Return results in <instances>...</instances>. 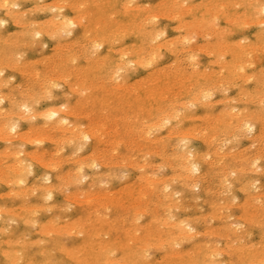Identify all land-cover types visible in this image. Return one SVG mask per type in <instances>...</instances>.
<instances>
[{"label":"rangeland","instance_id":"1","mask_svg":"<svg viewBox=\"0 0 264 264\" xmlns=\"http://www.w3.org/2000/svg\"><path fill=\"white\" fill-rule=\"evenodd\" d=\"M2 0H0V2H1ZM18 1V2H17ZM40 1H43V2H40ZM12 0V2L10 1V4L9 5H11V4H14V3H16V4H21V5H19L20 7H19V9L17 10V9H15L14 11L11 9V11H8L9 9H5V8H3L2 10H1V13H0V18L2 19H4L5 20V22L7 23V24H4V26H0V29L2 30H0V38L2 39V41H1V39H0V49H2V51L0 50V54H2L1 52H3V49H4V55H0V59L2 58V60L4 61V62H6L7 63V65L8 66H2V65H6V63H3L2 61H0L1 63V65H0V70H2V68H4L3 69V73H4V75H2L1 77L2 78H0V83H2L1 85H0V96H5L6 94V98H7V101H4L2 104H3V108H4V111H9V113H10V109H12V111H11V113L13 114H10L12 117L10 118L9 116V113H8V116H7V114H6V112H4L3 111V109H1V111H0V127L2 128V125H3V127H8V125H10V123H12V124H14V123H19V127L20 128H18V130L19 131H21V132H25L26 131V129H27V135L29 136V137H33L34 136V134H35V138H27V137H25V138H19V136L17 137V134L15 135L14 133H13V131H8L7 133H6V136L5 137H1L0 136V138H2V139H0V154H1V152H2V155H1V158H4V159H2L3 161H5V162H1V158H0V164H2V165H0V169H2L3 167H4V169H2V172L0 171V173H3V172H6V173H10V174H6L5 176H4V173L1 175L0 174V176L2 177V176H4V177H2V180H1V177H0V184H1V182L3 181V180H5L6 179V181L5 182H2V184L0 185L1 187H0V194H1V197H0V209H6V207L7 208H9L8 210H7V212L4 214V215H2V216H0V264H48V261H49V263L50 264H66V263H70V264H78L79 262L82 264H85V262L87 263L88 262V264H116V262H117V264H118V262H123V264L126 262L127 264H128V262L127 261H130L131 259H134L136 262H134V264H149V262H150V264H163L164 262L165 263H167V264H171L172 263V261H173V263L172 264H175V262H176V264H184V262H186L185 264H193L194 263V261H195V263L194 264H202V262L204 261V263L203 264H215V263H218L217 261H219V263L221 262V264L223 263V264H231L232 262V264H245V262H246V264L247 263H249V264H251V262L252 261H254V258L256 257L257 258V256H259L258 254H261L260 252H262V251H264L263 250V248H264V246L262 245V241H264V208L262 207L261 208V206H263L264 205V195H262V194H264L263 193V191H264V148H263V146H264V142H263V140H264V117H261L260 115H264V98H262L263 96H264V94H262V93H264L263 91H264V86L262 87V85L264 84V82H262L263 84H261V81H264L263 80V78H264V48L262 49L263 51H261V47L263 46L264 47V44L262 45V46H260V44L261 43H264V41H262V40H264V36H262L261 35V31L260 32H258L260 29H258V28H260L259 27V25L261 24V23H255V22H257V21H261L260 20V18H259V15H258V13H257V10H255V9H258L257 8V6L258 5H260L261 3H264V0H221V1H219V0H217V1H215L214 2V0H187V2L186 3H184L186 0H163L162 1V3H160L159 4V2H161V0H159V2H158V0H134L136 3H134V1L133 2H130V3H128L127 2V0H110V2H112V3H114L115 1H117L118 3H119V8H120V12H121V14L119 13L117 16H112V13L111 14H109V16H107V18H105V16L104 15H102L100 12H99V7L101 6V3H103V1H107V0H86V2H85V0H82V1H84L83 2V4H82V1H77V0H69V2H68V0L66 1L65 0V3L66 2H68L67 4L69 5V4H72L73 2H71V1H74L76 4H77V2L79 3L78 5L79 6H83V7H79L78 5L77 6H75V5H70V6H67V4H64L62 1H64V0H62L61 2H60V0ZM55 2V8H54V6H53V4H54V2ZM114 1V2H113ZM166 1H168V2H166ZM229 1H233V3L232 2H229ZM234 1H236V2H234ZM254 1H255V3H254ZM33 2V3H32ZM40 2V3H39ZM45 2H46V6H45ZM53 2V4H51ZM58 2H60L59 3V5H58ZM71 2V3H70ZM89 2H92L91 4L89 3ZM95 2V4H93ZM141 2V3H140ZM146 4H144V3ZM157 2V3H156ZM174 4V6H173V4ZM198 2H200V4H198ZM206 2H208V3H210V5L208 4V6H204V5H201V3H203V4H207ZM224 2H226V6L224 5V7H223V5H221L220 3H224ZM44 3V4H43ZM47 3H49L48 5H47ZM122 3H123V5H122ZM148 3H152L153 5L151 6L150 4H148ZM155 3V4H154ZM168 3H169V5H168ZM181 3V4H180ZM192 4L193 3V8L195 9V11H193L194 9H192V7H190V11L192 12V13H189L190 11H189V7H187L189 4ZM45 6V7H47V8H45L43 5ZM74 4V3H73ZM163 4V5H162ZM167 4V5H166ZM196 4V5H195ZM225 4V3H224ZM24 5V6H23ZM33 5V6H32ZM43 6V8L41 9L40 8V6ZM62 5H63V7H62ZM66 5V6H65ZM198 5H201V6H199V7H197ZM213 5V6H212ZM228 5V6H227ZM236 5H240V7H238V8H240L239 10H238V8H236L237 6ZM22 6V7H21ZM32 6V7H31ZM61 6V7H60ZM65 6V7H64ZM97 6H98V9H97ZM134 6V7H133ZM144 6V7H143ZM146 6V7H145ZM151 6V7H150ZM155 6V7H154ZM190 6V5H189ZM192 6V5H191ZM212 6V7H211ZM220 6H221V8H220ZM235 6V7H234ZM52 7H53V9H55V11H53V9H52ZM59 7H60V9H59ZM72 7V8H71ZM135 8V7H140V10H139V13L137 12L136 14L137 15H135L136 17V24L138 25V23H142V25H141V23H140V28H147V30H148V32H150L149 33V37L150 38H148L147 40H145L144 42H143V40L141 39V38H138L137 37V35H135L134 33H132V31L130 30V31H128V34H127V32H125V31H123V28H120V29H116L115 28V26H116V24L114 25V24H112L113 26H111V27H109V28H107L104 24H105V20H106V22L107 23H111V19H112V21H115V22H119V20H122V22L123 23H128V21H130V19H134L132 16H131V13H129V12H131V9H133V8ZM141 7H143V8H141ZM148 7H150V8H148ZM154 7V8H153ZM179 7H181V8H179ZM182 7H186V8H188V9H184L185 11H179L178 12V10L180 9V10H183L182 9ZM207 7H211V9L210 8H208L207 9ZM215 7V8H214ZM220 9H222V10H220ZM223 7V8H222ZM228 7H229V9H228ZM245 7V8H244ZM248 7H251V8H248ZM21 8V9H20ZM27 8L29 9V10H27ZM48 8L50 9V10H48ZM63 8H64V10H63ZM75 8V9H74ZM91 8H93V9H91ZM130 8V9H129ZM156 8V9H155ZM198 8V9H197ZM199 8H201V9H199ZM227 8V9H226ZM231 8V9H230ZM253 8V9H252ZM24 9V10H23ZM32 9V10H31ZM39 9H41V10H39ZM44 9H45V12H44ZM57 9V10H56ZM77 9V10H76ZM82 9V10H81ZM124 9H128V10H124ZM136 9V8H135ZM143 9V10H142ZM156 10L157 12L158 11H161V12H156V11H154V10ZM169 9V10H168ZM171 9V10H170ZM196 9H197V11H196ZM215 9V10H214ZM246 9H249V11H247ZM26 10H27V12L29 13V15H30V17L28 16V15H26ZM35 10V12L33 13V11ZM90 10H92V12H90ZM96 12H95V11ZM164 10H166V11H164ZM201 10V11H200ZM204 10V11H203ZM205 10H207V11H205ZM209 10H211V11H209ZM212 10L214 11L213 13H215L216 12V14H218V15H216V14H213L212 13ZM218 10H220V12L218 11ZM225 10V11H224ZM20 11V12H19ZM23 11L25 12V18L23 17L24 15L22 14L23 13ZM41 11V12H40ZM61 11V12H60ZM63 11V12H62ZM72 11V12H71ZM122 11H124L123 13H122ZM145 11V12H144ZM156 12L155 14L156 15H158V17H155V23L153 22V18H154V16H156V15H154V12ZM162 11H163V13H162ZM188 11V12H187ZM222 11H223V13H222ZM17 12H19L20 13V15H19V13H17ZM53 12H56L57 14H55V13H53ZM59 12V13H58ZM77 12V13H76ZM95 12V13H94ZM151 12H152V14H151ZM167 12V13H166ZM169 12H171L170 14H174L175 13V18L173 17L174 15H172V18L170 17L171 15L169 14V18L168 17H166V15H168V13ZM178 12V13H177ZM181 12V13H180ZM202 12H206V14H202ZM217 12H219V13H217ZM225 12H226V14H225ZM15 13V14H14ZM32 13V14H31ZM48 13V14H47ZM55 14V15H57L56 17H55V15H53V14ZM79 13H81L80 14V16H78L79 15ZM89 13V14H88ZM94 13V14H93ZM97 13V14H96ZM128 13V14H127ZM183 13V14H182ZM188 13V14H187ZM204 16H202L201 14ZM208 13H210V14H212V15H210V17L212 18V16H213V18L211 19V18H209V17H207V16H209L208 15ZM229 13V14H228ZM230 13H232V16L234 17H232L231 16V14ZM236 13L238 14V15H236ZM239 13H240V16H239ZM6 14H8L7 16H6ZM14 15V18H11V17H13V15ZM16 14H18V15H16ZM21 14L23 15V16H21ZM36 14V15H35ZM52 14V15H51ZM61 14H63V15H61ZM65 14V15H64ZM76 16H75V15ZM102 15V17H101V15ZM163 14V15H162ZM177 14V15H176ZM179 14H182V16H180ZM185 14V15H184ZM222 14V15H221ZM234 14V15H233ZM16 15V16H15ZM32 15V16H31ZM49 15L51 16V17H49ZM58 15H61V17H65V18H68L69 16V19H72V20H74V18H77V19H80V18H84V16H85V18H84V21H83V19L81 20V24H78V26L76 25L74 28H71V32H66L64 29H60L59 27H58V31H57V33H55V30H57V26H58ZM82 15V16H81ZM89 15V16H88ZM91 15H93V16H95V17H93V16H91ZM145 15V17L146 16H148L147 18H148V21H147V18L146 19H144L143 18V16ZM150 15H152V19L151 18H149V16ZM160 15V16H159ZM162 15V16H161ZM184 15V16H183ZM222 16V18L220 17V16ZM256 15V16H255ZM4 16V17H3ZM11 16V17H10ZM20 16V17H19ZM111 16H112V18H111ZM165 16V17H164ZM176 16H179L180 17V19H179V17H178V19H177V17ZM215 16V17H214ZM218 16V17H217ZM223 16H224V19H223ZM16 17H18V18H16ZM21 17H23V19H21ZM45 17H47V19H45ZM99 17H101L102 19H100ZM140 17V18H139ZM217 17V18H216ZM227 17V18H226ZM231 17V18H230ZM28 18H29V20H28ZM32 18V19H31ZM87 18V19H86ZM89 18H90V20H89ZM105 18V20H103ZM117 18H118V20H117ZM171 18V19H170ZM219 18V20L218 21H216L217 19ZM233 18V19H232ZM239 18H240V21H245L246 23L248 22V24H250V25H248L247 26V24L246 23H244V22H238L239 21ZM14 19V21H12ZM15 19H18L16 22H15ZM20 19V20H19ZM25 19V20H24ZM33 19H34V21H33ZM36 19V20H35ZM37 19H41V20H43V22H45L46 20V22H45V24L42 22L41 23V20H37ZM51 19V21H49ZM61 19V18H60ZM95 19H98V20H95ZM114 19V20H113ZM140 19V20H139ZM201 19V20H200ZM205 19V20H204ZM211 19V20H210ZM213 19H216L215 21V25H213L210 21H214ZM229 19V20H228ZM235 19V21H233ZM236 19H238V20H236ZM246 19H247V21H246ZM249 19V20H248ZM6 20H8V21H6ZM22 20V21H21ZM24 20V21H23ZM88 20V21H87ZM142 20H143V22H142ZM148 22V23H152L151 25L150 24H148L146 21ZM172 20H174V21H172ZM180 20V21H179ZM182 20H183V22H182ZM186 20V21H185ZM188 20H190V21H188ZM208 22H207V21ZM225 20V21H224ZM227 20V21H226ZM29 23V26H27V22ZM33 21V22H32ZM40 22V23H38V22ZM95 21V22H94ZM98 21V22H97ZM102 21H104V22H102ZM108 21H110V22H108ZM125 21H127V22H125ZM139 21V22H138ZM151 21V22H150ZM233 21V22H232ZM237 21V23H235ZM255 21V22H254ZM13 22V23H12ZM24 22V23H23ZM37 22V23H36ZM49 22V23H48ZM53 24H52V23ZM54 22H55V24H54ZM145 22L148 24V25H146L145 24ZM181 24V26H179L178 27V25H180L179 23ZM201 23V24H203V28L202 27H200V29H199V27L197 26V25H195V24H199V23ZM203 22V23H202ZM231 22V23H230ZM251 22H252V25H251ZM254 22V23H253ZM10 23V24H9ZM12 23V24H11ZM17 23V24H16ZM19 23H21L22 24V26H21V24H19ZM32 23V24H31ZM35 23V24H34ZM46 23H48V24H46ZM90 23V24H89ZM98 23H100V25H98ZM171 23V24H170ZM208 23V24H207ZM219 25H218V24ZM230 23V24H229ZM262 23H263V21H262ZM25 24V25H24ZM32 25V27H33V30L34 29H36L35 30V32H33V30H32V27H31V25ZM38 24V25H37ZM83 24H85V25H83ZM88 24V25H87ZM145 24V25H144ZM187 25V27H186V25ZM189 24V25H188ZM209 24H211V25H209ZM229 24V25H228ZM232 24H233V26H232ZM235 24V25H234ZM6 25V26H5ZM18 25V26H17ZM34 25H36V26H34ZM39 25H40V27H39ZM47 26V28H46V26ZM48 25L50 26V28L48 27ZM96 25V26H95ZM98 25V26H97ZM102 25V26H101ZM171 25H173V26H171ZM183 25V26H182ZM191 25H193L192 27H190ZM213 25V27H211ZM224 25H226L225 27H224ZM239 25H242V26H240L239 28H238V26ZM258 25V26H257ZM9 27V28H6V27ZM17 26V27H16ZM41 26H42V28H41ZM84 26H85V28H84ZM93 26L94 27H97V28H93ZM139 26V25H138ZM179 28V29H181V30H177L176 28L177 27ZM208 26H210V28L212 29V28H214L215 30H211V29H209V27ZM219 27V26H221V30H218V29H220V27L219 28H217V27ZM231 26H232V28H231ZM256 26V27H255ZM39 27V28H38ZM54 28V30L52 29V28ZM80 27V28H79ZM90 27V28H89ZM172 29H171V28ZM174 27V28H173ZM180 27H182V28H180ZM223 27V28H222ZM228 27H230V28H228ZM244 27V28H243ZM27 28H28V34H26V32L24 31V30H27ZM43 28H45L44 30H45V32H46V30H47V33H45L44 32V30H43ZM100 28H102V29H100ZM158 28H160L159 29V31H158ZM187 29V31H185V29ZM193 28H197V29H193ZM205 28H207L208 30H211V32L212 33H214L213 35H212V33H210L209 31H207V30H204ZM254 28V29H253ZM5 29V30H4ZM23 30L24 32H25V34L26 35H22V34H20L19 32H21V31H18V30ZM52 29V30H51ZM89 30L90 31V33H89V31H87V30ZM149 29H151V30H149ZM190 29V30H189ZM225 29L226 30H228V31H230L229 29H231V31L230 32H232V33H229L228 35H227V31L226 32H223V31H225ZM15 30V32L16 33H19V34H16V33H13V34H15V35H13L12 34V32ZM30 30H32L31 32H30ZM40 30H42V36L41 35H39V36H37L36 35V32H39ZM105 32H104V31ZM134 30V29H133ZM146 30V31H147ZM161 30H164L165 32H161V33H166V35L164 36L163 34V36L161 35H159L160 36V38L158 39V41H156V38H152L153 37V34H155L154 32L155 31H157L158 33L157 34H159L160 33V31ZM190 31V34L192 35H190V37H191V39H190V42H189V39H187V35H188V38H190L189 37V34H187V32L189 33V31ZM195 30H197V31H195ZM200 30V31H199ZM233 30V31H232ZM246 30V31H245ZM248 30V31H247ZM258 30V31H257ZM23 31L21 32V33H23ZM49 31V32H48ZM94 31H96V32H94ZM203 31V33H201V34H199L200 32H202ZM204 31H206V32H208V35L206 34H204L205 32ZM44 32V33H43ZM59 32V33H58ZM62 32L63 33H65V34H62ZM107 32V33H106ZM130 32V33H129ZM184 32H186V38H184L185 36H184ZM192 32L193 33H195L194 35L196 36V39L195 38H192V37H194V35L192 34ZM252 33V35H251V33ZM257 32V33H256ZM8 33H10V34H8ZM35 33V37H34V34ZM41 33H39V34H41ZM50 33H51V35H53L54 36V33L56 34V37L54 36V38L52 37L51 38V35H50ZM53 33V34H52ZM67 33V34H66ZM68 33H72V34H68ZM85 33H86V35H85ZM89 33V34H88ZM105 33V34H104ZM110 34V36H109V34ZM112 33H114L115 35H112ZM160 33V34H161ZM217 33V34H216ZM220 33H222V34H226V35H223V36H221V35H219ZM248 33H249V35H248ZM255 33V34H254ZM11 35V36H13V37H11V36H9V38L7 37L8 35ZM59 34V37H57V35ZM89 35V37H87L88 35ZM124 34H126V35H124ZM157 34H155L154 35V37L157 35ZM179 35V38H181L182 40H180L178 37H174V36H176V35ZM204 34V37H202V35ZM211 34V35H210ZM7 35V36H6ZM16 35H17V38H16ZM33 35V36H32ZM45 35V36H44ZM66 35V37H64ZM67 35L69 36V37H67ZM92 35H94L95 36V39H96V35H97V37L99 38V36H100V38L98 39L97 38V40H98V43L100 42V48H99V50L97 49V48H95L96 49V51L95 50H93L94 48L93 47H95V44H94V42H95V39H94V36L91 38V36ZM106 35V36H105ZM107 35H108V38H106L107 37ZM112 35V36H111ZM133 35V36H132ZM177 35V36H178ZM210 35V36H209ZM216 35V36H215ZM244 35H246V36H244ZM257 35V36H256ZM21 36V37H20ZM105 36V37H104ZM114 36H115V39H114ZM127 36V37H126ZM206 36V37H205ZM207 36H209V37H207ZM211 36H213V38L211 37ZM218 36H220L219 38H218ZM230 36H232V37H230ZM242 36V37H241ZM38 37V38H37ZM60 37H62V39H59ZM118 37V39H116ZM211 37V38H210ZM216 37L218 38V40L216 39ZM221 37H225L226 38V40H225V38H221ZM230 37V38H229ZM248 37V38H247ZM7 38V39H6ZM36 38V39H35ZM40 38V39H39ZM56 38V39H55ZM58 38V39H57ZM87 38V39H86ZM166 38V39H165ZM172 38V39H171ZM174 38H175V42H172L171 40H173L174 41ZM176 38H178L177 40H176ZM184 38V39H183ZM243 38H245V39H243ZM247 38V39H246ZM252 39L253 41H251L250 39ZM5 39V40H4ZM10 39V40H9ZM15 39H17V42H16V40ZM20 39H22V40H20ZM33 39H35L34 41H32ZM38 39V40H37ZM88 39L90 40V39H92V40H90V41H88ZM107 39V40H106ZM111 40L112 42H110L109 40ZM167 39H170V40H167ZM219 39L221 40V43L222 44H224V45H222L221 43H220V41H219ZM236 39H238V40H242V42H243V44L241 45V43L239 42V41H236ZM15 40V41H14ZM40 40V41H39ZM59 41V46L61 47H57L56 48V43H58V41ZM78 40V41H77ZM94 40V41H93ZM100 40V41H99ZM103 40V41H102ZM119 40V41H118ZM122 40V41H121ZM153 40H154V42H153ZM166 40L167 41H171V42H169V43H173V44H169L168 42H166ZM188 40V41H187ZM194 40V41H193ZM232 40V42H236V43H226V42H230ZM233 40H235V41H233ZM243 40H247V42L245 41H243ZM254 40L256 41H258V42H254ZM9 41H11L12 42V44H11V42H9ZM21 41H22V44H21ZM25 41V42H24ZM26 41H28V44L29 43H31V44H29V46L26 44V45H24V43H27ZM92 41V42H91ZM150 41H152V44L150 43ZM160 41H161V43H160ZM165 42L164 44H162V42ZM183 41V42H182ZM206 41H207V44H208V42L210 43V44H212L213 45V47L215 48L216 47V50H219V53H220V51L222 52V54H227V56L225 55H223V60H222V58L220 57V56H222L221 54L220 55H218V54H216L215 53V51H212V50H214L213 48H212V45H207V44H205L206 43ZM214 41H217V42H214ZM218 41H219V43H218ZM226 41V42H225ZM3 42V43H2ZM5 42H7V43H5ZM34 42H36V43H34ZM44 44H43V43ZM46 42V43H45ZM63 42V43H62ZM66 42V43H65ZM72 42H74V44L72 43ZM76 42V43H75ZM84 43V44H82V43ZM115 42V43H114ZM120 42V43H119ZM134 42V43H133ZM140 42V43H139ZM143 42V43H142ZM159 42V43H158ZM180 42V43H179ZM205 42V43H204ZM225 42V43H224ZM238 42H239V44H238ZM261 42V43H260ZM10 43V44H9ZM33 43L35 44V46L33 45ZM64 43H65V45H64ZM68 43V44H67ZM70 43V44H69ZM90 43V44H89ZM101 43H102V45H101ZM128 43H130L129 45L130 46H128ZM132 43H133V46L134 45H138L139 46V44H140V46H141V44H142V46L145 48V51H144V54H142L143 55V57L144 58H142V59H145V60H143L144 62H146L145 64H144V62L143 61H141L140 63H142V64H140V63H137V64H135V63H130V62H127V60L129 59V57H130V52L128 51L129 49H130V47H133L132 46ZM154 43H156V44H154ZM176 44V46H175V44ZM217 43V44H216ZM244 43H246V44H244ZM253 45H252V44ZM6 44V45H5ZM15 44H18L17 46L15 45ZM60 44H62V45H60ZM111 44V45H110ZM113 44V45H112ZM122 44V45H121ZM123 44H125V45H123ZM157 44H158V46H157ZM160 44V45H159ZM162 44V45H161ZM182 44V45H181ZM200 44V45H199ZM225 44H226V46H228L227 48H226V46H225ZM231 44V45H230ZM237 44H238V47H237ZM255 44V45H254ZM8 45H10L11 47H13V48H11L10 46H8ZM45 45V46H44ZM53 45H55L54 47H55V49H54V47L53 48H51V46H53ZM81 46V48H80V46ZM87 45V46H86ZM96 45H98L97 44V42H96ZM121 45V46H120ZM165 45H166V47H165ZM168 45H170V46H168ZM196 45H198V46H200L202 49L204 48V46H205V49H208V48H206V47H209V46H211V48H210V52H208V50H205V49H203V51L201 50V48L200 49H198V46H196ZM202 45H204V46H202ZM241 45V46H240ZM243 45L245 46V47H243ZM252 45V47H250ZM257 45H259V47L257 46ZM65 46V47H64ZM73 46V47H72ZM79 46V47H78ZM110 46H112V48L110 47ZM121 48H120V47ZM126 46H128V47H126ZM153 46H154V48H156L155 46H157L158 47V49H160V50H158L157 48V50L155 51L154 50V48H153ZM160 46H162V48H159ZM168 46V47H167ZM174 47L173 48V50H172V47ZM193 46H195V47H193ZM248 46V47H247ZM256 46V47H255ZM14 47H16V48H14ZM43 47H45L44 49H43ZM64 47V48H63ZM70 47V48H69ZM77 47V48H76ZM86 47V50L84 49ZM108 47H109V49H108ZM165 47V48H164ZM220 47H222V49L219 48ZM225 48V50H227V52H228V50L230 51V53L228 52V53H226V51L224 50V48ZM239 47H242V48H239ZM249 47H250V49H249ZM258 47V49H256ZM50 48V49H49ZM107 48V49H106ZM117 48V49H116ZM118 48H120V49H118ZM124 48V49H123ZM126 48V49H125ZM168 48V49H167ZM186 48H190V49H186ZM198 50H197V49ZM218 48V49H217ZM237 48H239V49H237ZM244 48H248V51H245V50H247V49H244ZM252 48H254V52H253V49ZM67 49V50H66ZM69 49V50H68ZM75 49H77V50H75ZM79 49L81 50V51H79ZM84 49V50H83ZM90 49V50H89ZM115 50V52L113 51V50ZM148 49H151L150 51H153L154 50V52H157V53H159L160 55H161V53L163 54V58L161 57V58H157V62H153L152 63V67H150L151 65H149L148 64V61L150 60V58L154 55H152L151 56V54L153 53H151V52H149V50ZM235 49V50H234ZM241 49H243V50H241ZM22 50H24V51H22ZM64 50V51H63ZM75 50V51H74ZM110 50H111V52H110ZM125 50H127L125 53L127 54V56H126V58H124L126 61H124L123 59H121V56H119V54H121V52L122 51H125ZM194 50V51H193ZM199 50H201V51H199ZM204 50L206 51V53H204ZM236 50H239V52H236ZM25 52L24 54H22V56H21V58H23V59H21L20 61H22V63L19 61L18 62V59H19V57H20V55L18 56V52L20 53V52ZM29 51V52H28ZM93 51H95V53H92ZM147 51V52H146ZM197 51H199V52H197ZM224 51V52H223ZM241 51V52H240ZM245 51V52H244ZM259 51V52H258ZM70 52L72 53V55H73V59L74 60H72V55L70 54ZM76 52V53H75ZM79 52V53H78ZM91 52V53H90ZM180 52V53H179ZM193 54H192V53ZM231 52H233L232 54H233V56H235V61H233L234 60V58L232 59L231 58V56H232V54H231ZM234 52H236V53H234ZM250 52V53H249ZM256 52V53H255ZM66 53H68V54H66ZM75 53V54H74ZM90 53V54H89ZM106 53V54H105ZM156 53V54H157ZM185 53V54H184ZM190 53H191V55H197V56H195V57H197V58H195L194 56H192L191 58H190ZM207 53H209V54H207ZM213 55H212V54ZM217 53H218V51H217ZM238 53L240 54V55H238ZM249 53V54H248ZM257 54V56H258V58H256L257 56L255 55V54ZM49 54V56H51V54H53L52 56H53V59L52 58H50L49 56H45V55H48ZM77 54V55H76ZM78 54H79V57H78ZM94 54H96V56L94 55ZM102 54V55H101ZM104 54V55H103ZM114 56H113V55ZM235 54V55H234ZM254 54V55H253ZM261 54V55H260ZM58 55V57H56ZM66 55V56H65ZM109 55V56H108ZM151 57H150V56ZM245 55V61L244 62H247L246 64L244 63V62H242L243 61V56ZM247 55H249V57L247 56ZM259 55H260V57H259ZM18 56V57H17ZM44 56H45V58H44ZM51 56V57H52ZM76 56V57H75ZM84 56V57H83ZM88 56H90V57H92V58H90V57H88ZM104 56V57H103ZM150 58H149V57ZM157 57H158V54L156 55ZM183 56V57H182ZM211 56V57H210ZM254 56H255V58H254ZM263 56V57H262ZM40 57V58H39ZM60 57V58H59ZM66 57L68 58H70V60L69 59H67L66 60ZM76 58V60L77 61H75V58ZM87 57V58H86ZM95 59H94V58ZM113 57H114V59H113ZM120 57V58H119ZM160 57V56H159ZM175 57L178 59V61H177V59H175ZM216 57V58H215ZM220 57V58H219ZM262 57V58H261ZM18 58V59H17ZM37 58V59H36ZM39 58V59H38ZM84 58H86V59H84ZM89 58V59H88ZM114 60H112V59ZM118 58V59H117ZM149 58V59H148ZM166 58V59H165ZM181 60H180V59ZM189 58V59H188ZM194 59L193 61L191 60V59ZM224 58H225V61H224ZM242 58V59H241ZM254 58V59H253ZM29 59H30V62H33V61H35V62H33V63H30L29 62ZM32 59V60H31ZM34 59H36V60H34ZM44 59V60H43ZM46 59V60H45ZM58 61H56V60ZM108 59H111V60H108ZM117 59V60H116ZM141 59V60H142ZM173 59H175V60H173ZM213 59H214V62H213ZM217 59H218V61H219V65H217V63H218V61H217ZM239 59H240V61H239ZM256 59H259L260 61H261V59H262V61L260 62V64H259V61L258 60H256ZM24 60V61H23ZM42 62H41V61ZM52 60H54V61H52ZM97 60V61H96ZM104 60H106V65L104 66ZM120 60H123L124 62H127V65H126V63L124 64V66H127V67H124L123 65H121L120 67L124 70V71H126V72H124V71H122V74H121V76H122V78H124V79H120L121 78V76H120V78H118L119 79V84L121 83V82H124V83H121L120 85L119 84H117L116 83V81H117V79H115V76H116V69H117V65H119V64H121L123 61H120ZM146 60H148V61H146ZM192 62H191V61ZM196 60V61H195ZM211 60V61H210ZM217 62H216V61ZM228 60H231L232 62H236V61H239L240 62V64H238V62L237 63H232L231 61H228ZM248 60V61H247ZM15 61V62H18L17 63V65H19V66H17L16 65V63H15V65L13 64L12 65V63ZM40 61V62H39ZM43 61H44V63H43ZM60 61V62H59ZM70 61H73V62H71L70 63ZM95 61V62H94ZM111 61H112V64H111ZM173 61L175 62V63H178V62H180V63H178V64H176L175 65V63H174V65L172 66V64H173ZM186 61V62H185ZM208 61H210V62H208ZM226 62V64L225 63H223L224 65L222 66L221 64H220V62ZM249 61H251V62H254L253 64H256V65H252ZM12 62V63H11ZM24 62H25V64H27L28 62L30 63V64H32V65H29V63L27 64V65H24ZM62 62H63V64H62ZM191 62V63H190ZM212 62V63H211ZM233 64H231V63ZM241 62H242V64H243V66H242V64H241ZM251 64V66H250V64ZM258 62V63H257ZM10 63H11V65H10ZM50 63V64H49ZM54 64V66H53V64ZM57 63V64H56ZM74 63V64H73ZM169 63V65H170V63H171V65L170 66H167V64ZM197 63V66L195 67L194 65ZM213 63H214V65H213ZM20 64H22L23 65V67H22V65H20ZM72 64L74 65V66H72ZM139 64H140V66H139ZM144 64V65H143ZM165 66H164V65ZM236 64V65H235ZM56 65V66H55ZM96 65L98 66V67H96ZM115 65V66H114ZM129 65V66H128ZM136 65V66H135ZM147 65L149 66V67H147ZM190 65H192L191 67H190ZM223 67V68H221V66ZM230 65H231V67H233L234 68V70L236 69V70H238V71H240V70H242V71H240V74L241 75H239V73H236L235 71H232V75H231V71H229V70H227V69H230L231 67H230ZM239 65V66H238ZM245 65V66H244ZM247 65V66H246ZM263 65V66H262ZM2 66V67H1ZM11 66H13V67H11ZM30 68H29V67ZM76 66V67H75ZM78 66H80V68L79 69H77L78 68ZM86 66H89V68H87ZM90 66H91V68H93V69H91L90 68ZM132 66V67H131ZM134 66H135V69H134ZM178 66V68H176ZM181 66V67H180ZM186 66H188V67H186ZM194 66V67H193ZM208 66V67H207ZM225 66V67H224ZM249 66H250V68L252 67V66H254L255 68H253L252 67V69L250 70V68H249ZM22 67V68H21ZM49 67H50V69H49ZM53 67H55L56 68V70L57 71H55V68H53ZM71 67H75L76 68V70H78L77 71V73L79 74L80 72L82 73V71H84V75H86V78H84L83 77V75L80 73V75H78V76H80V78L79 77H77L76 76V72H74L75 71V68H74V71L72 70L73 68H71ZM84 67H86V69L84 68ZM103 67V68H102ZM124 67V68H123ZM129 67V68H128ZM131 67V68H130ZM153 67H155V71H153L152 70V68ZM162 68L161 70H162V73H161V70L159 69V68ZM168 67H173V68H175V69H173V70H171V69H169ZM192 67H193V69H192ZM239 67H241L242 69H240ZM258 67V68H257ZM13 68H15V69H13ZM26 68H29V69H26ZM71 68V69H70ZM96 68V69H95ZM97 68H99V69H97ZM102 68V69H101ZM127 68V69H126ZM159 70H157V69ZM165 68V69H164ZM180 68V70L182 71V69H184L183 71H182V76H181V78L180 77H178V79L177 78H175V80L173 79V80H166V82H165V80L163 81H161V80H155V79H151V78H154V76L157 78V76H159L160 74H164V72L165 73H167L168 71V73H172V74H175L176 73V71L178 70ZM197 69V71L195 70V69ZM206 68H207V71L210 69V68H215L216 69V73H215V69H214V74H213V72H212V74H211V71H210V73L208 74L207 73V71H205L206 70ZM221 68V69H220ZM227 68V69H226ZM259 68H261V69H259ZM20 69V71L18 72V70ZM23 69V70H22ZM24 69H26V70H24ZM35 69V70H34ZM40 70V71H38V73H37V70ZM48 69V70H47ZM53 69V70H52ZM68 69H70V70H68ZM80 69H81V71H80ZM89 69H91V70H89ZM115 69V70H114ZM126 69V70H125ZM138 69V70H137ZM154 69V68H153ZM167 69V70H166ZM191 69V70H190ZM213 69H211V70H213ZM223 69V70H222ZM21 70H22V73H21ZM28 70H32V71H28ZM88 70L90 71V72H88ZM94 70V71H93ZM113 70V71H112ZM130 70V71H129ZM135 70V71H134ZM150 70V71H149ZM176 70V71H175ZM208 74V75H210L209 77H207V79H206V76H208V75H205V76H202V73L203 74H206L204 71ZM219 70H222V71H219ZM226 71V74L227 75H225V71ZM244 70V71H243ZM253 70H255V71H253ZM24 71V72H23ZM26 71H28V73H26ZM34 71V72H33ZM35 71H36V73H35ZM68 71H70V73H69V75H66V74H68L67 72ZM80 71V72H79ZM138 71H139V73H138ZM152 71V73H155V74H151L150 72ZM167 71V72H166ZM171 71V72H170ZM189 71V72H188ZM190 71H191V73H190ZM201 72V71H203L202 73H199L202 77H200L199 78V80H197V82L199 81L200 83H197V84H195L194 82L195 81H192V83H193V86H188L187 84H192L190 81L191 80H188L189 81V83H188V81L187 80H185V82H187V83H185L184 81H183V79H187L190 75H196V74H198V72ZM208 71V72H209ZM217 71H219L220 72V74H221V72H223L224 74H222L223 76H221V75H219V72H217ZM237 71V72H238ZM33 72V74H30V73H32ZM54 72V74H56V72L57 73H59V74H61V75H59V74H56L57 75V77L59 76H65V79H64V77H61V78H53V74H51V73H53ZM61 72V73H60ZM85 72H86V74H85ZM115 72V75L113 74ZM158 72V73H157ZM188 72V73H187ZM192 72H195V74H193ZM257 72H259V73H257ZM261 72V73H260ZM24 73V74H23ZM65 74V75H63V74ZM94 73V74H93ZM113 74L112 76H113V78H111L112 76L110 75V74ZM148 73V74H147ZM160 73V74H159ZM186 73V74H185ZM218 73V74H217ZM228 73H230V74H228ZM234 73L235 74H237V76L239 75L240 77L241 76H246V77H244L245 79H243V81H242V79L241 78H239V77H235V75H234ZM253 73V74H252ZM27 76H26V75ZM39 75V77L38 76H34V75ZM51 74V75H50ZM88 74V75H87ZM133 74V75H132ZM187 75V76H185V75ZM246 74V75H245ZM249 75V77L250 76H252V78H249L248 77V75ZM251 74V75H250ZM10 75V76H9ZM12 75V76H11ZM53 75V76H52ZM55 75V76H56ZM72 75V76H71ZM92 75V76H91ZM96 75V76H95ZM145 75H147V76H145ZM157 75V76H156ZM212 75V76H211ZM217 75V76H216ZM231 75V76H230ZM257 75V76H256ZM258 75H261L260 76V81H259V78H257L258 79V81H257V79L255 78V77H258ZM9 76V77H8ZM15 76H16V79H15ZM25 76H26V78H25ZM50 76V77H49ZM54 76V77H55ZM67 76H69V78H67ZM71 76V77H70ZM143 76H144V78H143ZM150 76V77H149ZM185 76V77H184ZM221 78H220V77ZM226 76V77H225ZM4 77V78H3ZM35 77V78H34ZM38 77V78H37ZM47 77H49L50 79H51V77L53 78L52 80H50L49 78H47ZM96 77V78H95ZM103 77V78H102ZM104 77H107V78H104ZM110 77V78H109ZM147 77V78H146ZM204 77H205V79H204ZM211 77H212V79H211ZM213 77H214V80H213ZM215 77H217L218 79V81L215 79ZM225 77V79H223V81L221 82V83H218L219 81H221L222 80V78H224ZM232 77H234L235 78V80H237V81H233L232 82V80H233V78ZM262 77V78H261ZM14 78V79H13ZM29 78V79H28ZM67 78V79H66ZM78 78L80 79V81L83 83H81L80 81V83L79 82H77L78 81ZM95 78V79H94ZM135 78V79H134ZM139 78H143V79H140L139 80ZM210 78V79H209ZM221 80H220V79ZM228 78H229V80H230V82H229V80H228ZM237 78H239L240 80H238ZM249 78V80H253V81H249V80H247ZM28 79V81H26ZM60 79L62 80V81H60ZM68 80L67 82L66 81H64V80ZM84 79H86V80H84ZM93 79H94V81H93ZM136 79H137V81H136ZM182 79V80H181ZM262 79V80H261ZM9 80H12V81H9ZM45 80V81H44ZM77 80V81H76ZM83 80H84V82H83ZM99 80V81H98ZM101 80H103L104 81V83H103V81H101ZM113 80V81H112ZM116 80V81H115ZM124 80V81H123ZM141 80H143V81H141ZM149 80V81H148ZM178 80V81H177ZM180 80V81H179ZM255 80V81H254ZM7 81V82H6ZM26 84H24L23 82ZM41 81H43V82H41ZM54 81H57V85H61V87H59V88H57V87H53V84H54ZM64 81V82H63ZM73 81V82H72ZM94 83H93V82ZM108 81V82H107ZM132 81L133 82H135V83H132ZM139 81V82H138ZM143 83H145V85H144V83L142 84L141 82ZM153 81V82H152ZM156 81H157V83H156ZM177 82L176 83V85L178 86L179 85V87L181 86V85H183V84H185L186 85V87L188 86L189 88H186L185 87V85H183L184 86V88H186V90L185 89H183L182 90V88H181V91L178 89L179 87H177V86H174L175 85V82ZM214 81H216V82H214ZM227 81H228V83H227ZM240 81V82H239ZM249 81V82H248ZM4 82H6V83H4ZM8 82L10 83V84H8ZM39 82H41V83H39ZM66 82V83H65ZM72 82V83H71ZM74 82H76V83H74ZM87 82V83H86ZM100 82V83H99ZM151 82V83H150ZM170 84L171 82H172V84H170V89H169V86L167 87V85H168V83ZM179 82V83H178ZM181 82V83H180ZM225 82V83H224ZM238 85V87H237V85L235 84V83ZM244 82V83H243ZM4 83V84H3ZM15 83V84H14ZM19 85H17V84ZM43 83V86H39V85H41ZM65 83V84H64ZM77 83H79V84H77ZM86 83V84H85ZM92 83H93V85H96V84H98L99 85V87H97V89H96V86H92ZM102 83V84H101ZM114 83V84H113ZM140 83V84H139ZM147 83V84H146ZM158 83H159V87L160 88H157L158 86ZM167 83V84H166ZM223 83V84H222ZM236 85L235 87H233L234 86V84ZM240 83V84H239ZM247 83V84H246ZM259 83V84H258ZM8 84V85H7ZM25 86H23V85ZM50 84H52L51 85V91H47V92H49V93H51V94H49V95H51L52 96V98H51V96H50V98L48 97V93H47V95H46V97L47 98H49V99H47V98H45V96H43L42 95V93L45 95L46 94V92H44L43 91V89H44V87H45V89L47 90V89H50L49 87H50ZM56 84V83H55ZM73 84H74V86H75V84H76V86L74 87L73 86ZM100 84H101V86H104L103 84H105V86L107 87H102V89H101V86H100ZM111 84L113 85V86H111ZM117 84V85H116ZM138 84L139 85H141V87L140 86H138ZM155 84V85H154ZM181 84V85H180ZM213 84H214V86H213ZM219 84L220 85H224L225 86V84L227 85V86H225V87H223V86H221V88L223 89L224 88V91L225 90H227L226 92H224V93H227V94H224L222 91L220 92V90H222L220 87H219ZM231 84V85H230ZM233 84V85H232ZM254 84V85H253ZM5 85V86H4ZM7 85V86H6ZM79 85H81V86H79ZM82 85L84 86V89L83 88H81L82 87ZM115 85V86H114ZM123 85H124V88H123ZM162 85V86H161ZM172 85H173V87H172ZM195 85V86H194ZM229 85V86H228ZM240 85V86H239ZM253 85V86H252ZM21 86H23V87H21ZM69 86H71V87H69ZM74 88H73V87ZM119 86H121V87H119ZM127 86H128V88H127ZM134 88H133V87ZM138 86V88L136 89V87ZM145 86V87H144ZM151 86V87H150ZM157 86V87H156ZM164 86V87H163ZM217 86V87H216ZM241 86H242V89H241ZM21 87V88H20ZM79 87V88H78ZM92 87H94V88H92ZM108 87H109V90H108ZM149 88V90H148V88ZM165 87L167 88V89H165ZM202 89H201V88ZM207 87H209V89L207 88ZM254 87H257V89L256 88H254ZM258 87H260V88H258ZM18 88V89H17ZM22 89L21 91H20V89ZM62 88V89H61ZM70 88V89H69ZM76 88H78V90L79 91H77L76 90ZM106 88V89H105ZM147 88V89H146ZM151 88V89H150ZM153 88V89H152ZM154 88H156V89H154ZM176 88V89H175ZM192 88V89H191ZM201 89L200 91L198 90V89ZM208 90H207V89ZM213 88H216V90L214 91L213 90ZM240 90H239V89ZM262 88V89H261ZM44 89V90H45ZM80 89H81V91L84 93V94H82L81 93V91H80ZM89 89V90H88ZM91 89V90H90ZM94 89V90H93ZM111 89H112V91H111ZM121 89V90H120ZM133 89H134V92H133ZM142 89H143V91H142ZM161 89H163L164 90V92L161 90ZM175 89V90H174ZM190 89V91H188V92H186L187 90H189ZM206 89V90H205ZM211 89V90H210ZM244 89H246V90H244ZM249 89H250V91H249ZM253 89H254V91H253ZM261 89V90H260ZM45 90V91H46ZM72 90H73V92H72ZM75 90H76V92H75ZM86 90H88V92H89V95H88V92L86 91ZM93 90V91H92ZM108 90V91H107ZM117 90H120V91H117ZM127 90H129V91H127ZM135 90L138 92V91H142V92H139V93H136L135 92ZM148 90V91H147ZM153 90H154V93H155V95H157V94H159V91H161V93L159 94V95H157L156 97H157V99L156 100H153V101H150L151 103H150V105L153 107V108H151L150 107V105H149V102H148V99H150V94H148L149 93V91L150 92H153ZM172 90L173 92L175 91V92H177L178 94H176V93H173L172 91L170 92V91ZM204 90V91H203ZM236 90H239L240 92L242 91V93H240L239 91H236ZM248 90V91H247ZM251 90H252V93H253V95L252 94H250L249 95V93L248 92H251ZM257 90H260V91H257ZM126 91V92H125ZM208 91H212V92H210V95L209 94H207V95H203L204 97V99H202V101L203 100H205V99H207V100H205V101H200L199 102V100L202 98V94L205 92V93H207ZM244 91H245V93H244ZM256 91V93H254ZM24 92H25V94H24ZM78 92H79V94H78ZM87 92V93H86ZM107 94H106V93ZM108 92H111V93H108ZM113 92V93H112ZM122 92H123V95H122ZM144 92H148L146 95H148L147 96V98H144L146 95H145V93ZM167 93L166 94V96H168V95H170V96H168V98L167 97H163L161 94H163V93ZM179 92H181L183 95H179ZM201 92V93H200ZM203 92V93H202ZM215 92V93H214ZM246 92L248 93V94H246ZM258 92H259V95L260 94H262V96H260V97H258V99L260 98V99H262L261 100V102H263L262 104L260 103V101H258V103H257V95H258ZM262 92V93H261ZM2 93V94H1ZM31 94L32 96H34V97H32L31 95H28V94ZM54 93V94H53ZM75 93H77V94H75ZM86 93V94H85ZM105 93V94H104ZM174 94V95H176V96H178L177 98H175V96H173L172 97V95L171 94ZM180 93V94H181ZM188 93V94H187ZM195 93V94H194ZM204 93V94H205ZM212 93H214V95L212 94ZM244 93V94H243ZM67 94V95H66ZM70 94V95H69ZM90 94H91V96H90ZM137 94V95H136ZM199 94H201V95H199ZM212 94V95H211ZM225 96H224V95ZM240 94H242V97H241V95ZM9 95V96H8ZM53 95H54V97H53ZM83 95H85V97H86V99H88L89 98V101L88 102H86L87 100L85 99V97L83 96ZM119 95V96H118ZM143 95V96H142ZM163 95H165V94H163ZM193 95H195V96H192ZM197 95H198V98L199 99H197L198 101H196V102H194V100H196V98H197ZM209 95V96H208ZM240 95V96H239ZM258 95V96H259ZM8 96V97H7ZM27 96V97H26ZM34 99H29V98H31V97ZM89 96V97H88ZM94 96V97H93ZM95 96H96V99H95ZM136 96H137V98H136ZM141 96V97H140ZM159 96V97H158ZM160 96H162V97H160ZM185 96H187L185 99H186V101H185V99H184V97ZM191 96V98H189V100H187L188 99V97H190ZM199 96H201V97H199ZM206 96V97H205ZM212 96V97H211ZM227 96V97H226ZM228 96H229V98H228ZM246 96L248 97V96H250V100L247 98L246 100L248 101H246V102H244V100H245V98H246ZM251 96H253V97H251ZM16 97V98H15ZM39 97V98H38ZM66 97V98H65ZM88 97V98H87ZM93 97V98H92ZM106 97V98H105ZM172 97V98H171ZM182 97H183V99H182ZM210 97V98H209ZM223 97V98H222ZM27 98V99H26ZM36 98L38 99V102H37V100H36ZM41 98V99H40ZM104 98L106 99V101L104 100ZM175 98V99H174ZM194 100H193V99ZM219 98V99H218ZM221 98V99H220ZM226 98V99H225ZM232 98H234L233 100H231ZM252 98H254V99H252ZM14 99V100H13ZM43 99V100H42ZM76 99V100H75ZM79 99L81 100L80 102H78L79 101ZM94 99V100H93ZM170 99H172V102H174V103H172V102H170L169 100ZM179 99V100H178ZM193 101H192V100ZM223 99V100H222ZM224 99L227 101H225L224 103L222 102V101H224ZM229 101H228V100ZM236 99V100H235ZM252 99V100H251ZM20 100V101H19ZM27 100V101H26ZM34 102H37V103H34ZM67 100V101H66ZM108 100H110L109 102H108ZM141 100V101H140ZM151 100V99H150ZM190 100H191V103H193V104H191L190 103ZM208 100L209 101H212L211 103H212V105H211V103H209L208 102ZM237 101V102H235V101ZM240 100V101H239ZM243 100V101H242ZM255 100V101H254ZM20 103H19V102ZM25 101H26V104H28V105H30L31 107L33 106V108H35V109H41V110H44V109H46L47 107H51V105L52 106H58V107H62L63 108V105H62V103L64 102V110H71V112H72V116H71V118H70V120L72 121L71 122V124L70 125H68L69 126V129L71 128V127H76V125H79V124H77V123H81L79 126H77V127H79V129H81V130H76L75 129V133L76 132H81L82 131V134H83V130L84 131H87V130H90V129H92L93 128V130H95L94 128H96V126H97V128H98V130H96L97 132H96V135H100L99 137L98 136H96L95 137V139H91V138H89V139H87L88 140V142L87 141H84L85 139L84 138H79V140H77V139H71V143H70V139H68V137L69 138H72V133L71 132H68L67 130L65 131V129L63 130L62 129V127H61V129H55L56 127H57V125L56 124H54L53 123V121H49V120H43V119H41V120H34V119H29L30 117L26 114V113H28V112H26L25 113V111L23 112L22 110V108H20V105H21V103L23 102V103H25ZM85 101V103H86V105H83V102ZM94 101V102H93ZM101 101H102V103H101ZM123 101V102H122ZM155 101V102H154ZM181 101H184V103H188L189 102V104H187V107H185V105H183L182 106V102ZM215 101H218L217 103L215 102ZM233 101V102H232ZM239 101V102H238ZM253 101V102H252ZM33 102V103H32ZM74 102H76V103H74ZM106 102V103H105ZM108 102V103H107ZM168 102H170L171 104H169ZM182 103V104H180V103ZM215 102V103H214ZM61 104V106H60V104ZM69 103V104H68ZM81 103H82V107L84 108H82V109H80L79 107L81 106ZM84 103V104H85ZM88 103V104H87ZM92 103H94V104H92ZM177 103V104H176ZM199 103V104H198ZM227 103V104H226ZM255 103V104H254ZM57 104V105H56ZM106 104H108V105H106ZM130 104V105H129ZM197 104V105H196ZM225 104V105H224ZM231 105V107H230V105ZM42 107H41V106ZM76 107V105H77V107H76V109H75V107ZM109 105H111L110 107H109ZM143 105V106H142ZM158 106V108L156 109L155 107H157ZM168 105H172V106H175V107H172V106H168ZM188 105L189 106H191V105H193L194 106V108H193V106H191V107H189V110H187L186 108H188ZM229 106V107H227V108H225L224 106ZM47 106V107H46ZM166 106V107H165ZM178 106V107H177ZM211 106V107H210ZM234 107V109H232L233 107ZM105 107V109L103 110V108ZM114 107V108H113ZM141 107V108H140ZM148 107V108H147ZM150 107V108H149ZM236 107H238V108H236ZM242 107H246V110H244V109H242ZM1 108V107H0ZM69 108V109H68ZM70 108H72V109H70ZM122 108V109H121ZM165 108V109H164ZM171 108V109H170ZM173 108V109H172ZM176 109V111H177V109H179L178 111L180 112V110H182L183 112H182V115L184 116H180V114H181V112H180V114H178V111L176 112L175 111V109ZM224 108H225V110H224ZM230 108L234 111H232L231 113H233V114H231L230 112H229V110H230ZM236 108V109H235ZM158 109H161V111L160 110H158ZM191 109H194V110H191ZM197 109H199V110H197ZM226 109H229L228 111L226 110ZM242 111V110H244V111H242L241 113H240V110ZM77 110V112H79L80 110V112L82 113V115H81V113L79 112V113H76L75 111ZM83 110V111H82ZM86 110H91V111H87L86 112ZM93 110V111H92ZM147 110H149L150 111V113H148V111ZM170 110V111H169ZM173 112H172V111ZM223 110V111H222ZM249 110H252L251 112H254V114H252L251 115V113L249 112ZM137 111V112H136ZM165 111V112H164ZM167 111H169L171 114H172V116H171V114H169V115H167L166 113H169V112H167ZM220 111V113H218ZM231 111V110H230ZM236 111V112H235ZM259 111V112H258ZM3 113V116L1 115L2 113ZM21 112H23V113H21ZM74 112V113H73ZM87 114H86V113ZM164 112V113H163ZM207 112L208 113H210L209 115L207 114ZM222 112V113H221ZM224 112H227V113H224ZM239 112V113H238ZM106 113V115H104ZM128 114L126 117L124 116V115H126V114ZM132 113H133V115H132ZM136 113H138L139 115H136ZM162 113V114H161ZM175 113H176V115H178V116H180V117H174V116H176L175 115ZM205 113V115H204V117H202L203 115L202 114H204ZM243 114V113H247L246 114V117L247 116H249V117H251L252 119H257L258 117H259V119H257L256 121H250L249 119L250 118H246V117H244V119H246V120H248V121H250L251 122V124L253 123V125H254V128L252 129V130H249V129H241V128H239L238 127V121H236V119L238 118V117H240V116H243V115H237V116H235V114ZM4 114H6L5 116H4ZM24 114V115H23ZM76 114V116H74ZM188 114H190V115H188ZM198 114H200V115H202V116H200V119L198 118L199 116H198ZM206 114H207V116H206ZM217 114H218V116H219V120L222 118V120L221 121H219L218 120V116H217ZM15 115V116H14ZM18 115L19 116H21V118H19L18 117ZM84 115H88L87 117L85 116L84 117ZM92 115H93V117H92ZM132 115V116H131ZM149 115H151V116H149ZM162 115H166V116H163V117H168L165 121H167V120H169L167 123H169V124H167V123H165V121L164 120H160V118H161V116ZM187 115H188V117H187ZM191 115H193L192 117H191ZM195 115V116H194ZM215 115L217 116V117H215ZM224 115H228L227 117L226 116H224ZM229 115H231V118H230V116ZM81 116V117H80ZM102 116V117H101ZM114 116V117H113ZM118 116V117H117ZM123 116V118L121 119V117ZM135 116H138L137 118L135 117ZM160 118H159V117ZM169 116H170V118H169ZM185 116H186V118H188V119H184L185 118ZM205 116L207 117V118H205ZM258 116V117H257ZM5 117H7V118H5ZM26 117V118H25ZM128 117V118H127ZM194 117L197 119H194ZM210 117V118H209ZM212 117V118H211ZM224 117V118H223ZM233 117V118H232ZM17 118V120H18V118L20 119V121L19 122H17V120L16 121H14L15 119ZM90 118V119H89ZM115 118H117L116 120H115ZM119 118V119H118ZM136 118V119H135ZM147 119V120H145V119ZM149 118V119H148ZM174 118V119H173ZM203 118H205V119H203ZM213 118H215V119H213ZM229 118L230 119H232V121L231 120H229ZM261 118V119H260ZM10 119H13V120H11L10 121ZM24 119H26V120H24ZM91 119L93 120V122L91 121ZM125 119V120H124ZM142 119H143V122H142ZM154 119V121H152L151 122V120H153ZM179 119V120H178ZM209 119H211L210 120V122L208 121ZM212 119L213 120H215V121H212ZM4 120H7V123H6V121L4 122ZM21 120H23V122L21 121ZM105 120V121H104ZM115 120V121H114ZM127 120H129V122L127 121ZM137 120V121H136ZM157 120V121H156ZM174 120V121H173ZM180 120H182V122L180 121ZM226 120L228 121V122H230L231 121V123H227L226 122ZM28 121V122H27ZM98 121V122H97ZM139 121H141V122H139ZM155 121L156 122H158V123H156L155 124ZM159 121H161V123L159 122ZM217 121V122H216ZM8 122H10V123H8ZM99 122H101L102 123V125H104V127H101L102 125H98V123ZM131 122V123H130ZM145 122L147 123V124H145ZM149 122V123H148ZM154 122V123H153ZM180 122V123H179ZM211 122H213L214 124H216V126L213 124V123H211ZM219 122H223V123H219ZM224 122H226L227 124H225ZM33 123V124H32ZM46 123V124H45ZM101 123H99V124H101ZM115 123L117 124V125H115ZM129 123V124H128ZM159 123H160V125H159ZM179 123V124H178ZM236 123V124H235ZM48 124V125H47ZM52 124H53V127H50L49 125H51L52 126ZM74 124H76L75 126H74ZM94 124H96V125H94ZM149 124H152L153 126H151V127H149L150 125ZM162 124H164V125H162ZM178 124V125H177ZM229 124H231V125H229ZM6 125V126H5ZM37 125L38 126H40V127H37ZM46 125H47V128H46ZM93 125H94V127H93ZM130 125V126H129ZM134 125V126H133ZM174 125H175V127H174ZM213 125V127H216L215 129L216 130H214V128H211L210 126H212ZM34 126V127H33ZM35 126L37 127L35 130H34V132L37 130L38 131V129H39V131H38V133H34L33 132V129L35 128ZM67 126V127H68ZM81 126V127H80ZM83 126V127H82ZM88 126V127H87ZM92 126V127H91ZM118 126V128H116ZM124 126H127V127H124ZM133 126V127H132ZM157 126V127H156ZM158 126H161V128L160 127H158ZM162 126H163V128H162ZM191 126V127H190ZM195 126V127H194ZM218 126V127H217ZM225 126V127H224ZM229 126H230V128H229ZM22 127V128H21ZM31 127V128H30ZM76 127V128H77ZM87 127V128H86ZM140 127V128H139ZM153 127H155V128H153ZM186 127H190V128H188L190 131V133L192 134L194 131H193V128L194 129H198L199 131L197 132L196 130H195V133H193V134H195V135H193L192 134V136H194V137H192L191 135H190V133L188 132V129H186ZM227 127V128H226ZM232 127H233V129H232ZM82 128H83V130H82ZM96 128V129H97ZM133 128H136V129H133ZM150 129V132H148L147 131V129ZM220 128H222V130L220 129ZM28 129L30 130L29 132L31 133V135L29 134V132H28ZM55 129V130H54ZM68 129V130H69ZM86 129V130H85ZM145 129V130H144ZM152 129V130H151ZM169 129H171V130H169ZM186 129V130H185ZM203 129V130H202ZM206 131H205V130ZM7 130H9V128H7ZM25 130V131H24ZM44 130H45V132H47L48 133V135H47V133H45L44 134ZM129 130H130V132H129ZM144 130V131H143ZM220 130V131H219ZM41 131V133H42V140H41V138H40V136H41V133H39ZM55 131V132H54ZM101 131H103L102 132V134L103 133H105L104 134V136H102V134H100L101 133ZM116 131V132H115ZM118 131V132H117ZM126 131H128V133L126 132ZM131 131H133V132H131ZM142 131H143V133L146 135V136H142L141 134H143L142 133ZM162 131V132H161ZM179 131H187L186 133H184V132H181V133H183V134H181ZM192 131V132H191ZM217 131V132H216ZM231 131H233V133L231 132ZM251 131V132H250ZM10 132V133H9ZM63 132H64V134H63ZM111 132H112V134H111ZM125 132V133H124ZM136 132V133H135ZM139 132H141V133H139ZM179 132V133H178ZM231 132V133H230ZM16 133V132H15ZM34 133V134H33ZM53 133V134H52ZM61 133V134H60ZM108 133H109V135H108ZM113 133H117L116 135L115 134H113ZM155 133V134H154ZM170 133L173 135V136H171L170 135ZM176 133L178 134V135H176ZM187 133H189V134H187ZM201 133H203V134H201ZM212 133V136L210 135ZM230 133V134H229ZM236 133V134H235ZM254 133V134H253ZM13 134H14V136H13ZM38 134V135H37ZM40 134V135H39ZM44 134V135H43ZM52 134V135H51ZM69 134V135H68ZM77 134H79V133H77ZM141 135V137H143V138H145V137H147V138H145V139H147V140H145V139H142V138H140L139 139V137L138 136H140ZM143 134V135H144ZM165 135V137L163 136L162 137V135ZM199 134V135H198ZM205 134V139H203L202 138V136ZM209 134V135H208ZM234 134V135H233ZM251 134V135H250ZM255 134H256V136H255ZM260 134H262V135H260ZM33 135V136H32ZM49 135H50V137H49ZM65 135H67V136H65ZM123 135V136H122ZM161 135V137H162V139L163 140H161V139H159V138H161V137H159ZM181 135L183 136L182 138H184L185 140H186V142L185 143H183L184 142V140L183 139H181L180 137H181ZM185 135H188L187 137L185 136ZM198 135V136H197ZM214 135V136H213ZM255 137H254V136ZM44 136V137H43ZM51 136H53V137H56L57 139V141L56 140H54V138L52 137L51 138ZM61 136V137H60ZM62 136H63V139H62ZM64 136L65 137H67V138H65V141H62L61 143H60V141L61 140H64ZM102 136V137H101ZM115 138H114V137ZM120 136V137H119ZM136 136V137H135ZM152 136H153V138H154V141H156V142H154L153 141V139H152ZM171 136V137H170ZM210 136V137H209ZM223 136V137H222ZM237 136H240V137H237ZM248 136L249 137H251V138H248ZM261 136V137H260ZM17 138V139H11V138ZM37 137H39L38 139H36ZM101 137V138H100ZM110 137H112V138H110ZM121 137H123V138H121ZM135 137V138H134ZM149 137H151L149 140H148V138ZM197 137V138H196ZM209 137V138H208ZM212 137V138H211ZM220 137V138H219ZM222 137V138H221ZM234 137V138H233ZM247 137V138H246ZM258 137V138H257ZM7 140H9V139H11V141H10V143L8 142V141H6V139ZM58 138H60V140H58ZM98 138H99V140H102V143L101 142H99V140H98ZM103 138V139H102ZM104 138H106V139H104ZM116 138H118V140L116 139ZM121 138V139H120ZM179 138L183 141V142H180V140H179ZM189 138V140H187ZM217 138V140H215V139ZM218 138H219V140H218ZM230 138V139H229ZM5 139V140H4ZM26 139L28 140V143H26L27 141H26ZM34 139L35 140H38L37 142L36 141H34ZM47 139V140H46ZM109 139H112V140H110V141H112V142H110V141H108ZM115 139V140H114ZM120 139V140H119ZM131 139H134V141L132 142V140ZM168 139V140H167ZM208 139H210V140H208ZM233 139V140H232ZM41 142H40V141ZM83 140V141H82ZM122 140H124L123 142H122ZM152 140V141H151ZM165 140V141H164ZM166 140H167V142H166ZM209 141V143L207 142V141ZM223 140V141H222ZM227 140H229V141H227ZM22 141H24V142H22ZM29 141H30V143H29ZM45 141V142H44ZM75 141H76V143H77V145H78V143H81V145H78V151H77V147H76V145H75ZM105 143H104V142ZM113 141H116L117 143H115V145H114V142ZM119 141V142H118ZM128 141V142H127ZM181 143V144H178L179 142ZM211 141V142H210ZM212 141H213V143H212ZM220 141V142H219ZM225 141V142H224ZM235 141V142H234ZM256 142V144H255V142ZM40 142V143H39ZM44 142V143H43ZM52 142V143H51ZM87 142V143H86ZM107 142H109V143H107ZM125 142V143H124ZM138 142H139V144H138ZM152 142V143H151ZM162 142H163V144H162ZM166 142V143H165ZM175 142V143H174ZM188 142H189V144H188ZM216 142V143H215ZM218 142V143H217ZM227 142V143H226ZM239 142V143H238ZM34 143V144H33ZM39 143V144H38ZM42 143V144H41ZM55 143H57V144H55ZM63 143V148H62V144ZM132 143V144H131ZM164 143H165V145H164ZM187 143V144H186ZM211 143H212V145H213V147L211 146V148H212V151H211V148H210V145H211ZM221 143H222V146H224L225 144L227 145H225L224 147H222L221 146ZM225 143V144H224ZM236 143V144H235ZM250 143H253L252 145H253V147H252V145L250 144ZM257 143H259V144H257ZM13 144V145H12ZM19 144V145H18ZM21 144H24V149L23 150H25L24 152L22 151V150H20V148H22V147H19V146H23V145H21ZM113 144V145H112ZM119 144V145H118ZM151 144V145H150ZM176 144H178V145H176ZM184 144V145H183ZM217 144V145H216ZM224 144V145H223ZM250 144V146H248ZM7 145V146H6ZM12 145V146H11ZM29 145V146H28ZM54 145V146H53ZM58 145V146H57ZM74 145V146H73ZM84 146L83 148L81 147V146ZM140 145H142V147H140ZM156 145V146H155ZM174 145H176V146H174ZM182 145H183V148H184V146H186L184 149H182ZM230 145V146H229ZM235 145V146H234ZM238 145V147H236ZM245 145H246V148H244L245 147ZM4 146H5V149L7 150H5V152H4V150H2V149H4ZM17 146V147H16ZM103 146H105L106 148H104ZM108 146H113L114 148H108V149H110V150H107V147ZM125 146H127V147H125ZM133 146V147H132ZM134 146L136 147V148H134ZM209 146V147H208ZM222 147V151H221V147ZM243 146V147H242ZM248 146V147H247ZM9 147L11 148L10 150H9ZM29 147V148H28ZM100 147V148H99ZM104 148V149H102V148ZM140 147V148H139ZM192 147V148H191ZM206 147V148H205ZM220 147V148H219ZM231 147L233 148V150L231 149ZM234 147H236V148H234ZM242 149H241V148ZM250 147V148H249ZM2 148V149H1ZM19 149V151L17 150V149ZM45 148V149H44ZM51 148V149H50ZM55 148L58 150H60V153H56V152H59V151H56L55 152ZM80 148L82 149V150H80ZM95 148H96V150H95ZM157 148V149H156ZM188 148L190 149V150H192V151H195L196 153L198 152L199 154H201V153H205L204 155H202L203 157H202V159H203V161H202V168H201V170L200 171H198V172H195V173H192V174H190L191 172H186L185 171V169H183L182 168V164L181 163H179V162H181V160H179V159H181V155H182V151H184V153L185 152H187V150H188ZM217 150H216V149ZM263 148V149H262ZM13 149V150H12ZM14 149H16L15 150V152H14ZM33 150V152H35V151H37L36 153H33V155H32V153H31V155H32V157H30L31 155L30 154H28V151L27 150ZM36 149V150H35ZM42 149V150H41ZM47 149V150H46ZM100 149H102V150H100ZM115 151H113V150ZM150 149H152V150H150ZM155 149H156V151H155ZM165 149V150H164ZM207 149V150H206ZM231 149V150H230ZM35 150V151H34ZM41 151V152H38V151ZM43 150H45L44 151V153L42 154V152H43ZM51 150H53L52 151V154H51ZM148 150V151H147ZM171 151V152H168V151ZM175 150H177V151H175ZM230 150V151H229ZM246 150V151H245ZM263 150V151H262ZM21 151V152H20ZM47 151H50V152H48L47 153V158H46V152ZM94 151H96V155H95V153H94ZM98 151H100V152H98ZM104 151V152H103ZM108 152V153H106V152ZM112 151V153L111 154H109L110 152ZM119 153H118V152ZM139 151V152H138ZM144 151V152H143ZM147 151V152H146ZM151 152V154H150V152ZM152 151H154L153 153H155L154 155L152 154ZM165 151V152H164ZM174 151V152H173ZM208 151V152H207ZM212 152V153H209V152ZM214 151V152H213ZM217 151V152H216ZM224 151V152H223ZM227 153H226V152ZM237 152V154H235L236 152ZM239 151H242V153L241 152H239ZM8 152V153H7ZM19 153V154H16V153ZM23 152V153H22ZM54 152H55V154H54ZM84 152V153H83ZM90 152V153H89ZM123 152H125V153H123ZM158 152H160L159 154H158ZM221 152V153H220ZM222 152L225 154H222ZM231 152H233L232 154H231ZM8 154L7 156H6V154ZM10 153L12 154V155H10ZM13 153H15V154H13ZM22 153V154H21ZM38 153V154H37ZM39 153H40V156H42L44 159H46V161H42V159H39V158H41L40 156L39 157H35V156H38L39 155ZM75 153V154H74ZM106 153V154H105ZM118 153V155L119 154H121L122 155V157L121 156H116V154ZM146 153L148 154L149 153V155H146ZM176 153H178L179 154V156L176 154ZM217 153V154H216ZM222 154V155H219V154ZM240 153V154H239ZM246 153V154H245ZM259 154V156L258 155H255V154ZM3 154L5 155V156H3ZM26 154V155H25ZM37 154V155H36ZM65 154L67 155V156H70V154H72L70 157H67V158H65L66 156H65ZM100 154H101V156H103L105 159H109V158H111V157H113V158H111V159H109L110 161H111V163H109L107 160L105 161V159L103 160V159H101V157H99L100 156ZM109 154V155H108ZM113 154V155H112ZM123 154H124V156H123ZM167 156H166V155ZM176 154V155H175ZM181 154V155H180ZM214 154V155H213ZM230 154V155H229ZM253 154H254V156H253ZM14 155V156H13ZM17 155V156H16ZM27 155H30V156H27ZM84 157H83V156ZM111 155V156H110ZM144 155H145V157H144ZM161 155V156H160ZM238 155V156H237ZM248 155H250V156H248ZM9 156V158H6V157H8ZM11 156H13V157H11ZM16 156V157H15ZM60 156H62L61 158H60ZM63 156H65V157H63ZM81 158H80V157ZM86 156V157H85ZM89 156V157H88ZM98 156V157H97ZM132 156H135V157H133V159H132ZM149 156V157H148ZM153 156V157H152ZM206 156H207V159H208V157L209 158H211V159H208V164H207V159H206ZM235 156V157H234ZM243 156V157H242ZM256 156V158L258 159L257 161L255 160L256 158H254ZM261 156V157H260ZM15 157V158H14ZM31 159H33V160H30V158ZM57 157L59 158V159H57ZM107 157V158H106ZM142 157L143 158H145V160L144 159H142ZM165 157H167V158H165ZM216 157V158H215ZM223 157V158H222ZM245 157V158H244ZM247 157H249V158H247ZM18 158H22L23 159V161H25V162H23L21 159H19V160H21L22 162H23V164H22V166L25 164V165H29L28 166V169H29V167L32 169V170H34V168H35V171H33L32 173L34 174V176L33 175H29V174H27L29 171L31 172L32 170H28L27 169V167L26 166H23V168L24 167H26V170H23L22 168H20L21 170L20 171H22L23 170V172L21 173L20 171V173H17V169H19V167H22L21 166V161H18ZM26 158L28 159L27 161H26ZM48 158H52V159H48ZM55 158H56V160H59L58 162L59 163H61L60 165L59 164H57V161L55 160ZM64 158V159H63ZM77 159V158H79L78 160H74V159ZM86 158V159H85ZM93 159V160H91V162H90V159ZM98 158H100V160H99V162H100V167H99V162H98ZM122 158V159H121ZM213 158H215L216 159V161L217 160H220V164H219V161H218V164H217V162L215 161V159H213ZM239 158V159H238ZM259 158H261V159H259ZM13 159H16L18 162H21V163H17L16 165H14L13 167H12V165L13 164H15L17 161L15 160V163L13 162V164L11 163L12 161H13ZM34 159H36V160H34ZM37 159H39V160H37ZM43 159V160H44ZM53 159L55 160V163H53ZM61 159V160H60ZM62 159H63V161H62ZM68 160V161H66V160ZM121 159V161H118V160H120ZM166 159H168V160H166ZM223 159V160H222ZM229 159H233L232 161L233 162H231V160H229ZM243 159H245V161H246V163H245V161L243 160ZM50 161L49 163H50V165L53 163L54 165H56V166H58L57 168H56V166H53V164L51 165L53 168L55 167V169H53L50 165H48L49 163L47 162V161ZM73 160V161H72ZM97 160V161H96ZM139 160V163L141 162V161H143L142 162V164H143V169L141 168L140 170H139V167H140V165H141V167H142V164L140 163V165L139 166H137L136 164L138 163L137 161ZM178 160H179V162H178ZM204 160H205V162H204ZM212 160H214L212 163H211V161ZM236 160V161H235ZM241 160V161H240ZM255 160V161H254ZM6 161H7V163L9 162V163H11V164H9L8 163V165L6 166V167H8L9 165L11 166V168H10V166H9V168L11 169L10 171H6L8 168H5V165L7 164L6 163ZM29 161V162H28ZM35 161H42V162H40V164L41 165H43L44 163V168H43V166H41L38 162H35ZM81 161V162H80ZM84 161H85V163H84ZM102 161H103V163H104V165H103V163H102ZM114 161H116L117 162V164H116V162H114ZM125 161H127V162H125ZM144 161L146 162V163H144ZM238 161H240V162H238ZM48 164H47V163ZM66 162V163H65ZM76 162H78V163H76ZM96 162V163H95ZM107 162H108V164H107ZM121 163V164H123V165H118L119 163ZM130 162H133L132 164H134V163H136L135 165L136 166H134L133 167V165L132 164H130ZM149 162V163H148ZM151 162H154V163H151ZM155 162L156 163H161V164H155ZM171 162V163H170ZM210 162V163H209ZM256 162V165H255V167H249V166H251L253 163H255ZM32 163H33V165H32ZM72 163V164H71ZM74 163V164H73ZM87 163H90V164H87ZM101 163H102V165H101ZM116 165H115V164ZM138 163V164H139ZM149 164V165H146V166H144L145 164ZM150 163H151V165H150ZM217 165H216V164ZM224 165H223V164ZM231 163V164H230ZM235 163H236V166H235ZM248 163H250L249 164V166H248ZM39 164V165H38ZM79 165V166H81L80 164H82V167H81V171L78 169V167L79 166H76V165ZM96 164V165H95ZM115 166H114V165ZM127 164H130L131 166H128ZM172 164V165H171ZM211 164V165H210ZM222 164V165H221ZM48 167H47V166ZM85 165H87V167L85 166ZM106 165V166H105ZM109 165H110V167H109ZM125 165V166H124ZM169 165H171V167L169 166ZM212 165H214V167H212ZM216 165V166H215ZM227 165V166H226ZM244 167L245 165V167L246 168H242V166ZM254 165V164H253ZM16 166V167H15ZM36 166V167H35ZM63 166H66V167H63ZM93 166H94V168H93ZM150 166V167H149ZM156 167V169H155V167ZM165 166V167H164ZM178 166H179V168H178ZM208 166V167H207ZM211 166V167H210ZM223 166H224V168L225 169H223ZM259 167L258 169H257V167ZM18 167V168H17ZM34 167V168H33ZM51 168V170H50V168ZM71 167V168H70ZM99 168V169H97V168ZM114 167V168H113ZM154 167V168H153ZM157 167H158V169L160 168L161 170H157ZM237 167H239L238 169H237ZM248 167H249V169L250 170H252V171H248L247 169H248ZM17 168V169H16ZM46 168H48V169H46ZM59 168V169H58ZM77 168V169H76ZM97 170H96V169ZM214 170H213V169ZM232 168H233V170H232ZM235 168V169H234ZM12 169H14V170H12ZM16 169V170H15ZM38 169V171H37V173H36V170ZM61 169V170H60ZM67 169V170H66ZM86 169V170H85ZM109 169V170H108ZM183 169V170H182ZM208 170V172H207V170ZM210 169V170H209ZM230 169V170H229ZM255 169H257V170H255ZM4 170V171H3ZM9 170V169H8ZM27 170H28V172H27ZM75 170V171H74ZM96 170V171H95ZM106 170L107 171H109V172H106ZM144 170H146V171H144ZM163 170V173L161 172ZM167 170V171H166ZM180 170V172L179 173H177L178 171ZM206 170V171H205ZM213 170V171H212ZM229 170V171H228ZM239 170H242V171H239ZM247 170V171H246ZM11 171H15L14 173L15 174H13V172H11ZM26 172V174H27V177H28V179L29 180H26V174H25V172ZM68 173H67V172ZM94 171V172H93ZM121 171L122 172H124L125 174H122L121 173ZM126 171V172H125ZM142 171H144V172H142ZM155 171V172H154ZM157 171H159V173L157 172ZM182 171V172H181ZM202 171H203V173H202ZM216 171V172H215ZM231 171V172H230ZM235 171V172H234ZM244 171V172H243ZM39 172V173H38ZM71 172V173H70ZM77 174H76V173ZM113 172H115L114 174L116 175V177H115V175L113 174ZM117 172V173H116ZM150 172H151V174H150ZM218 172H219V174H218ZM235 173V175H232L233 173ZM24 173V174H23ZM47 173L49 174V176L48 177H51L50 178V180L48 181V180H46V175H47ZM75 173V174H74ZM82 173V174H81ZM95 173H98V174H104V175H102V176H99V175H97V176H95ZM120 173V174H119ZM142 173H144V175L146 174V173H149V178L151 177V175L153 174V177L154 178H156V182L154 181V179H153V177H151L152 179H149L148 177H147V174L145 175L146 176V178L145 179H143V177H145V176H143V174ZM161 173V174H160ZM174 173V174H173ZM177 173V174H176ZM186 173H188V174H186ZM206 173V174H205ZM211 173V174H210ZM213 173V174H212ZM226 173H228V175L226 174ZM38 174V175H37ZM54 174H58L59 176H58V178H55V175ZM66 174V175H65ZM79 174V175H78ZM91 174V175H90ZM121 174H122V176H121ZM137 174V175H136ZM142 174V175H141ZM154 174H156V175H154ZM171 174H173V175H171ZM192 176V177H189L190 175ZM197 174H199L198 176H197ZM215 174H217L216 175V177H215ZM222 174H225V176H223L222 177ZM19 176V180L18 179H15L14 178V180L17 182V181H19L20 183H21V180L25 177V180L26 181H24V180H22L23 181V184L24 185H26L25 187L27 188L26 190H25V187L22 185V183H21V185H14V184H12V185H14V187L12 188V185H11V183H14V182H9V184H8V186L7 185H5V183L9 180H12L13 181V177L14 176ZM29 175V176H28ZM43 175H45V177L43 176ZM68 175V176H67ZM76 175V176H75ZM85 175H87L86 177H84ZM94 175V176H93ZM106 175V176H105ZM111 175V176H110ZM123 175H124V178L123 179H121L122 177H123ZM135 175H136V177H135ZM141 175V177L142 178H140L139 176ZM163 176V177H158V176ZM165 175H167V177H165ZM171 175V177H173V181L171 180V177L169 178V176ZM205 175V177H203ZM212 175H213V178H212ZM230 175V176H229ZM17 176V177H18ZM21 176H23V177H21ZM33 176V177H32ZM36 176V177H35ZM61 176V177H60ZM63 176V177H62ZM67 176V177H66ZM80 176H83L84 178H86V179H84L83 177H80ZM113 176V177H112ZM119 176H120V178H119ZM126 176V177H125ZM138 176V177H137ZM156 176V177H155ZM175 176L177 177V178H175ZM185 176H187V177H189V178H193L194 179V177H196V179H194V180H192V179H190L189 180V178H186ZM194 176V177H193ZM206 176H207V178H208V180H205V178H206ZM209 176H211V177H209ZM222 178H221V177ZM232 176V177H231ZM12 177V178H11ZM38 177V178H37ZM68 177H70V179L71 180H73V181H71ZM98 177V178H97ZM115 177V178H114ZM159 179H158V178ZM198 177V178H197ZM219 177L221 178V181H222V179H223V183H225V184H223L222 182H219L218 180H220L219 179ZM226 178V180H224L225 178ZM7 178H8V180H7ZM11 178V179H10ZM72 178H74V179H72ZM180 178H182V179H180ZM186 178V179H185ZM206 178V179H207ZM215 178V179H214ZM64 179V180H63ZM70 180V181H68V185H69V187L67 186V180ZM84 179V180H83ZM94 181H93V180ZM103 179L105 180V181H103ZM111 179V180H110ZM163 180V181H160V180ZM166 179V180H165ZM167 179H169V180H167ZM214 179V181H212ZM218 179V180H217ZM256 179H259V180H256ZM38 180V181H37ZM76 180V181H75ZM77 180H78V182H77ZM109 180V181H108ZM118 180H119V182H118ZM143 180V181H142ZM146 180H148V182H153V183H151L152 185H150V187L152 186L153 188H151V190H153V192L150 190V187L147 185V184H145L147 181ZM177 180V181H176ZM197 181V182H194V181ZM210 180H211V182H210ZM215 180H217V181H215ZM255 180H256V183H255V186H254V183H253V181L255 182ZM34 181V182H33ZM44 181H46L45 183H44ZM52 181V182H51ZM75 181V182H74ZM108 181V182H107ZM111 181V182H110ZM139 181H141L140 183H139ZM146 181V182H145ZM169 181V182H168ZM170 181L173 183L172 185H170ZM179 181H181L182 183L185 181L186 183H184V184H181V182H179ZM191 181H193V182H191ZM202 181H205V182H202ZM225 181V182H224ZM228 181V182H227ZM250 181H251V183H252V185H250L249 183H250ZM15 182V184H17ZM19 182H18V184H19ZM26 182H27V184H26ZM31 182H33L32 184V189H33V186H34V184H35V182H37L35 185L36 186H34V187H37V185L38 186H44L43 184H45V189H42L43 187H40L39 189H37V188H35L34 190H36V191H34V190H32L31 189V196H29V195H26V192L28 193V194H30L29 193V191H28V189L30 190V188H29V186H31ZM50 182V183H49ZM55 182H57L56 184H55ZM109 182H110V184H109ZM131 182H132V184H131ZM147 182V183H148ZM162 182H163V184H165L166 186H167V188H166V186L165 185H163L162 184ZM167 182V183H166ZM178 182H179V184H178ZM191 182V183H190ZM206 182H208V183H206ZM210 182V183H209ZM213 182V183H212ZM217 182V183H216ZM227 182V183H226ZM248 182V183H247ZM4 183V184H3ZM50 184V185H52V183L53 184H55V185H53V187H51L50 185H48V184ZM78 183V184H77ZM89 183V184H88ZM103 183V184H102ZM108 183V184H107ZM119 183V184H118ZM125 183H127V184H125ZM129 183V184H128ZM142 183V184H141ZM176 183V184H175ZM188 183V184H187ZM215 183V184H214ZM230 183V184H229ZM233 183V184H232ZM244 183V184H243ZM41 184V185H40ZM47 184V185H46ZM61 185V186H59V185ZM64 184H65V187H63L64 186ZM101 184L103 185V186H101ZM107 184V185H106ZM123 184V185H122ZM140 184V185H139ZM181 184V185H180ZM189 184H190V186H189ZM193 185V187L194 188H196L197 189V191H192L194 188H191L192 187V185ZM195 184V185H194ZM205 184V185H204ZM209 184V185H208ZM223 184V185H222ZM226 184H228V185H230V186H228V185H226ZM3 185V186H2ZM56 185H58L59 186V190H54V188L55 189H58V186H56ZM77 185V186H76ZM138 185L139 186H145L146 185V187H141V188H139L138 187ZM184 185V186H183ZM188 185V186H187ZM232 185V186H231ZM9 186H11V188L12 189H14V191L11 189L10 190V188H8ZM19 186V188H17V189H20V187H21V189L18 191L17 189H16V187H18ZM28 186V187H27ZM46 186H48L49 188V191H50V189H51V191H52V193H54V195H52L53 197H54V199H53V197L52 196H49L45 191L47 190L46 188ZM123 186V187H122ZM165 186V187H164ZM169 186H170V188H169ZM210 186H212L211 188H210V190L211 191H208L209 190V187ZM213 186H214V188H213ZM222 186H224V187H222ZM237 186V187H236ZM243 186V187H242ZM248 186H249V188H251V190L250 189H248ZM250 186H254L253 187V189H252V187H250ZM261 186H262V188H261ZM24 187V188H23ZM51 187V188H50ZM63 187V188H62ZM67 187V188H66ZM71 187V188H70ZM135 187H137V188H135ZM164 187V188H163ZM189 187H190V189H189ZM199 187V188H198ZM203 187H205V188H203ZM226 187H228V188H226ZM240 187H242V189H240ZM244 187H245V189H244ZM255 187H257L256 188V190H255ZM8 188V189H7ZM63 189V192L61 191V189ZM110 190H109V189ZM115 188V189H114ZM122 188V189H121ZM145 188V189H144ZM149 188V189H148ZM165 188L167 189V190H165ZM188 188V189H187ZM222 188V189H221ZM230 188V189H229ZM247 188V189H246ZM74 189H76V190H74ZM78 189H81V190H79L78 191ZM113 189V190H112ZM119 189H121L122 190V193H121V190L119 191ZM127 189H128V191H127ZM137 189H139V191H140V189H141V193L142 194H145V192L147 191V193H146V195H145V197H143V195H140L139 196V194H138V191H137ZM143 189L145 190V191H143ZM147 189V190H146ZM175 189V192H173L172 193V191ZM196 189H194V190H196ZM203 189H204V191H203ZM221 191H220V190ZM233 189V190H232ZM240 189V190H239ZM243 189H244V191H243ZM5 192H4V191ZM67 190V191H66ZM68 190H69V192H68ZM86 190H87V192L89 191L90 193L89 194H92V195H94V193L95 194H99V196L98 195H96L97 197H96V199L94 200L93 199V197H95V196H92V195H87L86 194ZM117 190H118V193H117ZM160 190V191H159ZM165 190V191H164ZM170 190V191H169ZM189 190H191V191H189ZM217 190L221 193H219V194H216V192H217ZM228 190H229V192H228ZM231 190V191H230ZM6 191H13V193L11 192H6ZM22 191H24V194L26 195V196H23V193H22ZM49 191H47V192H49ZM58 191V192H57ZM61 193H60V192ZM77 191H78V193H82V195L83 194H86L87 196H89V198H87V199H84V201H88L89 200V202H90V200H92L93 199V201H91L90 203L89 202H85L84 203V201H83V199H81L82 197L81 196H79L78 194H76L77 193ZM114 191V192H113ZM124 191V192H123ZM127 191V192H126ZM179 191H181V192H183V193H181V192H179ZM223 191H226V192H223ZM262 191V193H260ZM3 192H4V194H6V195H3ZM15 192V193H14ZM19 193L18 195H20L21 193V195H22V198H21V195L19 196V197H17L16 196V194L17 193ZM32 192H33V198H32ZM42 192H43V194L44 195H46V197H49V200L46 198L45 199V197H43V196H41V195H43L42 194ZM46 194H45V193ZM64 192H67V193H69L70 195H65L64 196ZM73 193V192H75V193H73L72 195H71V193ZM99 192V193H98ZM102 192H103V194L105 193V195H103L102 194ZM116 192V193H115ZM144 192V193H143ZM158 192H160V193H158ZM171 192V194H172V197H171V199H169L170 197V195H168V193H170ZM176 192H177V196H176ZM178 192L179 193H181V194H178ZM205 192V193H204ZM223 192V193H222ZM40 194V196H39V194ZM81 193H80V195H81ZM101 193V194H100ZM111 193H113V194H111ZM125 193V194H124ZM132 193H134V195L132 194ZM162 193V194H161ZM192 193V194H191ZM208 193L210 194V195H208ZM218 193V192H217ZM261 194V195H259V196H257V197H259V198H257L256 196H254L255 194ZM11 194L13 195V196H11ZM118 196H117V195ZM121 194V195H120ZM124 194V195H123ZM132 194V195H131ZM157 194V195H156ZM167 196H166V195ZM225 194V195H224ZM257 194V195H258ZM7 195H9L10 197H8ZM14 195L17 197V198H15L14 197ZM37 195V196H36ZM73 195H75V196H73ZM119 195H120V198H119ZM138 195V196H137ZM152 195V196H151ZM153 195H155V196H153ZM164 195L166 196V197H164ZM234 195H236V198L234 197ZM238 195V196H237ZM253 195V196H252ZM34 196H36V199H35V197ZM39 196V197H38ZM69 196H72L73 198V201H74V203H73V201H72V199H71V197L70 198H66V197H69ZM76 196H77V198H76ZM127 196V197H126ZM136 196V197H135ZM147 196V197H146ZM160 196V198H158ZM217 196V197H216ZM224 196V197H223ZM251 196H252V198H251ZM4 197H7V198H4ZM11 197H14V198H11ZM25 197V198H24ZM31 197V198H30ZM38 197V198H37ZM45 199H43V198ZM50 197H52V198H50ZM86 196L84 195V197L83 198H85ZM91 197V198H90ZM108 197H110V198H108ZM111 197H115V200H116V202L118 201H120V203H125L126 201V203L125 204H123L122 203V206L120 205V203H116L115 202V200H113L114 198H112L111 199ZM117 197V198H116ZM131 197V198H130ZM161 197H162V199H161ZM167 197H169L168 199H167ZM182 197V198H181ZM195 197H196V199H195ZM197 197H198V199H197ZM200 197H201V199H200ZM232 197H234V199H236V200H234ZM55 198H56V200H55ZM65 198V199H64ZM76 198V199H75ZM81 200H80V199ZM105 198V199H104ZM135 198V199H134ZM157 199V201H156V199ZM177 198L179 199V200H177ZM188 200H187V199ZM210 198L211 199H213V200H210ZM244 198H246V199H244ZM255 198H256V200H255ZM23 199V200H22ZM26 199L28 200V201H26ZM30 199H31V201H30ZM50 199H52V200H50ZM71 199V201L69 202V200ZM100 199H102V200H100ZM114 201L115 202V204L113 203H111V201ZM153 199V200H152ZM159 199V200H158ZM183 199V200H182ZM192 199H195V201H196V204L197 205H195L194 203H195V201L194 200H192ZM216 199V200H215ZM220 199H222V201L220 202ZM233 199V200H232ZM244 199V200H243ZM259 199V200H258ZM260 199H262V200H260ZM3 200L5 201V202H3ZM126 200V201H125ZM130 202H129V201ZM135 200H137L138 202L140 201V200H142V201H140V202H142V203H138L137 202V204H136V202H135ZM148 200V202L146 203V201ZM155 200V201H154ZM170 200H171V202H173V204L170 202ZM180 200H181V202L182 203H179L180 202ZM209 200V201H208ZM244 201V202H242L241 203V201ZM246 200V201H245ZM254 200L255 201H257L258 203L261 201V203H262V205H261V203L259 204V206H258V203H254ZM27 203H29V202H31V203H33V202H36V203H33V205L34 204H38V205H35V206H33L34 208L35 207H43V205H46L45 203H47V205L46 206H44L43 208H47V210H50L49 212L47 211V210H42L41 208L39 209H37L36 210V208L35 209H32V211L34 212V210H35V214L36 215H34L31 211V213L33 214V217H31L32 216V214L31 213H28V212H26V210L30 207V204H28L29 206H28V208H25V206H27V204H26V202ZM47 201V202H46ZM58 201V202H57ZM77 202V205H74V204H76V202ZM80 201L82 202V203H80ZM109 202V204H111V205H109V204H107L108 202ZM122 201V202H121ZM145 201V202H144ZM155 203H153V202ZM160 201H161V203H160ZM174 201H176V202H174ZM186 201H188V203L186 202ZM250 202V203H247V202ZM21 202H23L22 204H20ZM25 202V203H24ZM41 202H43V203H41ZM50 202H55L54 203V206L56 207H54L53 205H52V208L50 209L49 207H47L48 205H50V204H53V203H50ZM79 202V203H78ZM98 202V203H97ZM133 202H134V204H136L135 206H134V204H133ZM157 202H158V204L160 205V206H158V204H157ZM167 202H169L168 204H166ZM178 202V203H177ZM203 202V203H202ZM217 205V204H223L224 202H226L227 204V206L228 207H226V205L224 206V209H223V207H221V206H219V205H217V207L214 205V203ZM234 202V203H233ZM4 203H5V205L6 206H4ZM89 203V204H88ZM96 203V204H95ZM145 203V204H144ZM170 203H171V205H175V204H177V205H175V206H171V208L170 207H166L165 205H170ZM186 205V204H188L189 206H185L184 204ZM192 203H193V205H192ZM229 203V204H228ZM236 203V204H235ZM239 203H241V204H243V205H240V206H237ZM13 204H15V205H13ZM42 204V205H41ZM57 204H58V206H57ZM72 204H73V206H72ZM82 204V205H81ZM102 204V205H101ZM106 204V206H107V209H106V206H104V205ZM127 204V205H126ZM131 204H133V205H131ZM157 204V205H156ZM182 204H183V206H182ZM190 204H191V208H188V207H190ZM209 204V205H208ZM212 204V205H211ZM246 204V205H245ZM250 204L252 205L253 204V206H250ZM257 204V205H256ZM10 205V206H9ZM24 205V209H22L20 206H23ZM39 205H41V206H39ZM62 205V206H61ZM63 205L65 206V207H63ZM93 205H95L94 206V208H96V207H98L97 209H93V210H91L93 207ZM98 205V206H97ZM119 205H120V207H119ZM245 205V206H244ZM247 205L249 206V207H247ZM21 208V210L19 209V207ZM51 206V205H50ZM83 206V207H82ZM100 206H102V208L100 207ZM128 208H127V207ZM130 206H132V208H134L135 210H138V208L140 209L141 207H143L144 208V210H143V208H142V210H143V213H141V211L142 210H139V212L136 214V215H140V213H141V216H136V219L135 218H133V216L135 217V215H131L132 213H134L135 214V210L133 209V211H132V209H131V207ZM145 206H146V208H145ZM151 206H153V207H151ZM157 206V211H156V207ZM162 206V207H161ZM164 206V207H163ZM181 206V207H180ZM187 207V209L185 208V207ZM232 206V207H231ZM234 206V207H233ZM258 206V207H257ZM10 207H13L11 210H10ZM14 207L16 208V210L14 209ZM31 207H32V205H31ZM54 207V208H53ZM58 207H63V208H59L58 209ZM72 207V208H71ZM77 207V208H76ZM105 207V208H104ZM125 207H126V209H129V210H127L126 212H125ZM177 207H179V208H177ZM201 207H203V208H201ZM255 207V208H254ZM70 208V209H69ZM162 208H164V211H163V209ZM168 208V209H167ZM170 208V209H169ZM176 208V209H175ZM180 208H183V209H180ZM194 208V209H193ZM217 208V209H216ZM219 208H221V212H220V210H219ZM227 208H228V210H227ZM253 208V209H252ZM257 208V209H256ZM66 209V210H65ZM71 209H72V211H71ZM74 209H76V211H74ZM81 209V210H80ZM90 209V210H89ZM20 210V211H19ZM26 212L25 214H24V211ZM39 210H41L40 212H37V211H39ZM52 210V211H51ZM54 210H56L55 212H54ZM110 210V211H109ZM145 210H147L146 211V213H145ZM169 210V213H167V211ZM173 212H172V211ZM175 210H177V212L175 211ZM219 210V211H218ZM257 210V211H256ZM19 211V212H18ZM29 211V210H28ZM59 211H60V213H59ZM74 211V212H73ZM80 211H82L81 212V214H79L80 213ZM91 211V212H90ZM97 211H98V213H97ZM116 211V212H115ZM122 211H124V212H122ZM132 211V212H131ZM160 211V212H159ZM209 211H210V214H212L211 216H209L210 214H208L207 216L205 215L206 213H209ZM218 211V212H217ZM256 211V212H255ZM9 212H11V213H9ZM21 212V213H20ZM51 212H53V213H51ZM57 212H58V215H57ZM65 212V213H64ZM72 214H71V213ZM94 212H96V213H94ZM114 212V213H113ZM154 212V213H153ZM165 212V213H164ZM170 212H171V214H170ZM176 212V213H175ZM181 212V213H180ZM206 212V213H205ZM214 212H216V213H214ZM227 212H228V215H227ZM13 213H15L14 215L15 216H13ZM39 213V215H38V217H37V214ZM51 213V214H50ZM62 213V214H61ZM66 213H68V214H66ZM70 213V214H69ZM108 213V214H107ZM126 213V215H127V217H125V214ZM128 213V214H127ZM173 213V214H172ZM234 213V214H233ZM249 213H251V214H254V215H252V217L253 218H250V214ZM259 213V215L257 216V214ZM83 214V215H82ZM88 214H89V216H88ZM98 214V215H97ZM101 214H102V216H101ZM104 214V215H103ZM157 214V215H156ZM169 214V215H168ZM176 214H178V215H176ZM196 214V215H195ZM198 214H200V215H198ZM218 214H220V215H223V216H218L217 217V215ZM233 214V215H232ZM237 214V217H235V215ZM7 215H10L11 216V218H12V216H13V219H11L10 218V216H7ZM17 215H19L18 216V218L16 217ZM23 215H24V218H23ZM28 217H27V216ZM31 215V216H30ZM64 215V216H63ZM67 215H69V216H67ZM79 215V216H78ZM86 215V216H85ZM106 215V216H105ZM165 215H166V219L164 218L165 217ZM173 215H176L177 217H175V216H173ZM183 215L184 216H188V217H191V219L189 218L188 219V217H187V219H185V218H183V220L181 219L182 217H183ZM193 215H195L196 217H194ZM198 215V216H197ZM206 216V219L204 220V217ZM213 215H216V216H214V218H213ZM230 215H232V216H230ZM240 215H241V217H240ZM243 215H245V216H247V218L246 219H244V218H242V216ZM263 215V216H262ZM5 216H7V217H9V218H7L6 219V217ZM20 216H22L21 217V219H19V217ZM30 216V217H29ZM49 216L51 217V218H49ZM57 217V218H53V217ZM76 216H78V217H80V221H79V223L81 222V224L83 223H85L84 225H78V220H74V218L76 219ZM98 216H99V219H98ZM101 216V217H100ZM103 216H105V217H103ZM112 217L111 219H109V217ZM154 216V217H153ZM162 216V217H161ZM204 216V217H203ZM209 216V217H208ZM226 216H228V217H226ZM231 218H230V217ZM245 216H243V217H245ZM260 216H262V218L260 217ZM3 217H5V218H3ZM45 217V218H44ZM48 217V218H47ZM60 217V218H59ZM63 217H64V219H63ZM67 217V218H66ZM74 217V218H73ZM78 217H77V219H78ZM86 218V222L84 221V222H82V220L83 219H85ZM89 217V218H88ZM106 217H108L107 219H106ZM121 217H122V219H121ZM125 217V218H124ZM137 217L139 218V219H137ZM152 217V218H151ZM172 217V218H171ZM173 217H175V218H173ZM179 217V218H178ZM210 217H212V218H210ZM220 217V218H219ZM226 217V218H225ZM260 217V219H258ZM35 218H37L36 220H35ZM91 218V219H90ZM94 218H96V220L94 219ZM118 218V219H117ZM152 220H151V219ZM159 218V219H158ZM178 218V219H177ZM197 218V219H196ZM223 218H224V220H223ZM16 219V220H15ZM18 219V220H17ZM31 219H33V220H31ZM54 221H52V220ZM74 220V221H72V222H70L71 220ZM90 219V220H89ZM121 219V220H120ZM125 219V221H123ZM130 219H133V220H136L137 221V223H133L132 222V220L130 221ZM149 219V220H148ZM164 221H162V220ZM181 219V220H180ZM185 219V220H184ZM194 219H196V220H194ZM203 219V220H202ZM248 219V220H247ZM20 220H21V222H20ZM27 220V221H26ZM31 220V221H30ZM47 220H49V221H47ZM67 220V221H66ZM87 220H89V221H87ZM104 220H107V221H104ZM110 220V221H109ZM129 220V221H128ZM139 220V221H138ZM159 220V221H158ZM160 220H161V223H160ZM176 220H178V222L176 221ZM187 220V221H186ZM207 220V221H206ZM208 220H210L209 221V223H208ZM212 220V221H211ZM244 220H245V222H244ZM3 221V222H2ZM16 221H18V222H16ZM38 223H37V222ZM42 221V222H41ZM53 222L52 223V226L50 225L51 224V222ZM55 221H56V225H55ZM66 221V222H65ZM77 221V222H76ZM102 221V222H101ZM117 221H119V222H117ZM136 221H134V222H136ZM185 221V223H183ZM233 221L235 222V224L233 223ZM256 221L258 222L257 224H256ZM7 222V223H6ZM25 222H29L30 223V225H31V222H32V228L31 227H29V225H27V224H29V223H25ZM45 222L48 224V225H50V227H48V229L51 231H55V229H57L56 231H55V233L54 232H50L46 227H47V224L45 225ZM87 222H89V223H87ZM93 224H92V223ZM96 222V223H95ZM112 222V223H111ZM116 223V224H114V223ZM148 222V223H147ZM149 222H151L150 224H149ZM163 222V223H162ZM229 222H231L232 224H229V225H231L229 228H227L228 227V223ZM239 222H240V224H239ZM261 224H260V223ZM17 223H19V224H17ZM34 223V224H33ZM44 223V224H43ZM69 223V225H70V223H71V225L73 226V224L75 225V226H71L72 228H68L69 226L67 225ZM75 223H77V224H75ZM121 223H124V224H121ZM131 223H132V225L134 226H131ZM142 224V227H140L141 226V224ZM164 223H167V224H165V225H163ZM171 223V224H170ZM188 223V224H187ZM236 223H238V224H236ZM242 223V224H241ZM8 224V225H7ZM11 224V225H10ZM16 224V225H15ZM25 224V225H24ZM36 224H37V226H36ZM61 224V225H60ZM62 224H63V227H62ZM105 224V225H104ZM109 224V225H108ZM117 224H120V225H117ZM137 224V225H136ZM139 224H140V226H139ZM143 224H145V226L147 225V226H149V229H148V227L146 226V227H144L143 226ZM149 224V225H148ZM169 224V225H168ZM174 224V225H173ZM186 224H187V226L188 227H190V228H192L191 226H193L194 228H192L193 230L195 229V233L197 234V233H200L201 234V232H203V234H198V236L196 235V234H194V231L193 230H190V228L188 229V227L186 228V229H188V230H190L191 231V233H193V235L192 234H190V232L188 231V230H186L185 229V231L183 230L184 228H185V226H186ZM218 224H219V227H220V229H219V227H217L218 226ZM42 225H45V228L43 229V227L44 226H42ZM77 225L79 226V227H81V228H83V232L81 231V229L79 228V227H77ZM88 225H89V227H88ZM122 225V226H121ZM130 225V226H129ZM154 225V226H153ZM161 225H163V226H161ZM167 225V226H166ZM177 225V226H176ZM214 225H215V227H214ZM221 225H222V227H221ZM238 225V226H237ZM243 225V226H242ZM261 225V226H260ZM10 226H12L13 227V229L10 227ZM36 228H35V227ZM42 226V228H40ZM67 227L68 228V232H67V230H66V228L65 227ZM95 226V227H94ZM101 226V227H100ZM116 226V228H114ZM118 226V227H117ZM158 226V227H157ZM160 226H161V228H160ZM226 226V228L224 229V227ZM245 226V228H243ZM248 226V227H247ZM9 227V230L8 229H6V228H8ZM35 229H34V228ZM53 227V228H52ZM60 227V228H59ZM75 227H77L82 233H80V232H78L79 230L78 229H76ZM111 227H112V229H111ZM125 227V228H124ZM137 227V228H136ZM157 227V228H156ZM162 227H163V229H162ZM165 227V228H164ZM172 227H174V229H176V228H178V229H176L177 231H176V233H175V230L174 229H171ZM176 227V228H175ZM183 227V228H182ZM209 227H214V230H217V231H219L218 233H216V232H214V230L213 229H211V228H209ZM236 227H238V228H240L239 230H238V228H237V230L235 231L234 229H236ZM242 227V228H241ZM2 228H4V229H2ZM14 228H15V230H14ZM28 228H30V230L28 229ZM61 228H63L64 229V231L67 233V234H65V232L61 229ZM77 230H75V229ZM95 228H96V230H95ZM107 228V229H106ZM123 228V229H122ZM128 228H131V231H133L134 229H136V231L135 232H137V233H135L134 234V236H132L131 237V235H133V233L134 232H131V231H129V234H127V232H128ZM144 228V229H143ZM206 228H209V230L207 229L206 230ZM217 228V229H216ZM234 228V229H233ZM34 229V230H33ZM41 229H43V230H41ZM45 229L47 230V231H45ZM54 229V230H53ZM71 229H74V230H71ZM106 229V230H105ZM116 229H121V230H116ZM128 229V230H127ZM152 229V230H151ZM162 229V230H161ZM180 229H182V231L180 230ZM203 229L204 230H206L207 232H205V231H203ZM225 231H224V230ZM11 230V231H10ZM14 230V231H13ZM27 230L28 231H30V232H27ZM40 230H41V232H40ZM62 230V231H61ZM70 230V231H69ZM104 231V233H105V236H103L104 235V233L102 232H100V231ZM125 230V231H124ZM139 230V231H138ZM159 230H161V232L159 231ZM172 230H174V232L172 231ZM198 230V231H197ZM210 230H213V231H211V233L212 232H214V233H212V236L210 235ZM263 230V231H262ZM9 231L10 233H11V236H10V234H9V232H8V235H5V234H7V232ZM23 231L26 233V234H23ZM39 232V234L37 233V232ZM48 231L51 233V234H46L45 235V233L47 232L48 233ZM60 231V232H59ZM86 231L88 232V233H86ZM90 231L91 232H95V233H91V235H93V236H95V237H93V236H91L90 235ZM124 231V232H123ZM149 233H148V232ZM171 231L173 232V233H171ZM228 231V232H227ZM231 231V232H230ZM14 232V233H13ZM43 232V233H42ZM56 232H58V233H56ZM78 232V233H77ZM100 232V233H99ZM144 232H146V234H144ZM159 232V233H158ZM164 232V233H163ZM185 232V233H184ZM186 232H188V233H186ZM227 232V233H226ZM246 232V233H245ZM40 233H42V234H40ZM62 233V234H61ZM98 233V235H96ZM126 233V234H125ZM132 233V234H131ZM139 233V234H138ZM160 233H161V235H160ZM179 233V234H178ZM207 234V233H209V234H207L206 236H205V234ZM218 235L219 234V237L216 235V234ZM235 233H238V234H236L235 235ZM247 233H250V235L249 234H247ZM19 234V235H18ZM28 234V235H27ZM64 234V235H63ZM78 234V235H77ZM87 234V235H86ZM103 234V235H102ZM136 234H138V235H136ZM151 234V235H150ZM165 234H166V236H165ZM183 234V235H182ZM186 234H188L187 236L189 237V234L191 235L190 237H192V239L190 238V240H188V239H186V238H188V237H183V236H185ZM241 234V235H240ZM252 234V235H251ZM261 234H263L262 236H261ZM22 235V236H21ZM50 236V237H48V236ZM106 235H107V237H106ZM117 236V237H114L113 238V236ZM144 235V236H143ZM164 236V237H166V239H174V237H176V239H174L175 240V244H178V245H173L174 244V241H172V242H170V240L167 242V240L166 239H164V237L162 238L163 240H161V238L159 239L158 238V236ZM167 235H168V237H167ZM207 238H205L204 236ZM209 235L211 236V237H209ZM216 235V236H215ZM222 235V236H221ZM228 235V236H227ZM244 235V236H243ZM249 235V236H248ZM15 236V237H14ZM19 236V237H18ZM30 236V237H29ZM37 236V237H36ZM46 236V237H45ZM75 236V237H74ZM77 236V237H76ZM90 236H91V238H90ZM97 236H99V237H97ZM120 236V237H119ZM127 236H129V237H127ZM148 236V237H147ZM155 236V237H154ZM171 236V237H170ZM173 236V237H172ZM179 236H182V237H180L179 239H184V240H187V241H185L184 242V240H183V242H182V240H179L178 239V237ZM221 236V237H220ZM225 236H226V238H225ZM251 236H253V237H251ZM3 237V238H2ZM22 237V238H21ZM53 237V238H52ZM63 237H65V238H63ZM68 237V238H67ZM93 237V238H92ZM132 239H131V238ZM139 237H141L140 238V241H144L143 243H141V242H139ZM146 237V238H145ZM150 237V238H149ZM193 237H194V239H193ZM218 237V238H217ZM223 237V238H222ZM228 237H229V240H227L228 239ZM234 237L235 238H237V240H238V242H237V240L235 239V243H237V245L239 246V249H241V251L240 250H238V246L237 245H235L236 247H234L233 245L235 244L234 242H233V240H232V242L231 243H233V245L232 244H230V246L229 245H227V242H230V240L231 239H234ZM32 238V239H31ZM44 238V239H43ZM62 238H63V240L65 239V241H66V243H65V241H63L62 240ZM70 238H72V239H70ZM74 238V239H73ZM82 238V240H80ZM88 238H90L91 239V241H89L90 239H88ZM99 238H101L102 239V241L99 239ZM116 238H119L118 240H116ZM126 238L128 239V238H130L131 240H135V239H137V242H134L133 243V241H132V243H130V246H129V242L128 241H130L129 239H128V241L126 240ZM144 238V239H143ZM241 238H242V241H241ZM16 239H18V241L16 240ZM46 239V240H45ZM49 240V242H48V240ZM93 239V240H92ZM105 239V240H104ZM111 239L113 240V241H111ZM114 239L116 240V241H114ZM125 239V240H124ZM149 242H151V244H153V241L154 242H158L159 240V242L158 243H160L159 244V247H157V248H155L156 247V245L158 246V244L156 243V245H152V246H155V247H152L151 246V251H152V253H151V251H149V249H150V246H149V244L147 243L148 241ZM157 239H159V240H157ZM200 239V240H199ZM240 239V240H239ZM33 240V242H31ZM41 240V241H40ZM94 240L96 241V242H94ZM108 240H110L109 242H108ZM145 240L147 241V242H145ZM192 240V241H191ZM225 242H224V241ZM5 241V242H4ZM40 241V242H39ZM64 242L65 243V245H67L68 247L70 246V245H72V246H70V248H68L67 246H64V243H62V242ZM83 241H85V243L87 242V241H89L88 243L89 244H91V243H93L91 246H93V249L95 250H93V249H91L92 247L90 246V245H88V243H83ZM103 241H104V243H103ZM121 241H122V245L120 244L121 243ZM136 241V240H135ZM162 241H163V243H162ZM166 241V242H165ZM179 241H181V242H179ZM189 241V242H188ZM201 241H203V242H201ZM206 241V242H205ZM215 241H219V243H217L216 245L217 246H219L221 249H222V251L220 250V248L219 247H217L216 245V247L214 246L213 247V243H216ZM252 241V242H251ZM18 242V243H17ZM31 242V243H30ZM45 242H47V243H45ZM56 242H58V244L59 243H62V244H57ZM70 242V243H69ZM91 242V243H90ZM98 242V244H96ZM102 242V243H101ZM107 243V245H106V243ZM128 244H126V243ZM131 242V241H130ZM138 242L140 243V244H138ZM197 242V243H196ZM204 242H205V244H204ZM251 242V243H250ZM253 242H254V244H253ZM255 242H257L256 244L257 245H255ZM40 243V244H39ZM43 243V244H42ZM77 243V244H76ZM79 243V244H78ZM108 243H110V244H108ZM123 243H125L124 245H123ZM146 244V246L145 247H147V246H149V248H144V246H143V244ZM182 243V244H181ZM185 245H184V244ZM199 243H201L200 244V246L202 247L201 249H200V246L198 245V247H196L197 246V244H199ZM241 243V244H240ZM244 243V244H243ZM245 243H248V245L246 244V246L244 247V245H245ZM31 244H39V245H31ZM102 244V245H101ZM104 244L107 246H105V247H103L104 246ZM142 244V246L143 247H139V245H141ZM148 244V245H147ZM167 244H170L171 246H168ZM206 244H208V245H206ZM225 244H226V246H225ZM229 244V243H228ZM240 244V245H239ZM243 244V245H242ZM254 245V247L253 246H250V245ZM262 246H261V245ZM11 245V246H10ZM14 245V246H13ZM17 245V246H16ZM28 245V247H30V248H28L27 249V246ZM31 245V246H30ZM53 245H56V246H53ZM95 245H97V246H95ZM102 246V247H100V249H99V246ZM108 245L109 246H112L111 248L110 247H108ZM120 245V246H119ZM138 247H136V246ZM203 245H206V247L208 246L209 248H210V246H211V248L210 249H212L213 250V248H219V254H217V252H216V254L213 252V251H216L217 249H214L213 251H212V255L211 254H207V253H209L208 251L210 250L208 247L206 248V250H205V248H204V246ZM241 245L245 248H242L241 247ZM259 245V246H258ZM87 247V248H89L88 250H86L87 248H84V247ZM89 246V247H88ZM125 246H127V247H125ZM173 246V247H172ZM227 246H229L228 247V249H227ZM231 246H233V247H231ZM247 246L249 247V248H251V250H249L248 248H247ZM258 246V247H257ZM13 247V248H12ZM18 247H20L19 249H18ZM21 247H26V250H23V249H25V248H21ZM41 247V248H40ZM43 247H45L44 248V250L42 249ZM53 247H55V248H53ZM121 247V248H120ZM134 247V248H133ZM161 247H163V248H161ZM172 249H171V248ZM180 247H181V250H180ZM190 247V248H189ZM193 247V248H192ZM241 247V248H240ZM40 248V249H39ZM51 248H53V249H51ZM104 248H105V251H103L104 250ZM135 250V249H137L136 250V252H137V254H136V252L135 251H133V249ZM145 250H144V249ZM156 250H155V249ZM173 248H174V250H173ZM194 248H196V249H194ZM227 249L226 251L224 250V249ZM235 248H237L236 250H235ZM23 250L22 251V253H21V250ZM38 249H39V251H38ZM50 250V252H49V250ZM97 249H99V250H101V249H103V250H101V251H99L100 253H102V256H101V254H99V252H98V250ZM112 250V251H109V253L108 252H106V250ZM116 249V250H115ZM141 249V250H140ZM153 249V250H152ZM183 249V250H182ZM242 249H244L243 251H242ZM256 249H258V250H261V251H258L259 253H256V255L257 256H255V254H252L251 255V253H254V251L256 250ZM5 252H4V251ZM43 252H42V251ZM52 250H53V252H52ZM65 250H67L66 252H65ZM93 252H92V251ZM97 250V251H96ZM115 250V251H114ZM159 250V251H158ZM172 250V251H171ZM246 250H247V253H246ZM3 251V252H2ZM7 251V252H6ZM38 251V252H37ZM91 251V252H90ZM115 253H114V252ZM146 251H149V252H146ZM201 251V252H200ZM205 251V252H204ZM224 251V252H223ZM227 251H230V253H228ZM235 251V252H234ZM249 251H252V252H249ZM257 251H255V252H257ZM40 252H42V253H40ZM47 252V253H46ZM81 253V254H79V256L77 257L76 255H77V253ZM87 252H88V254H87ZM96 254H95V253ZM104 252H106V254H104ZM110 252H113V253H110ZM168 252V253H167ZM172 252V253H171ZM194 252V253H193ZM204 252V253H203ZM227 252V253H226ZM233 252V253H232ZM241 252V253H240ZM1 253H4V254H1ZM48 253H49V256H48ZM52 253H54V255H52ZM65 253H67L66 255H65ZM75 253V254H74ZM124 253H126V257H125V254ZM140 253H142V254H140ZM149 255H148V254ZM151 253V254H150ZM157 253V254H156ZM163 253V254H162ZM183 253H185V254H183ZM195 253H199V254H201V253H203L202 255H199L198 254V256L197 257H199V258H197L194 254ZM210 253H211V250H210ZM248 253H250L248 256L250 257V256H253L249 261H251V262H247L248 260H247V258L249 259V257L247 256L246 257V255L248 254ZM24 254V255H23ZM41 254V255H40ZM43 254H44V256H46V257H44L43 256ZM70 254H71V256H70ZM74 254V255H73ZM98 254V255H97ZM106 255L105 257H104V255ZM109 254V255H108ZM119 254H121V256H123L124 255V257H121V259L122 260H120V261H118L119 260ZM145 254H147V255H145ZM174 254V255H173ZM214 254V255H213ZM221 254V255H220ZM228 254V255H227ZM240 256L239 257V259H237L238 258V256ZM263 254H264V252H263ZM26 255H29V256H26ZM67 257H65V256ZM80 255H83V256H80ZM142 255V256H141ZM144 255L146 256L145 258H144ZM150 255H151V257H150ZM159 255V256H158ZM220 255V256H219ZM236 255V256H235ZM241 255H242V257H241ZM26 256V257H25ZM55 258H57L58 260H60V261H58L57 259H53L54 257ZM70 258H69V257ZM74 256H76L77 258H78V260H77V258H75ZM95 256H97V258L95 257ZM167 256H171V257H168L167 258V260H165L166 259V257ZM174 256V257H173ZM202 256V257H201ZM20 257H21V261L22 262H19V260H20ZM34 257V258H33ZM51 257H53V258H51ZM62 259H61V258ZM90 257V258H89ZM102 257V258H101ZM113 257V258H112ZM115 257L117 258L118 257V259H115ZM128 257V258H127ZM150 258V259H148V258ZM164 257V259H162V258ZM196 257V258H195ZM201 257V258H200ZM207 257H209L208 258V261L206 262V259H207ZM246 257V258H245ZM260 257L262 258L263 257V255L261 254V256H259L258 258L259 259H257V261H259L260 260ZM23 258V259H22ZM29 258V259H28ZM31 258H32V260H31ZM75 258V259H74ZM79 258H82V259H79ZM86 258V259H85ZM89 258V260H87ZM107 258H109L110 259V261L112 262V263H110L109 261H107L108 259ZM126 258V259H125ZM146 258L149 260H146ZM169 258H171V259H169ZM184 258V259H183ZM189 258H191V260L193 259L194 261H191ZM203 258V259H202ZM205 258V259H204ZM216 259V260H213V259ZM256 258H255V261H256ZM34 259V260H33ZM41 259V260H40ZM64 259V262L62 261ZM94 260V263L92 262L93 260ZM125 259V260H124ZM128 259V260H127ZM162 259V260H161ZM197 260V262H196V260ZM209 259H211V260H209ZM231 259V260H230ZM24 260V261H23ZM31 260V261H30ZM46 260H48V261H46ZM50 260H52V261H50ZM56 262H55V261ZM74 261V263H73V261ZM96 260V261H95ZM127 260V261H126ZM155 260H157V261H155ZM159 260H161V261H159ZM170 260H172L171 262H170ZM184 262H183V261ZM203 260V261H202ZM10 261H13L14 263H11ZM34 261V262H33ZM38 261H40V262H38ZM53 261L55 262V263H53ZM90 261H91V263H90ZM100 261V262H99ZM140 261V262H139ZM167 261V262H166ZM190 261V262H189ZM229 261H231L230 263H229ZM254 261V262H255ZM256 261V263H254V264H262V263H260L261 261H262V259H261V261L260 262H257ZM263 261H264V258H263ZM16 262V263H15ZM52 262V263H51ZM95 262H97V263H95ZM107 262V263H106ZM133 262V261H132ZM146 262H148V263H146ZM188 262V263H187ZM225 262V263H224ZM241 262V263H240ZM79 263V264H80ZM125 263V264H126ZM218 263V264H219ZM119 264H122V263H119ZM129 264H133V263H131V262H129ZM252 264H253V262H252Z\"/></svg>","mask_w":264,"mask_h":264},{"label":"bare ground","instance_id":"2","mask_svg":"<svg viewBox=\"0 0 264 264\" xmlns=\"http://www.w3.org/2000/svg\"><path fill=\"white\" fill-rule=\"evenodd\" d=\"M10 1L12 2V0H2V1L0 2V4H3V3H8V4H10ZM28 1H29V0H28ZM39 1H40V0H39ZM49 1H50V0H49ZM54 1H55V0H54ZM54 1H53V2H54ZM57 1H58V0H57ZM61 1H62V0H60V2H61ZM66 1H67V0H66ZM77 1H78V0H77ZM79 1H82V0H79ZM119 1H120V0H119ZM133 1H134V0H127L128 3L133 2ZM136 1H137V0H136ZM162 1H163V0H161V2H159V0H158L159 4L162 3ZM169 1H170V0H169ZM215 1H217V0H214V2H215ZM219 1H221V0H219ZM17 2H18V1H17ZM40 2H43V1H40ZM40 2H39V3H40ZM53 2H52L51 4H53ZM60 2H58V5H59ZM62 2H63L64 4H67V3L69 2V0H68V2H66V3H65V0L62 1ZM71 2H73L74 4H73V3H72V4H69V5L67 4V6H70V5H75V6H77V5L79 4L78 2H77V4H76L74 1H71ZM71 2H70V3H71ZM83 2H84V1H82V4H83ZM85 2H86V0H85ZM113 2H114V1H113ZM166 2H168V1H166ZM186 2H187V0H186L184 3H186ZM229 2H232V3H233V1H229ZM234 2H236V1H234ZM32 3H33V2H32ZM89 3L91 4L92 2H89ZM134 3H136V2L134 1ZM140 3H141V2H140ZM143 3H144V2H143ZM156 3H157V2H156ZM171 3H172V2H171ZM187 3H188V2H187ZM206 3H207V4H203V3H201V5H204V6H205V5L208 6V4L210 5V3H208V2H206ZM224 3H225V4H224ZM224 3H220V4L223 5V7H224V5L226 6V2H224ZM254 3H255V1H254ZM14 4H16V3H14ZM43 4H44V3H43ZM43 4H42V5H43ZM48 4H49V3H47V5H48ZM93 4H95V2H94ZM144 4H145V3H144ZM148 4H150V3H148ZM154 4H155V3H154ZM172 4H173V3H172ZM180 4H181V3H180ZM198 4H200V2H198ZM19 5H21V4H19ZM42 5L40 6V8H41V7L43 8L44 5H43V6H42ZM54 5H55V2H54V4H53V6H54ZM56 5H57V4H56ZM56 5H55V6H56ZM122 5H123V3H122ZM145 5H146V4H145ZM150 5L152 6L153 4L151 3ZM162 5H163V4H162ZM166 5H167V4H166ZM168 5H169V3H168ZM189 5H190V6H189ZM189 5L187 6V7H189V11H190V7H192V9H194V8H193V3H192V4L190 3ZM191 5H192V6H191ZM195 5H196V4H195ZM201 5H198L197 7H199V6H201ZM23 6H24V5H23ZM32 6H33V5H32ZM32 6H31V7H32ZM45 6H46V2H45ZM45 6H44V7H45ZM48 6H49V5H48ZM55 6H54V8H55ZM65 6H66V5H65ZM65 6H64V7H65ZM78 6H79V5H78ZM151 6H150V7H151ZM173 6H174V4H173ZM212 6H213V5H212ZM212 6H211V7H212ZM227 6H228V5H227ZM236 6H237V5H236ZM21 7H22V6H21ZM60 7H61V6H60ZM60 7H59V9H60ZM62 7H63V5H62ZM79 7H81V6H79ZM133 7H134V6H133ZM133 7H132V8H133ZM143 7H144V6H143ZM143 7H141V8H143ZM145 7H146V6H145ZM150 7H148V8H150ZM154 7H155V6H154ZM154 7H153V8H154ZM211 7H207V9H208V8L211 9ZM223 7H222V8H223ZM234 7H235V6H234ZM42 8H41V9H42ZM45 8H47V7H45ZM71 8H72V7H71ZM135 8H136V9H135ZM135 8L131 9V12H129V13H131V16H132L134 19H130V21H128V23H123L124 21L122 22V20H119V22H118V21L115 22V21H112V19L110 20L111 23H107V22H106L105 18H107V16H109V14L112 13V16H117L119 13L121 14V12H120V8H119V3H118L117 1H115L114 3L110 2V0L103 1V3H101V6L99 7V12H100L102 15L105 16V18H104L103 20H105V24H104V25H105L107 28L113 26L112 24H114V25L116 24V26H115L116 29H117V28L120 29V28H123V27H124V28H123V31L127 32V34H128V31L131 30L132 33H134L135 35H137V37H138V38H141V39L143 40V42H144L145 40H147L148 38H150V37H149V33H150V32H148L147 28H144V29H143V28H140V23H141V22L138 23L139 26L136 24L137 21H136V18H135L136 16H135V15H137V14H136L137 12L139 13L140 7H138V8L135 7ZM179 8H181V7H179ZM183 8H184L185 10L188 9V8H186V7H182V9H183ZM214 8H215V7H214ZM218 8H219V7H218ZM220 8H221V6H220ZM220 8H219V9H220ZM236 8H238V7H236ZM244 8H245V7H244ZM248 8H251V7H248ZM257 8H258V7H257ZM2 9H3V7H0V13H1V10H2ZM5 9H6V8H5ZM20 9H21V8H20ZM29 9H30V8H29ZM29 9L27 8V10H29ZM41 9H39V10H41ZM52 9H53V7H52ZM74 9H75V8H74ZM91 9H93V8H91ZM97 9H98V6H97ZM129 9H130V8H129ZM155 9H156V8H155ZM184 9H183V10H180V9H179L178 12H179V11H185ZM197 9H198V8H197ZM197 9H196V11H197ZM199 9H201V8H199ZM226 9H227V8H226ZM228 9H229V7H228ZM230 9H231V8H230ZM239 9H240V8H238V10H239ZM252 9H253V8H252ZM12 10L14 11L15 9H12ZM17 10H18V9H17ZM23 10H24V9H23ZM27 10H26V12H27ZM31 10H32V9H31ZM48 10H50V9L48 8ZM56 10H57V9H56ZM63 10H64V8H63ZM76 10H77V9H76ZM81 10H82V9H81ZM124 10H128V9H124ZM142 10H143V9H142ZM153 10H154V9H153ZM168 10H169V9H168ZM170 10H171V9H170ZM214 10H215V9H214ZM220 10H222V9H220ZM220 10H218V11L220 12ZM246 10L249 11V9H246ZM255 10H257V13H258V15H259L258 9H255ZM8 11H11V9H9ZM94 11H95V10H94ZM154 11H156V10H154ZM154 11H153V12H154ZM164 11H166V10H164ZM191 11H192V10H191ZM191 11H190L189 13H192ZM193 11H195V9H194ZM200 11H201V10H200ZM203 11H204V10H203ZM205 11H207V10H205ZM209 11H211V10H209ZM224 11H225V10H224ZM11 12H12V11H11ZM19 12H20V11H19ZM19 12H17V13H19ZM34 12H35V10L33 11V13H34ZM40 12H41V11H40ZM44 12H45V9H44ZM60 12H61V11H60ZM62 12H63V11H62ZM71 12H72V11H71ZM90 12H92V10H90ZM95 12H96V11H95ZM95 12H94V13H95ZM123 12H124V11H122V13H123ZM144 12H145V11H144ZM156 12H157V11H156ZM156 12H154V15H156L158 12H161V11H158L157 13H156ZM178 12H177V13H178ZM187 12H188V11H187ZM213 12H214V11L212 10V13H213ZM219 12H217V13H219ZM53 13L57 14L56 12H53ZM53 13H52V14H53ZM58 13H59V12H58ZM76 13H77V12H76ZM94 13H93V14H94ZM155 13H156V14H155ZM162 13H163V11H162ZM166 13H167V12H166ZM170 13H171V12H169L168 15H166V17L169 18V14H170ZM180 13H181V12H180ZM203 13L206 14V12H202V14H203ZM222 13H223V11H222ZM14 14H15V13H14ZM22 14H23L24 16H23ZM22 14H21V16H23L24 18H25L26 15H28V16L30 17V15H29L28 12H27L26 15H25V12L23 11ZM31 14H32V13H31ZM47 14H48V13H47ZM52 14H51V15H52ZM55 14H53V15H55ZM80 14H81V13H79L78 16H80ZM88 14H89V13H88ZM96 14H97V13H96ZM101 14H100V15H101ZM123 14H124V13H123ZM127 14H128V13H127ZM151 14H152V12H151ZM182 14H183V13H182ZM182 14H179V15L182 16ZM187 14H188V13H187ZM200 14H201V13H200ZM202 14H201V15H202ZM209 14H210V13H208V15H209ZM213 14H216V12L213 13ZM219 14H220V13H219ZM225 14H226V12H225ZM228 14H229V13H228ZM230 14H231V16H232V13H230ZM7 15H8V14H6V16H7ZM12 15H13V14H12ZM16 15H18V14H16ZM16 15H15V16H16ZM19 15H20V13H19ZM35 15H36V14H35ZM61 15H63V14H61ZM61 15H58V16H59V17H58L59 20H58V23H57L58 26H57V30H55V33H57V31H58V27H59L60 29H64L66 32H71V31H72L71 28H74L76 25L78 26V24H81V20L83 19V21H84V18H85V16H86V15H85L84 18H80V19L74 18V20H72V19H69L70 16H69L68 18H65V17H61ZM64 15H65V14H64ZM74 15H75V14H74ZM102 15H101V17H102ZM162 15H163V14H162ZM162 15H161V16H162ZM170 15H171V16H170L171 18H172V15H174L173 17L175 18V13H174V14H170ZM176 15H177V14H176ZM184 15H185V14H184ZM184 15H183V16H184ZM206 15H207V14H206ZM210 15H212V14H210ZM210 15L207 16V17L211 18ZM216 15H218V14H216ZM221 15H222V14H221ZM233 15H234V14H233ZM236 15H238V14L236 13ZM31 16H32V15H31ZM56 16H57V15H55V17H56ZM75 16H76V15H75ZM81 16H82V15H81ZM88 16H89V15H88ZM91 16H93V15H91ZM112 16H111V18H112ZM159 16H160V15H159ZM202 16H203V15H202ZM219 16H220V15H219ZM239 16H240V13H239ZM255 16H256V15H255ZM3 17H4V16H3ZM10 17H11V16H10ZM19 17H20V16H19ZM23 17H21V19H23ZM49 17H51V16L49 15ZM93 17H95V16H93ZM101 17H99V18L102 19L103 17H102V18H101ZM109 17H110V16H109ZM144 17H145V15L143 16V18H144ZM147 17H148V16H146L144 19H146ZM154 17H158V15H156V16H154ZM164 17H165V16H164ZM176 17H177V19H178L179 16H176ZM203 17H204V16H203ZM214 17H215V16H214ZM217 17H218V16H217ZM217 17H216V18H217ZM220 17L222 18V16H220ZM232 17H233V16H232ZM11 18H14V15H13V17H11ZM16 18H18V17H16ZM60 18H61V19H60ZM139 18H140V17H139ZM149 18L152 19V15H150ZM171 18H170V19H171ZM212 18H213V16H212ZM212 18H211V19H212ZM226 18H227V17H226ZM230 18H231V17H230ZM233 18H234V17H233ZM233 18H232V19H233ZM31 19H32V18H31ZM45 19H47V17H45ZM86 19H87V18H86ZM172 19H173V18H172ZM179 19H180V17H179ZM211 19H210V20H211ZM223 19H224V16H223ZM0 20L5 21L3 18H2V19L0 18ZM17 20H18V19H15V22H16ZM19 20H20V19H19ZM24 20H25V19H24ZM24 20H23V21H24ZM28 20H29V18H28ZM35 20H36V19H35ZM37 20H41V19H37ZM43 20H44V19H43ZM43 20H41V23L43 22ZM89 20H90V18H89ZM95 20H98V19H95ZM113 20H114V19H113ZM117 20H118V18H117ZM139 20H140V19H139ZM200 20H201V19H200ZM204 20H205V19H204ZM213 20H214V21H210V22H211L213 25H215V22L218 21L219 18H218L217 20H216V19H213ZM215 20H216V21H215ZM228 20H229V19H228ZM236 20H238V19H236ZM248 20H249V19H248ZM6 21H8V20H6ZM12 21H14V19H13ZM21 21H22V20H21ZM33 21H34V19H33ZM33 21H32V22H33ZM46 21H47V20H46ZM46 21H45V22H46ZM49 21H51V19H50ZM67 21H71V22H72V25H75V26L73 27V26L69 25V24L67 23ZM87 21H88V20H87ZM110 21H108V22H110ZM145 21H146V20H145ZM147 21H148V18H147ZM147 21H146V22H147ZM172 21H174V20H172ZM179 21H180V20H179ZM185 21H186V20H185ZM188 21H190V20H188ZM206 21H207V20H206ZM224 21H225V20H224ZM226 21H227V20H226ZM233 21H235V19H234ZM233 21H232V22H233ZM246 21H247V19H246ZM26 22H27V21H26ZM37 22H38V21H37ZM37 22H36V23H37ZM45 22H43V23L45 24ZM94 22H95V21H94ZM97 22H98V21H97ZM102 22H104V21H102ZM125 22H127V21H125ZM138 22H139V21H138ZM142 22H143V20H142ZM146 22H145L146 25L150 24V23H148V22H147V23H148V24H147ZM150 22H151V21H150ZM182 22H183V20H182ZM207 22H208V21H207ZM238 22H244V23H246L245 21H240V18H239V21H238ZM254 22H255V21H254ZM254 22H253V23H254ZM258 22H259V23H262V21H257V22H255V23H258ZM12 23H13V22H12ZM12 23H11V24H12ZM23 23H24V22H23ZM27 23H28V22H27ZM38 23H40V22H38ZM48 23H49V22H48ZM48 23H46V24H48ZM51 23H52V22H51ZM154 23H155V21H154ZM178 23H179V22H178ZM180 23H181V22H180ZM180 23H179V24H180ZM183 23H184V22H183ZM198 23H199V22H198ZM202 23H203V22H202ZM230 23H231V22H230ZM230 23H229V24H230ZM235 23H237V21H236ZM263 23H264V21H263ZM4 24H7V23L5 22ZM4 24H3L2 26H4ZM9 24H10V23H9ZM16 24H17V23H16ZM19 24H21V23H19ZM31 24H32V23H31ZM31 24H30V25H31ZM34 24H35V23H34ZM52 24H53V23H52ZM54 24H55V22H54ZM89 24H90V23H89ZM145 24H144V25H145ZM151 24H152V23H151ZM151 24H150V25H151ZM170 24H171V23H170ZM181 24H182V23H181ZM181 24L178 25V27L181 26ZM207 24H208V23H207ZM217 24H218V23H217ZM229 24H228V25H229ZM246 24H247V26L250 25V24H248V22H247ZM24 25H25V24H24ZM37 25H38V24H37ZM81 25H82V24H81ZM83 25H85V24H83ZM87 25H88V24H87ZM98 25H100V23H98ZM98 25H97V26H98ZM141 25H142V23H141ZM185 25H186V24H185ZM188 25H189V24H188ZM195 25H197V26L199 27V29H200V27H202V28L204 27L203 24H201V23H199V24H195ZM209 25H211V24H209ZM213 25H212L211 27H213ZM218 25H219V24H218ZM234 25H235V24H234ZM251 25H252V22H251ZM0 26H1V25H0ZM2 26H1V27H2ZM5 26H6V25H5ZM17 26H18V25H17ZM17 26H16V27H17ZM21 26H22V24H21ZM27 26H29V23L27 24ZM34 26H36V25H34ZM45 26H46V25H45ZM50 26H51V25H50ZM50 26L48 25L49 28H50ZM95 26H96V25H95ZM101 26H102V25H101ZM171 26H173V25H171ZM182 26H183V25H182ZM192 26H193V25H191L190 27H192ZM225 26H226V25H224V27H225ZM232 26H233V24H232ZM232 26H231V28H232ZM240 26H242V25H239L238 28H239ZM257 26H258V25H257ZM31 27H32V25H31ZM39 27H40V25H39ZM39 27H38V28H39ZM119 27H120V28H119ZM176 27H177V26H176ZM178 27H177L176 29H177V30H181V29H179ZM186 27H187V25H186ZM208 27H209V29H211L210 26H208ZM216 27H217V26H216ZM219 27H220V29H218V30H221V26H219ZM219 27H217V28H219ZM248 27H249V26H248ZM255 27H256V26H255ZM6 28H9V27L7 26ZM41 28H42V26H41ZM46 28H47V26H46ZM51 28H52V27H51ZM79 28H80V27H79ZM84 28H85V26H84ZM89 28H90V27H89ZM93 28H97V27H94V26H93ZM170 28H171V27H170ZM173 28H174V27H173ZM180 28H182V27H180ZM222 28H223V27H222ZM225 28H226V27H225ZM228 28H230V27H228ZM243 28H244V27H243ZM44 29H45V28H43V30H44ZM52 29L54 30V28H52ZM52 29H51V30H52ZM100 29H102V28H100ZM109 29H110V28H109ZM133 29H134V30H133ZM159 29H160V28H158V31H159ZM171 29H172V28H171ZM184 29H185V28H184ZM193 29H197V28H193ZM253 29H254V28H253ZM258 29H260V28H258ZM0 30H1V29H0ZM4 30H5V29H4ZM32 30H33V27H32ZM32 30H30V32H31ZM35 30H36V29H34L33 32H35ZM86 30H87V29H86ZM120 30H121V29H120ZM146 30H147V31H146ZM149 30H151V29H149ZM189 30H190V29H189ZM189 30H188V31H189ZM204 30H207V31H209L210 33H212L211 30L213 31V30H215V29L212 28L211 30H208L207 28H205ZM229 30L231 31V29H229ZM1 31H2V30H1ZM18 31H21V32H22L23 30L20 29V30H18ZM24 31L26 32V34H28V33H27V32H28V28H27V30H24ZM24 31H23V33H21V32H19V33L22 34V35L24 36V35H26ZM87 31H89V30H87ZM103 31H104V30H103ZM151 31H152V30H151ZM185 31H187V29H185ZM195 31H197V30H195ZM199 31H200V30H199ZM215 31H216V30H215ZM226 31H227V35H228L229 33H232V32H230V31H228V30H226V29H225V31H223V32H226ZM232 31H233V30H232ZM245 31H246V30H245ZM247 31H248V30H247ZM257 31H258V30H257ZM260 31H261V30H259L258 32H260ZM16 32H17V31H16ZM16 32H15V30H14V31L12 32V34H13V33H16ZM41 32H42V30H40L39 32H36V33H41ZM44 32H45V30H44ZM44 32H43V33H44ZM48 32H49V31H48ZM94 32H96V31H94ZM104 32H105V31H104ZM161 32H165V31H164V30H161L160 33H161ZM204 32H205V33H204L205 35H206V34L208 35V32H206V31H204ZM213 32H214V31H213ZM228 32H229V33H228ZM19 33H16V34H19ZM45 33H47V30H46ZM55 33H54V36L56 37V34H55ZM58 33H59V32H58ZM89 33H90V31H89ZM89 33H88V34H89ZM106 33H107V32H106ZM129 33H130V32H129ZM154 33L157 34L158 32L155 31ZM160 33L157 34L155 37H154L155 34H153V37H152V38H153V39L156 38V41H158V40H157V36L160 35ZM201 33H203V31L200 32L199 34H201ZM214 33H215V32H214ZM214 33H212V35H213ZM250 33H251V32H250ZM256 33H257V32H256ZM8 34H10V33H8ZM8 34H7V35H8ZM52 34H53V33H52ZM62 34H65V33L62 32ZM66 34H67V33H66ZM71 34H72V33H71ZM88 34H87V35H88ZM104 34H105V33H104ZM108 34H109V33H108ZM161 34H163V35L165 34V35H166V33H161ZM187 34H189V37H190V35H191V34H190V31H189V33L187 32ZM187 34H186V32H184V36H185L184 38H186V35H187ZM192 34L194 35L195 33L192 32ZM204 34L202 35V37H204ZM216 34H217V33H216ZM254 34H255V33H254ZM7 35H6V36H7ZM13 35H15V34H13ZM33 35H34V37H35V33H34ZM33 35H32V36H33ZM40 35L42 36V33H41ZM50 35H51V33H50ZM85 35H86V33H85ZM112 35H115V34L112 33ZM112 35H111V36H112ZM124 35H126V34H124ZM163 35H162V36H163ZM165 35H164V36H165ZM177 35H178V34H177ZM177 35L174 36V37H178V38H179V35H180V34H179L178 36H177ZM195 35H196V34H195ZM195 35H194V37H192V38H195V39H196V36H195ZM210 35H211V34H210ZM210 35H209V36H210ZM219 35L223 36V35H226V34H222V33H220ZM248 35H249V33H248ZM251 35H252V33H251ZM9 36H11V35H8L7 37L9 38ZM44 36H45V35H44ZM54 36L51 35V38H52V37L54 38ZM93 36H94V35H92L91 38H92ZM105 36H106V35H105ZM105 36H104V37H105ZM109 36H110V34H109ZM132 36H133V35H132ZM160 36H161V35H160ZM160 36H159V37H160ZM164 36H163V37H164ZM191 36H192V35H191ZM209 36H207V37H209ZM215 36H216V35H215ZM244 36H246V35H244ZM256 36H257V35H256ZM11 37H13V36H11ZM20 37H21V36H20ZM57 37H59V34L57 35ZM64 37H66V35H65ZM67 37H69V36L67 35ZM87 37H89V35H88ZM126 37H127V36H126ZM205 37H206V36H205ZM211 37L213 38V36H211ZM211 37H210V38H211ZM219 37H220V36H218V38H219ZM230 37H232V36H230ZM230 37H229V38H230ZM241 37H242V36H241ZM13 38H14V37H13ZM16 38H17V35H16ZM37 38H38V37H37ZM97 38H98L97 35H96V39H95V36H94V39H95V42H94L95 47H93V48H94L93 50H95V51H96L95 48H97V47H96V42H97V44H100V42L98 43ZM99 38H100V36H99ZM99 38H98V39H99ZM106 38H108V35H107ZM178 38H176V40H177ZM181 38H182V37H181ZM181 38H179V39L182 40ZM184 38H183V39H184ZM218 38L216 37L217 40H218ZM221 38H225V37H221ZM247 38H248V37H247ZM247 38H246V39H247ZM0 39H1V38H0ZM6 39H7V38H6ZM35 39H36V38H35ZM35 39H33L32 41H34ZM39 39H40V38H39ZM55 39H56V38H55ZM57 39H58V38H57ZM59 39H62V37H60ZM86 39H87V38H86ZM114 39H115V36H114ZM116 39H118V37H117ZM165 39H166V38H165ZM171 39H172V38H171ZM187 39H189V42H190L191 37L188 38V35H187ZM243 39H245V38H243ZM249 39H250V38H249ZM4 40H5V39H4ZM9 40H10V39H9ZM15 40H16V42H17V39H15ZM15 40H14V41H15ZM20 40H22V39H20ZM37 40H38V39H37ZM90 40H92V39H90ZM90 40L88 39V41H90ZM106 40H107V39H106ZM108 40H109V39H108ZM167 40H170V39H167ZM167 40H166V42H168V43L171 42V41H172V42H175V38H174V41H173V40H171V41H167ZM225 40H226V38H225ZM250 40L253 41L252 39H250ZM1 41H2V39H1ZM39 41H40V40H39ZM57 41H58V40H57ZM77 41H78V40H77ZM93 41H94V40H93ZM99 41H100V40H99ZM102 41H103V40H102ZM109 41L112 42L111 40H109ZM118 41H119V40H118ZM121 41H122V40H121ZM187 41H188V40H187ZM193 41H194V40H193ZM219 41H220V43H221V40H220V39H219ZM219 41H218V43H219ZM233 41H235V40H233ZM236 41H239V42L241 43V45L243 44L242 40H238V39H236ZM243 41H244V42H245V41L247 42V40H243ZM262 41H264V40H262ZM9 42H11V41H9ZM24 42H25V41H24ZM26 42H27V43H24V45L27 44V45L29 46V44H31V43L28 44V41H26ZM91 42H92V41H91ZM143 42H142V43H143ZM153 42H154V40H153ZM182 42H183V41H182ZM214 42H217V41H214ZM225 42H226V41H225ZM225 42H224V43H225ZM231 42H232V40H231L230 42H226V43L229 44V43H231ZM239 42H238V44H239ZM254 42H258V41H257V40H256V41L254 40ZM2 43H3V42H2ZM5 43H7V42H5ZM34 43H36V42H34ZM34 43H33V45L35 46ZM42 43H43V42H42ZM45 43H46V42H45ZM62 43H63V42H62ZM65 43H66V42H65ZM65 43H64V45H65ZM72 43L74 44V42H72ZM75 43H76V42H75ZM81 43H82V42H81ZM84 43H85V42H84ZM84 43H82V44H84ZM114 43H115V42H114ZM119 43H120V42H119ZM133 43H134V42H133ZM133 43H132V46H133ZM139 43H140V42H139ZM150 43L152 44V41H150ZM158 43H159V42H158ZM160 43H161V41H160ZM164 43H165V42L163 41L162 44H164ZM168 43H167V44H168ZM179 43H180V42H179ZM204 43H205V42H204ZM232 43H236V42H232ZM260 43H261V42H260ZM9 44H10V43H9ZM11 44H12V42H11ZM21 44H22V41H21ZM43 44H44V43H43ZM58 44H59V41H58V43H56V45H57L56 48H57V47H60ZM67 44H68V43H67ZM69 44H70V43H69ZM89 44H90V43H89ZM129 44H130V43H128V46L131 45V44H130V45H129ZM154 44H156V43H154ZM162 44H161V45H162ZM165 44H166V43H165ZM167 44H166V45H167ZM169 44H173V43H169ZM174 44H175V43H174ZM205 44H207V41H206ZM208 44H209V45H212V44H210L209 42H208ZM208 44H207V45H208ZM216 44H217V43H216ZM221 44H222V43H221ZM238 44H237V47H238ZM244 44H246V43H244ZM251 44H252V43H251ZM263 44H264V43H261L260 46H262ZM5 45H6V44H5ZM15 45L17 46L18 44H15ZM60 45H62V44H60ZM74 45H75V44H74ZM101 45H102V43H101ZM110 45H111V44H110ZM112 45H113V44H112ZM121 45H122V44H121ZM121 45H120V46H121ZM123 45H125V44H123ZM159 45H160V44H159ZM166 45H165V47H166ZM181 45H182V44H181ZM199 45H200V44H199ZM222 45H224V44H222ZM230 45H231V44H230ZM241 45H240V46H241ZM252 45H253V44H252ZM252 45H251L250 47H252ZM254 45H255V44H254ZM8 46H10V45H8ZM44 46H45V45H44ZM54 46H55V45L51 46V48H53ZM65 46H66V45H65ZM65 46H64V47H65ZM79 46H80V45H79ZM79 46H78V47H79ZM86 46H87V45H86ZM120 46H119V47H120ZM128 46H126V47H128ZM157 46H158V44H157ZM157 46H155V47L158 49ZM168 46H170V45H168ZM168 46H167V47H168ZM175 46H176V44H175ZM196 46H198V45H196ZM202 46H204V45H202ZM205 46H206V45H205ZM205 46H204L203 49H205ZM225 46H226V44H225ZM257 46L259 47V45H257ZM10 47H11V46H10ZM17 47H18V46H17ZM64 47H63V48H64ZM72 47H73V46H72ZM100 47H101V46H100ZM100 47H99V48H100ZM110 47L112 48V46H110ZM165 47H164V48H165ZM171 47H172V46H171ZM193 47H195V46H193ZM199 47H200V46H198V49L201 48V47H200V48H199ZM227 47H228V46H226V48H227ZM243 47H245V46L243 45ZM247 47H248V46H247ZM250 47H249V49H250ZM255 47H256V46H255ZM258 47H257L256 49H258ZM11 48H13V47H11ZM14 48H16V47H14ZM44 48H45V47H43V49H44ZM60 48H61V47H60ZM69 48H70V47H69ZM76 48H77V47H76ZM80 48H81V46H80ZM99 48H97V49L99 50ZM120 48H121V47H120ZM120 48H118V49H120ZM153 48H154V46H153ZM156 48H154V50H155ZM159 48H162V46H160ZM173 48H174V47H172V50H173ZM206 48H208V49H205V50H208V52L211 51V50H210L211 46L206 47ZM212 48L214 49V50H212V51H215V50H216V47L214 48L213 45H212ZM218 48H219V47H218ZM218 48H217V49H218ZM220 48L222 49V47H220ZM220 48H219V49H220ZM223 48H224V47H223ZM239 48H242V47H239ZM239 48H237V49H239ZM263 48H264V47L262 46V47H261V51L264 50ZM45 49H46V48H45ZM49 49H50V48H49ZM54 49H55V47H54ZM84 49L86 50V47H85ZM84 49H83V50H84ZM106 49H107V48H106ZM108 49H109V47H108ZM116 49H117V48H116ZM123 49H124V48H123ZM125 49H126V48H125ZM157 49H156V50H157ZM167 49H168V48H167ZM186 49H190V48H186ZM196 49H197V48H196ZM198 49H197V50H198ZM203 49L201 48L202 51H203ZM244 49H247V50H245V51H248V48H244ZM252 49H253V52H254V48H252ZM259 49H260V48H259ZM259 49H258V50H259ZM262 49H263V50H262ZM0 50L2 51V49H0ZM66 50H67V49H66ZM68 50H69V49H68ZM75 50H77V49H75ZM75 50H74V51H75ZM89 50H90V49H89ZM98 50H97V51H98ZM112 50H113V49H112ZM120 50H121V49H120ZM148 50H149V52H151V53L153 52V53L151 54V56H152L153 54H154V55H157V54H158V58H161V57L163 56L162 53H161V55H162V56H161L159 53L154 52V50H153V51H150L151 49H148ZM156 50H155V51H156ZM158 50H160V49H158ZM174 50H175V49H174ZM174 50H173V51H174ZM201 50H199V51H201ZM205 50H204V53H206ZM209 50H210V51H209ZM222 50H223V49H222ZM222 50H221V51H222ZM224 50H225V48H224ZM234 50H235V49H234ZM241 50H243V49H241ZM250 50H251V49H250ZM22 51H24V50H22ZM22 51H21L20 53L18 52V56L20 55L19 59L17 58V59H18V62H19L21 59H23V58H21V56H22V54H24L25 52L23 53ZM63 51H64V50H63ZM79 51H81V50L79 49ZM95 51H93L92 53H95ZM97 51H96V52H97ZM113 51L115 52V50H113ZM126 51H127V50L122 51L121 54H119V56H121V59H122V57L126 58V56H127V54L125 53ZM128 51L130 52V57H129V59L127 60V62L137 64V63H140L141 61H143V60L146 59V58H145V59H142V58L145 57V56L143 57V55H142V54H144V51H145V48L142 46V44H141V46H140V44H139V46L136 44V45H134L133 47H130V49H129ZM193 51H194V50H193ZM199 51H197V52H199ZM202 51H201V52H202ZM217 51H218V53H217ZM221 51H220V53H219V50H216L215 53L218 54V55L221 54V55H222V56H220L221 58L223 57V55H224V56H225V55L227 56V54H222ZM225 51H226V53H228V52L230 53L229 50H228V52H227V50H225ZM245 51H244V52H245ZM3 52H4V49H3ZM3 52H1L2 54H0V55H4ZM28 52H29V51H28ZM110 52H111V50H110ZM146 52H147V51H146ZM223 52H224V51H223ZM236 52H239V50H236ZM236 52H234V53H236ZM240 52H241V51H240ZM258 52H259V51H258ZM21 53H22V54H21ZM75 53H76V52H75ZM75 53H74V54H75ZM78 53H79V52H78ZM90 53H91V52H90ZM90 53H89V54H90ZM156 53H157V54H156ZM179 53H180V52H179ZM191 53H192V52H191ZM191 53H190V55H191ZM232 53H233V52H231V54H232ZM249 53H250V52H249ZM249 53H248V54H249ZM255 53H256V52H255ZM255 53H254V54H255ZM263 53H264V52H263ZM66 54H68V53H66ZM70 54L72 55L71 52H70ZM105 54H106V53H105ZM184 54H185V53H184ZM192 54H193V53H192ZM207 54H209V53H207ZM211 54H212V53H211ZM254 54H253V55H254ZM257 54H258V53H257ZM257 54H255V55L257 56ZM52 55H53V54H51V56H52ZM76 55H77V54H76ZM94 55L96 56V54H94ZM101 55H102V54H101ZM103 55H104V54H103ZM112 55H113V54H112ZM212 55H213V54H212ZM234 55H235V54H234ZM238 55H240V54L238 53ZM260 55H261V54H260ZM260 55H259V57H260ZM18 56H17V57H18ZM45 56H49V54H48V55H45ZM45 56H44V58H45ZM51 56H49V57L53 59V56H52V57H51ZM65 56H66V55H65ZM108 56H109V55H108ZM113 56H114V55H113ZM149 56H150V55H149ZM149 56H148V57H149ZM151 56H150V57H151ZM159 56H160V57H159ZM192 56L195 57V56H197V55H196V54H195V55H191L190 58H191ZM235 56H236V55H235ZM235 56H233V54H232V56H231L232 59L234 58L233 61L236 60V59H235ZM247 56L249 57V55H247ZM56 57H58V55H57ZM75 57H76V56H75ZM75 57H74V58H75ZM78 57H79V54H78ZM83 57H84V56H83ZM88 57H90V56H88ZM103 57H104V56H103ZM150 57H149V58H150ZM182 57H183V56H182ZM210 57H211V56H210ZM220 57H219V58H220ZM243 57H244V58H243V61H242V62L245 61V60H244V59H245V55H244ZM262 57H263V56H262ZM262 57H261V58H262ZM20 58H21V59H20ZM39 58H40V57H39ZM39 58H38V59H39ZM59 58H60V57H59ZM86 58H87V57H86ZM86 58H84V59H86ZM90 58H92V57H90ZM93 58H94V57H93ZM95 58H96V57H95ZM95 58H94V59H95ZM119 58H120V57H119ZM149 58H148V59H149ZM162 58H163V57H162ZM195 58H197V57H195ZM195 58H194V59H195ZM215 58H216V57H215ZM254 58H255V56H254ZM254 58H253V59H254ZM256 58H258V56H257ZM36 59H37V58H36ZM36 59H34V60H36ZM67 59L70 60L69 57H68V58L66 57V60H67ZM88 59H89V58H88ZM111 59H112V58H111ZM111 59H108V60H111ZM113 59H114V57H113ZM113 59H112V60H113ZM117 59H118V58H117ZM117 59H116V60H117ZM141 59H142V60H141ZM150 59H151V58H150ZM165 59H166V58H165ZM175 59H177V58L175 57ZM175 59H173V60H175ZM179 59H180V58H179ZM188 59H189V58H188ZM194 59L192 58L191 60L193 61ZM241 59H242V58H241ZM31 60H32V59H31ZM43 60H44V59H43ZM45 60H46V59H45ZM55 60H56V59H55ZM72 60H74V59H73V55H72ZM114 60H115V59H114ZM114 60H113V61H114ZM123 60L126 61L125 59H123ZM123 60H120V61H123ZM180 60H181V59H180ZM191 60H190V61H191ZM222 60H223V58H222ZM256 60L259 61V64H260V62L262 61V59H261V61H260L259 59H256ZM0 61H2L3 63H6V62H7V61L4 62V61L2 60V58L0 59ZM23 61H24V60H23ZM40 61H41V60H40ZM40 61H39V62H40ZM52 61H54V60H52ZM56 61H57V60H56ZM67 61H68V60H67ZM75 61H77L76 58H75ZM96 61H97V60H96ZM124 61H123L121 64L117 65L118 67H117V69H116L115 72H117L118 69H122V68L120 67L121 65L124 66L125 63H126V65H127V62H124ZM146 61H148V60H146ZM177 61H178V59H177ZM192 61H191V62H192ZM195 61H196V60H195ZM210 61H211V60H210ZM210 61H208V62H210ZM215 61H216V60H215ZM217 61H218V59H217ZM217 61H216V62H217ZM224 61H225V58H224ZM224 61H223V62H222V61L220 62V64H221L222 66L224 65L223 63L226 64V62H224ZM228 61H231V60H228ZM239 61H240V59H239ZM239 61H236V62H232V61H231V62H232V63H237V62H238V64H240ZM247 61H248V60H247ZM12 62H13V61H12ZM12 62H11V63H12ZM18 62H15V61H14V62L12 63V65H13V64L15 65V63H16V65H17ZM20 62L22 63V61H20ZM29 62H30V59H29ZM29 62H28V63H29ZM33 62H35V61H33ZM33 62H30V63H33ZM41 62H42V61H41ZM57 62H58V61H57ZM59 62H60V61H59ZM71 62H73V61H70V63H71ZM94 62H95V61H94ZM103 62H104V66H105L106 63H107L106 60H104ZM143 62H144V61H143ZM153 62H154V61H153ZM155 62H157V59H156ZM185 62H186V61H185ZM191 62H190V63H191ZM213 62H214V59H213ZM231 62H230V63H231ZM242 62H241V64H242ZM249 62H250L252 65H256V64H253L254 62H251V61H249ZM249 62H248V63H249ZM0 63H1V62H0ZM11 63H10V65H11ZM28 63H27V64H28ZM30 63H29V65H32V64H30ZM43 63H44V61H43ZM145 63H146V62H144V64H145ZM174 63H175V62L173 61L172 66L174 65ZM178 63H180V62H178ZM178 63H175V65L178 64ZM211 63H212V62H211ZM214 63H215V62H214ZM214 63H213V65H214ZM232 63H231V64H232ZM244 63L246 64L247 62H244ZM244 63H243V64H244ZM250 63H249V64H250ZM257 63H258V62H257ZM1 64H2V63H1ZM1 64H0V65H1ZM27 64H25V62H24V65H27ZM33 64H34V63H33ZM49 64H50V63H49ZM52 64H53V63H52ZM56 64H57V63H56ZM62 64H63V62H62ZM73 64H74V63H73ZM73 64H72V66H74ZM111 64H112V61H111ZM140 64H142V63H140ZM140 64H139V66H140ZM144 64H143V65H144ZM243 64H242V66H243ZM251 64H250V66H251ZM20 65H22V64H20ZM163 65H164V64H163ZM165 65H166V64H165ZM165 65H164V66H165ZM170 65H171V63H170ZM170 65H169V63L167 64V66H170ZM217 65H219V61H218ZM221 65H220V66H221ZM232 65H233V64H232ZM235 65H236V64H235ZM260 65H261V64H260ZM2 66H5V67H6V66H8V65H7V63H6V65H2ZM2 66H1V67H2ZM17 66H19V65H17ZM53 66H54V64H53ZM55 66H56V65H55ZM114 66H115V65H114ZM128 66H129V65H128ZM135 66H136V65H135ZM135 66H134V69H135ZM191 66H192V65H190V67H191ZM194 66L196 67V66H197V63H196ZM194 66H193V67H194ZM222 66H221V68H223ZM238 66H239V65H238ZM244 66H245V65H244ZM246 66H247V65H246ZM250 66H249V68H250ZM262 66H263V65H262ZM11 67H13V66H11ZM22 67H23V65H22ZM22 67H21V68H22ZM28 67H29V66H28ZM75 67H76V66H75ZM75 67H71V68H73V69H72L73 71H74V68H75ZM86 67L89 68V66H86ZM86 67H84V68L86 69ZM96 67H98V66L96 65ZM124 67H127V66H124ZM124 67H123V68H124ZM131 67H132V66H131ZM131 67H130V68H131ZM147 67H149V66L147 65ZM150 67H152V64H151ZM180 67H181V66H180ZM186 67H188V66H186ZM193 67H192V69H193ZM207 67H208V66H207ZM224 67H225V66H224ZM230 67H231V65H230ZM252 67L255 68L254 66H252ZM252 67L250 68V70L252 69ZM29 68H30V67H29ZM29 68H26V69H29ZM53 68H55V67H53ZM71 68H70V69H71ZM79 68H80V66H78L77 69H79ZM90 68H91V66H90ZM102 68H103V67H102ZM102 68H101V69H102ZM128 68H129V67H128ZM153 68H154V69H153ZM153 68H152V70L155 71V67H153ZM158 68H159V67H158ZM168 68H169V69L172 68L171 70L175 69V68H173V67H171V68L168 67ZM176 68H178V66H177ZM221 68H220V69H221ZM239 68L242 69L241 67H239ZM257 68H258V67H257ZM3 69H4V68H2V70H0V71H3ZM13 69H15V68H13ZM26 69H24V70H26ZM49 69H50V67H49ZM70 69H68V70H70ZM91 69H93V68H91ZM91 69H89V70H91ZM95 69H96V68H95ZM97 69H99V68H97ZM126 69H127V68H126ZM126 69H125V70H126ZM156 69H157V68H156ZM159 69L161 70L162 68H159ZM164 69H165V68H164ZM194 69H195V68H194ZM211 69H213V68H210V69H209V70L211 71V74H212V72L214 71L215 68H214L213 70H211ZM226 69H227V68H226ZM259 69H261V68H259ZM22 70H23V69H22ZM22 70H21V73H22ZM34 70H35V69H34ZM36 70H37V69H36ZM47 70H48V69H47ZM52 70H53V69H52ZM89 70H88V72H90ZM114 70H115V69H114ZM137 70H138V69H137ZM157 70H158V69H157ZM162 70H163V69H162ZM162 70H161V73H162ZM166 70H167V69H166ZM183 70H184V69H182V71H183ZM190 70H191V69H190ZM195 70L197 71V69H195ZM209 70H208V71H209ZM222 70H223V69H222ZM222 70H219V71H222ZM227 70L231 71L230 73H231V75H232V71H235L236 69L234 70V68L231 67L230 69H227ZM238 70H239V69H238ZM238 70H236L235 72H236V73H239V75H241V74H240V71H242V70H240V71H238ZM19 71H20V69L18 70V72H19ZM28 71H32V70H28ZM28 71H26V73H28ZM38 71H40V70H37V73H38ZM55 71H57L56 68H55ZM77 71H78V70H76V68H75V71H74V72H76V73H75L76 76L80 78V76H81V75H80V73H81V72H80L81 69H80V71H79V72H80L79 74L77 73ZM93 71H94V70H93ZM112 71H113V70H112ZM122 71H124V70L122 69ZM122 71L120 72V76H121V74H122ZM126 71H127V70H126ZM126 71H124V72H126ZM129 71H130V70H129ZM134 71H135V70H134ZM149 71H150V70H149ZM158 71H159V70H158ZM173 71H174V70H173ZM175 71H176V70H175ZM182 71L180 70V68L176 71L175 74L168 73L169 71H168V72L166 71L167 73H165V72H164V74H160V73H159V74H160L159 76L156 75L157 78L154 76V78H151V79H155V80H157V81H158V80H161V81H162V80H163V81L165 80V82H166V80H167V81H168V80H173V79L175 80V78H177V79H178V77L181 78V76H182V74H183ZM184 71H185V70H184ZM184 71H183V72H184ZM203 71H204V70H203ZM203 71H201V72L199 71L198 74H196V75H190L187 79H186V78L183 79V81L185 82V80H187V81H188V80H191V81H190L191 83H192V81H195V82H194L195 84L200 83L199 81L197 82V80H199L200 77L205 76V75H208V74L210 73V71H209V72L207 71V68H206L205 71H207L208 74H207L205 71H204V72H205L206 74H203V73H202ZM219 71H217V72H219ZM224 71H225V70H224ZM237 71H238V72H237ZM243 71H244V70H243ZM253 71H255V70H253ZM263 71H264V70H263ZM23 72H24V71H23ZM33 72H34V71H33ZM33 72L30 73V74H33ZM66 72H67V71H66ZM115 72L113 73L114 75H115ZM170 72H171V71H170ZM185 72H186V71H185ZM188 72H189V71H188ZM188 72H187V73H188ZM35 73H36V71H35ZM60 73H61V72H60ZM67 73H68V74H66V75H69L70 71H68ZM138 73H139V71H138ZM150 73H151V74H155V73H152V71H151ZM157 73H158V72H157ZM190 73H191V71H190ZM192 73L195 74V72H192ZM199 73H202V76H201ZM215 73H216V69H215ZM224 73H225V75H227V74H226V71H225ZM224 73L221 72V74H220V72H219V75L223 76L222 74H224ZM230 73H228V74H230ZM257 73H259V72H257ZM260 73H261V72H260ZM23 74H24V73H23ZM51 74H53V75L55 76L56 74H59V73L56 72V74H54V72H53V73H51ZM51 74H50V75H51ZM62 74H63V73H62ZM81 74L83 75L84 78H86V75H84V71H82ZM85 74H86V72H85ZM93 74H94V73H93ZM113 74L111 73L110 75L112 76ZM147 74H148V73H147ZM185 74H186V73H185ZM185 74H184V75H185ZM213 74H214V72H213ZM217 74H218V73H217ZM252 74H253V73H252ZM25 75H26V74H25ZM53 75H52V76H53ZM59 75H61V74H59ZM63 75H65V74H63ZM78 75H80V76H78ZM87 75H88V74H87ZM132 75H133V74H132ZM231 75H230V76H231ZM234 75H235V77L237 76V74H235V73H234ZM239 75H238L237 77H239V78H241V79H242V78L245 79L244 77H246V76H244V77L241 76V77H240ZM245 75H246V74H245ZM247 75H248V74H247ZM250 75H251V74H250ZM9 76H10V75H9ZM9 76H8V77H9ZM11 76H12V75H11ZM26 76H27V75H26ZM26 76H25V78H26ZM34 76H35V77H36V76L39 77L38 74H37V75H34ZM54 76H53V78H55V79L59 77V76L57 77V75H56L55 77H54ZM71 76H72V75H71ZM71 76H70V77H71ZM91 76H92V75H91ZM95 76H96V75H95ZM120 76H119V78H120ZM145 76H147V75H145ZM185 76H187V75H185ZM185 76H184V77H185ZM209 76H210V75L206 76V79H207V77H209ZM211 76H212V75H211ZM216 76H217V75H216ZM256 76H257V75H256ZM260 76H261V75H258V77H255V78H256V79L259 78V81H260ZM35 77H34V78H35ZM38 77H37V78H38ZM49 77H50V76H49ZM49 77H47V78H49ZM61 77H64V79H65V76H60L59 78H61ZM149 77H150V76H149ZM219 77H220V76H219ZM225 77H226V76H225ZM225 77L222 78V80L220 79V78H221V77H220L219 79H220L221 81H219L218 83H221V82L223 81V79H225ZM248 77H249V75H248ZM0 78H2V77L0 76ZM3 78H4V77H3ZM53 78L51 77V79H50V78H49V79L52 80ZM67 78H69V76H67ZM67 78H66V79H67ZM79 78H78V81L76 80L77 82H79L80 79H81L82 77H81L80 79H79ZM95 78H96V77H95ZM95 78H94V79H95ZM102 78H103V77H102ZM104 78H107V77H104ZM109 78H110V77H109ZM111 78H113V76H112ZM143 78H144V76H143ZM143 78H139V80H140V79H143ZM146 78H147V77H146ZM232 78H233V80H232V82H233V81L235 80V78H234V77H232ZM239 78H237V79L240 80ZM249 78H252V76H250ZM249 78H248L247 80H249ZM261 78H262V77H261ZM13 79H14V78H13ZM15 79H16V76H15ZM28 79H29V78H28ZM28 79H27L26 81H28ZM64 79H63V80H64ZM94 79H93V81H94ZM120 79H124V78H122V76H121ZM134 79H135V78H134ZM204 79H205V77H204ZM206 79H205V80H206ZM209 79H210V78H209ZM211 79H212V77H211ZM215 79L217 80L218 78L215 77ZM243 79H242V81H243ZM84 80H86V79H84ZM84 80H83V82H84ZM181 80H182V79H181ZM213 80H214V77H213ZM228 80H229V78H228ZM230 80H231V79H230ZM230 80H229V82H230ZM261 80H262V79H261ZM263 80H264V78H263ZM9 81H12V80H9ZM44 81H45V80H44ZM60 81H62V80L60 79ZM64 81H66V80H64ZM64 81H63V82H64ZM67 81H68V80H67ZM67 81H66V82H67ZM93 81H92V82H93ZM98 81H99V80H98ZM101 81H103V80H101ZM112 81H113V80H112ZM115 81H116V80H115ZM118 81H119V79L116 81L117 84H119ZM123 81H124V80H123ZM136 81H137V79H136ZM141 81H143V80H141ZM141 81H140V82H141ZM148 81H149V80H148ZM157 81H156V83H157ZM177 81H178V80H177ZM179 81H180V80H179ZM217 81H218V80H217ZM235 81H237V80H235ZM240 81H241V80H240ZM240 81H239V82H240ZM249 81L251 82V81H253V80H249ZM249 81H248V82H249ZM254 81H255V80H254ZM257 81H258V79H257ZM6 82H7V81H6ZM6 82H4V83H6ZM22 82H23V81H22ZM41 82H43V81H41ZM41 82H39V83H41ZM66 82H65V83H66ZM72 82H73V81H72ZM72 82H71V83H72ZM80 82H81V81H80ZM80 82H79V83H80ZM107 82H108V81H107ZM138 82H139V81H138ZM152 82H153V81H152ZM158 82H159V81H158ZM168 82H169V81H168ZM168 82H167V83H168ZM174 82H175V81H174ZM214 82H216V81H214ZM262 82H264V81H261V84H263ZM4 83H3V84H4ZM23 83H24V82H23ZM55 83H56V84H55ZM65 83H64V84H65ZM74 83H76V82H74ZM79 83H77V84H79ZM81 83H82V82H81ZM86 83H87V82H86ZM86 83H85V84H86ZM93 83H94V82H93ZM93 83H92V86H96V89H97V87H99V85H98V84L93 85ZM99 83H100V82H99ZM103 83H104V81H103ZM121 83H124V82H121ZM121 83H120V84H121ZM132 83H135V82L132 81ZM141 83H142V82H141ZM143 83H144V82H143ZM143 83H142V84H143ZM150 83H151V82H150ZM167 83H166V84H167ZM176 83H177V82H175V85H174V86H177ZM178 83H179V82H178ZM180 83H181V82H180ZM185 83H187V82H185ZM188 83H189V81H188ZM224 83H225V82H224ZM227 83H228V81H227ZM234 83H235V82H234ZM234 83H233V84H234ZM243 83H244V82H243ZM1 84H2V83H0V85H1ZM8 84H10V83L8 82ZM8 84H7V85H8ZM14 84H15V83H14ZM16 84H17V83H16ZM18 84H19V83H18ZM18 84H17V85H18ZM24 84H25V83H24ZM54 84L57 85V81H54ZM54 84H53V85H54ZM82 84H83V83H82ZM101 84H102V83H101ZM101 84H100V86H101ZM113 84H114V83H113ZM117 84H116V85H117ZM120 84H119V85H120ZM139 84H140V83H139ZM139 84H138V86L141 87V85H139ZM146 84H147V83H146ZM170 84H172V82H171ZM170 84L168 83V85H167V87L169 86V89H170ZM222 84H223V83H222ZM233 84H232V85H233ZM235 84H236V83H235ZM235 84H234L233 87H235L238 83H237L236 85H235ZM239 84H240V83H239ZM246 84H247V83H246ZM258 84H259V83H258ZM7 85H6V86H7ZM22 85H23V84H22ZM25 85H26V84H25ZM51 85H52V84H50V87H49L50 89H47V90H46L45 87H44V89H45L46 91L43 89V91L46 92L45 95L42 93V95L45 96V98H47V97H46L47 93H48V97H49V98H50V96H51V95H49V94H51V93L47 92L48 90L51 91ZM103 85H104V86H101V89H102V87H103V88L106 87L105 84H103ZM144 85H145V83H144ZM154 85H155V84H154ZM180 85H181V84H180ZM183 85H185V84H183ZM183 85H181L183 88H182L181 86L179 87V85L177 86V87H179L178 89H179L180 91H181V88H182V90H183V89L186 90V88H189L188 86H190V85L193 86V83H192V84H187V85H188L187 87H186V85H185L186 88H184ZM230 85H231V84H230ZM253 85H254V84H253ZM253 85H252V86H253ZM4 86H5V85H4ZM18 86H19V85H18ZM23 86H24V85H23ZM23 86H21V87H23ZM39 86H43V83H42L41 85H39ZM73 86H74V84H73ZM73 86H72V87H73ZM75 86H76V84H75ZM75 86H74V87H75ZM77 86H78V85H77ZM77 86H76V87H77ZM79 86H81V85H79ZM111 86H113V85L111 84ZM114 86H115V85H114ZM138 86L136 87V89L138 88ZM157 86H158V87H157ZM157 86H156L157 88H160V87H159V83H158ZM161 86H162V85H161ZM191 86H190V87H191ZM194 86H195V85H194ZM213 86H214V84H213ZM221 86L225 87V86H227V85L225 84V86H224V85H220V84H219V87H220V88H221ZM228 86H229V85H228ZM239 86H240V85H239ZM263 86H264V84L262 85V87H263ZM21 87H20V88H21ZM24 87H25V86H24ZM59 87H61V85H60V86L58 85L57 88H59ZM69 87H71V86H69ZM74 87H73V88H74ZM119 87H121V86H119ZM132 87H133V86H132ZM144 87H145V86H144ZM150 87H151V86H150ZM163 87H164V86H163ZM172 87H173V85H172ZM216 87H217V86H216ZM237 87H238V85H237ZM20 88H19V89H20ZM78 88H79V87H78ZM78 88H76L77 91H79ZM81 88L84 89V86L82 85ZM92 88H94V87H92ZM99 88H100V87H99ZM106 88H107V87H106ZM106 88H105V89H106ZM123 88H124V85H123ZM127 88H128V86H127ZM133 88H134V87H133ZM147 88H148V87H147ZM147 88H146V89H147ZM200 88H201V87H200ZM200 88L198 89L199 91L202 89V88H201V89H200ZM207 88L209 89V87H207ZM207 88H206V89H207ZM225 88H226V87H225ZM254 88L257 89V87H254ZM258 88H260V87H258ZM263 88H264V87H263ZM17 89H18V88H17ZM22 89H23V88H22ZM22 89H20V91H21ZM61 89H62V88H61ZM69 89H70V88H69ZM94 89H95V88H94ZM94 89H93V90H94ZM150 89H151V88H150ZM152 89H153V88H152ZM154 89H156V88H154ZM165 89H167V88L165 87ZM175 89H176V88H175ZM175 89H174V90H175ZM191 89H192V88H191ZM206 89H205V90H206ZM208 89H207V90H208ZM214 89L216 90V88H213V90H214ZM221 89H222V88H221ZM226 89H227V88H226ZM228 89H229V88H228ZM228 89H227V90H228ZM238 89H239V88H238ZM241 89H242V86H241ZM261 89H262V88H261ZM261 89H260V90H261ZM76 90H75V92H76ZM88 90H89V89H88ZM88 90H86V91L88 92ZM90 90H91V89H90ZM93 90H92V91H93ZM108 90H109V87H108ZM108 90H107V91H108ZM120 90H121V89H120ZM120 90H117V91H120ZM148 90H149V88H148ZM148 90H147V91H148ZM161 90L164 92L163 89H161ZM210 90H211V89H210ZM215 90H214V91H215ZM227 90L224 91V88H223L222 90H220V92H221V91H222V92H223V91L226 92ZM239 90H240V89H239ZM239 90H236V91H239ZM244 90H246V89H244ZM260 90H257V91H260ZM80 91H81V89H80ZM82 91H83V90H82ZM82 91H81V93L84 94V93H83L84 91H83V92H82ZM111 91H112V89H111ZM127 91H129V90H127ZM142 91H143V89H142ZM142 91L140 90V91L137 92V91L135 90L136 93H139V92H142ZM169 91H170V90H169ZM171 91H172V90H171ZM171 91H170V92H171ZM188 91H190V89L187 90L186 92H188ZM203 91H204V90H203ZM242 91H243V90H242ZM242 91H241V92L239 91V92L242 93ZM247 91H248V90H247ZM249 91H250V89H249ZM253 91H254V89H253ZM0 92H1V91H0ZM72 92H73V90H72ZM87 92H86V93H87ZM125 92H126V91H125ZM133 92H134V89H133ZM163 92H162V93H163ZM172 92H173V91H172ZM210 92H212V91H208L207 93L204 92L205 94L202 92V93H203L202 95L199 94V95L202 96V98L199 100V102L202 101V99H204V98H203V97H204L203 95H207V94L210 95ZM224 92H223V93H224ZM263 92H264V91H263ZM86 93H85V94H86ZM105 93H106V92H105ZM105 93H104V94H105ZM108 93H111V92H108ZM112 93H113V92H112ZM144 93H145V95H146L148 92H144ZM160 93H161V91H159V94H160ZM173 93L178 94V93L175 92V91H174ZM173 93H172L171 95H172V97L175 96V98H177L179 95H183L181 92H179V95H178V96L174 95ZM180 93H181V94H180ZM188 93H189V92H188ZM188 93H187V94H188ZM200 93H201V92H200ZM214 93H215V92H214ZM214 93H212V94L214 95ZM244 93H245V91H244ZM244 93H243V94H244ZM248 93H249V95H250V94L253 95L252 90H251V92H248ZM248 93L246 92V94H248ZM254 93H256V91H255ZM261 93H262V92H261ZM1 94H2V93H1ZM24 94H25V92H24ZM53 94H54V93H53ZM75 94H77V93H75ZM78 94H79V92H78ZM106 94H107V93H106ZM148 94H150V99H151V100L148 99L149 97L147 98L148 95H146L144 98H147V99H148V102H149V105H150V103H151L150 101L156 100V99H157L156 96L159 95V94L155 95L154 90H153V92H150V91H149ZM163 94H165V95H163ZM163 94H161V95H162L164 98H165V97L168 98V96H170V95L166 96L167 93H163ZM194 94H195V93H194ZM212 94H211V95H212ZM224 94H227V93H224ZM224 94H223V95H224ZM256 94H257V93H256ZM262 94H264V93H262ZM262 94L259 95V92H258V95H259V96L257 95V99H258V97L262 96ZM6 95H7V94H6ZM6 95H5V96H6ZM28 95H31V94L29 93ZM66 95H67V94H66ZM69 95H70V94H69ZM88 95H89V92H88ZM122 95H123V92H122ZM136 95H137V94H136ZM209 95H208V96H209ZM240 95H241V97H242V94H240ZM240 95H239V96H240ZM5 96H3V95L0 96V100H2L3 102H4V101H7V98H6ZM8 96H9V95H8ZM8 96H7V97H8ZM31 96H32V95H31ZM31 96H30V97H31ZM83 96L85 97V95H83ZM90 96H91V94H90ZM118 96H119V95H118ZM142 96H143V95H142ZM162 96H160V97H162ZM191 96H192V95H191ZM191 96L188 97L187 100H189V98H191ZM193 96H195V95H193ZM193 96H192V97H193ZM201 96H199V97H201ZM224 96H225V95H224ZM26 97H27V96H26ZM32 97H34V96H32ZM32 97L29 98V99H33ZM53 97H54V95H53ZM88 97H89V96H88ZM88 97H87V98H88ZM93 97H94V96H93ZM93 97H92V98H93ZM140 97H141V96H140ZM158 97H159V96H158ZM172 97H171V98H172ZM186 97H187V96H185L184 99H185ZM195 97H196V96H195ZM205 97H206V96H205ZM211 97H212V96H211ZM226 97H227V96H226ZM251 97H253V96H251ZM15 98H16V97H15ZM38 98H39V97H38ZM49 98H47V99H49ZM51 98H52V96H51ZM51 98H50V99H51ZM65 98H66V97H65ZM105 98H106V97H105ZM105 98H104V100L106 101ZM136 98H137V96H136ZM138 98H139V97H138ZM138 98H137V99H138ZM175 98H174V99H175ZM178 98H179V97H178ZM209 98H210V97H209ZM222 98H223V97H222ZM228 98H229V96H228ZM247 98L249 99L250 96H248V97L246 96L244 102L247 101V100H246ZM262 98H264V96H263ZM26 99H27V98H26ZM40 99H41V98H40ZM85 99H86V97H85ZM95 99H96V96H95ZM182 99H183V97H182ZM192 99H193V98H192ZM192 99H191V100H192ZM197 99H199V98H198V95H197L196 100L193 99L194 102L198 101ZM218 99H219V98H218ZM220 99H221V98H220ZM225 99H226V98H225ZM225 99H224V101H222L223 103L226 101ZM230 99H231V98H230ZM230 99H229V100H230ZM233 99H234V98H232L231 100H233ZM252 99H254V98H252ZM252 99H251V100H252ZM13 100H14V99H13ZM33 100H34V99H33ZM33 100H32V101H33ZM36 100H37V102H38V99H37V98H36ZM42 100H43V99H42ZM75 100H76V99H75ZM86 100H87L86 102H88V101H89V98L86 99ZM93 100H94V99H93ZM178 100H179V99H178ZM191 100H190V103H191ZM193 100H192V101H193ZM205 100H207V99H205ZM205 100H203V101H205ZM222 100H223V99H222ZM227 100H228V99H227ZM229 100H228V101H229ZM235 100H236V99H235ZM235 100H234V101H235ZM249 100H250V99H249ZM261 100H262V99L259 98V99L257 100V103H258V101H260V103L262 104L264 101L262 100L263 102H261ZM19 101H20V100H19ZM19 101H18V102H19ZM26 101H27V100H26ZM26 101H25V103H23V102L21 103L20 108H22V109H23L22 111L24 112V106L27 105L29 111H28V113H26V112H25V113L30 117L29 119H34V120H37V121H38V120H41V119H43V120H49V121H53V123L57 125V127H56L55 129H58L59 127H60L59 129H61V127H62L63 130L65 129V131L67 130L68 132H71V133H72V138H69V137H68V139H70V143L73 141V140L71 141V139H73V138H74V139H77V138H78L77 140H79V138L82 139V138H84L85 136H87L88 139H89V138H91V139H95V137L98 136V135H96V132H97L96 130H98L97 126H96L97 129L94 128L95 130H93V128H92V129H90V130L84 131L83 128H82V130H83V134H82V131H81V132H76V133H75V129L78 130L79 127H77V126H79L81 123H77V124H79V125L74 124V126L76 125L77 128H76V127H71V128L69 129V126H68V125H70L71 122H72V121L70 120V118H71V116H72L73 114H72L71 110H64V109H63V108L65 107V106H64V102H65V101L62 103L63 108H62V107L52 106V105H51V107H47V106H46L47 108L44 109V110H41V109H35V108H33V106L31 107L30 105L26 104ZM66 101H67V100H66ZM80 101H81V100L79 99L78 102H80ZM109 101H110V100H108V102H109ZM140 101H141V100H140ZM169 101L172 102V99H170ZM185 101H186V99H185ZM203 101H202V102H203ZM239 101H240V100H239ZM239 101H238V102H239ZM242 101H243V100H242ZM254 101H255V100H254ZM3 102H2V103H3ZM33 102H34V101H33ZM33 102H32V103H33ZM37 102H34V103H37ZM93 102H94V101H93ZM108 102H107V103H108ZM122 102H123V101H122ZM154 102H155V101H154ZM170 102H168V103L171 104ZM181 102H182L183 104L180 103V102H179V103L182 104V106L186 104V103H184V101H181ZM186 102H187V101H186ZM208 102L211 103L212 101H209V100H208ZM215 102L217 103L218 101H215ZM215 102H214V103H215ZM226 102H227V101H226ZM232 102H233V101H232ZM235 102H237V101H235ZM247 102H248V101H247ZM252 102H253V101H252ZM2 103H0V107H1V108H0V111H1V109H3V111H4V108H3L4 106H3ZM19 103H20V102H19ZM74 103H76V102H74ZM84 103H85V101L83 102V105H86V103H85V104H84ZM101 103H102V101H101ZM105 103H106V102H105ZM172 103H174V102H172ZM59 104H60V103H59ZM68 104H69V103H68ZM87 104H88V103H87ZM92 104H94V103H92ZM176 104H177V103H176ZM187 104H189V102H188ZM187 104L185 105V107H187ZM191 104H193V103H191ZM198 104H199V103H198ZM226 104H227V103H226ZM254 104H255V103H254ZM56 105H57V104H56ZM106 105H108V104H106ZM129 105H130V104H129ZM189 105H190V104H189ZM189 105H188V108H186L187 110H189V107L193 106L194 104L191 105V106H189ZM196 105H197V104H196ZM211 105H212V103H211ZM224 105H225V104H224ZM229 105H230V104H229ZM40 106H41V105H40ZM60 106H61V104H60ZM73 106H74V105H73ZM110 106H111V105H109V107H110ZM142 106H143V105H142ZM156 106H157V105H156ZM168 106H172V105H168ZM175 106H176V105H175ZM175 106H172V107H175ZM194 106H195V105H194ZM194 106H193V108H194ZM41 107H42V106H41ZM74 107H75V106H74ZM76 107H77V105H76ZM76 107H75V109H76ZM81 107H82V103H81V106H80L79 108L82 109V108L84 107V106H83L82 108H81ZM150 107L153 108L151 105H150ZM150 107H149V108H150ZM165 107H166V106H165ZM177 107H178V106H177ZM210 107H211V106H210ZM224 107L227 108V107H229V106L226 105V106H224ZM230 107H231V105H230ZM232 107H233V106H232ZM113 108H114V107H113ZM140 108H141V107H140ZM147 108H148V107H147ZM155 108L157 109L158 106L155 107ZM191 108H192V107H191ZM225 108H224V110H225ZM236 108H238V107H236ZM236 108H235V109H236ZM68 109H69V108H68ZM70 109H72V108H70ZM83 109H84V108H83ZM104 109H105V107L103 108V110H104ZM121 109H122V108H121ZM164 109H165V108H164ZM170 109H171V108H170ZM172 109H173V108H172ZM174 109H175V108H174ZM232 109H234V107H233ZM232 109L230 108L231 111H230L229 109H226V110H227V111L229 110V112L231 113V112L233 111ZM242 109L246 110V107H245V108L242 107ZM10 110L12 111V109H10ZM158 110L161 111V109H158ZM178 110H179V109H177V111H178ZM191 110H194V109H191ZM197 110H199V109H197ZM239 110H240V109H239ZM244 110H242V111H244ZM11 111H10V113H9V111H8V112H7V111H4V112H6V114H7V116H8V113H9V115L12 114ZM74 111H75V110H74ZM80 111H81V110H80ZM80 111H79V112H80ZM82 111H83V110H82ZM87 111H88V110H86V112H87ZM89 111H91V110H89ZM89 111H88V112H89ZM92 111H93V110H92ZM147 111H148V113H150L149 110H147ZM169 111H170V110H169ZM169 111H167V112H169ZM171 111H172V110H171ZM175 111H176V109H175ZM177 111H176V112H177ZM222 111H223V110H222ZM242 111L240 110V113H241ZM251 111H252V110H249V112L251 113V115L254 114V112H251ZM4 112H3V113H4ZM23 112H21V113H23ZM52 112H55L56 115H55V116H51L50 113H52ZM75 112H76V113H79V112H77V110H76ZM86 112H85V113H86ZM88 112H87V113H88ZM136 112H137V111H136ZM164 112H165V111H164ZM164 112H163V113H164ZM172 112H173V111H172ZM180 112H181V114H180ZM180 112L178 111V114H180V116H183V115H182V112H183V111L180 110ZM233 112H234V111H233ZM235 112H236V111H235ZM258 112H259V111H258ZM1 113H2V112H1ZM3 113L1 114L2 116H3ZM73 113H74V112H73ZM80 113H81V112H80ZM87 113H86V114H87ZM218 113H220V111H219ZM221 113H222V112H221ZM224 113H227V112H224ZM238 113H239V112H238ZM6 114H4V116H5ZM88 114H89V113H88ZM125 114H126V113H125ZM161 114H162V113H161ZM166 114L169 115V114H171V113L169 112V113H166ZM207 114L209 115L210 113L207 112ZM207 114H206V116H207ZM227 114H228V113H227ZM231 114H233V113H231ZM234 114H235V113H234ZM246 114H247V113H243V114H235V116H237V115H243V116H240V117L237 116L238 118L236 119V121H238V127L241 128V129H245V128H246V129H251V130H252V129L254 128V125H253V123L251 124L250 121H251V120H252V121H256L257 119H259V117L257 116L258 118L254 120V119H252V118H253L252 116H251L252 118L249 117V116L246 117ZM12 115H13V114H12ZM23 115H24V114H23ZM78 115H79V114H78ZM78 115H77V116H78ZM81 115H82V113H81ZM104 115H106V113H105ZM127 115H128V114H126V115H124V116L126 117ZM132 115H133V113H132ZM132 115H131V116H132ZM136 115H139V114L136 113ZM175 115H176V113H175ZM188 115H190V114H188ZM188 115H187V117H188ZM199 115H200V114H198V116H199ZM202 115H203V116H202ZM202 115H200V116L204 117L205 113L202 114ZM210 115H211V114H210ZM14 116H15V115H14ZM74 116H76V114H75ZM77 116H76V117H77ZM85 116H86V115H84V117H85ZM87 116H88V115H87ZM87 116H86V117H87ZM149 116H151V115H149ZM163 116H166V115H162L161 118H160L159 116H158V117L160 118V120H164V121H165L168 117H163ZM171 116H172V114H171ZM177 116H178V115H176V116H174V117H177ZM180 116H178V117H180ZM192 116H193V115H191V117H192ZM194 116H195V115H194ZM200 116L198 117L199 119H200ZM206 116H205V118L208 117V116H207V117H206ZM211 116H212V115H211ZM217 116H218V114H217ZM217 116L215 115V117H217ZM224 116H226V115H224ZM227 116H228V115H227ZM227 116H226V117H227ZM229 116H230V118H231V115H229ZM260 116H261V117H264V115H263V116L260 115ZM0 117H1V116H0ZM9 117L11 118L12 116L10 115ZM18 117L21 118V116H19V115H18ZM78 117H79V116H78ZM80 117H81V116H80ZM88 117H89V116H88ZM88 117H87V118H88ZM92 117H93V115H92ZM101 117H102V116H101ZM113 117H114V116H113ZM117 117H118V116H117ZM135 117L137 118L138 116H135ZM151 117H152V116H151ZM183 117H184V116H183ZM244 117H246V118H250V119H249L250 121L244 119ZM5 118H7V117H5ZM19 118H18V120L20 121ZM25 118H26V117H25ZM122 118H123V116L121 117V119H122ZM127 118H128V117H127ZM136 118H135V119H136ZM169 118H170V116H169ZM196 118H197V117H196ZM196 118L194 117V119H196ZM205 118H203V119H205ZM209 118H210V117H209ZM211 118H212V117H211ZM217 118H218V120H219V116H218ZM223 118H224V117H223ZM230 118H229V120L232 121V119H230ZM232 118H233V117H232ZM89 119H90V118H89ZM116 119H117V118H115V120H116ZM118 119H119V118H118ZM144 119H145V118H144ZM148 119H149V118H148ZM173 119H174V118H173ZM184 119H188V118H186V116H185ZM213 119H215V118H213ZM213 119H212V121H215V120H216V119H215V120H213ZM260 119H261V118H260ZM11 120H13V119H10V121H11ZM16 120H17V118H16L14 121H16ZM18 120H17V122H19ZM24 120H26V119H24ZM115 120H114V121H115ZM124 120H125V119H124ZM145 120H147V119H145ZM178 120H179V119H178ZM196 120H197V119H196ZM210 120H211V119H209L208 121L210 122ZM221 120H222V118H221L219 121H221ZM5 121H6V123H7V120H4V122H5ZM21 121L23 122V120H21ZM64 121H67V123H64ZM91 121L93 122L92 119H91ZM104 121H105V120H104ZM127 121L129 122V120H127ZM136 121H137V120H136ZM152 121H154V119L151 120V122H152ZM156 121H157V120H156ZM156 121H155V124L158 123V122H156ZM168 121H169V120H167V122H168ZM173 121H174V120H173ZM180 121L182 122V120H180ZM231 121L228 122V121L226 120L227 123H231ZM27 122H28V121H27ZM97 122H98V121H97ZM139 122H141V121H139ZM142 122H143V119H142ZM159 122L161 123V121H159ZM216 122H217V121H216ZM226 122H224V123L227 124ZM8 123H10V122H8ZM99 123H101V122H99ZM99 123H98L99 126L102 125V123H101V124H99ZM130 123H131V122H130ZM148 123H149V122H148ZM153 123H154V122H153ZM160 123H159V125H160ZM179 123H180V122H179ZM179 123H178V124H179ZM211 123H213V122H211ZM219 123H223V122H219ZM32 124H33V123H32ZM45 124H46V123H45ZM128 124H129V123H128ZM145 124H147V123L145 122ZM167 124H169V123H167ZM178 124H177V125H178ZM213 124H214V123H213ZM235 124H236V123H235ZM3 125H4V124H3ZM3 125H2V128L0 127V136L2 135V136H1L2 138L6 136V133H7L8 131H10V132L13 131V127H15V129H16L15 131H13V133H14L15 135L17 134V137L19 136V138H25V137L28 136V135H27V132H26L27 129H26V131L24 130L25 132H21V131L18 130V128H20V127H19V123H14V124L10 123V125H8V127H7L6 125H5L6 127H3ZM47 125H48V124H47ZM47 125H46V128H47ZM81 125H82V124H81ZM94 125H96V124H94ZM94 125H93V127H94ZM115 125H117V124L115 123ZM149 125H150L149 127L153 126L152 124H149ZM162 125H164V124H162ZM214 125L216 126V124H214ZM229 125H231V124H229ZM0 126H1V125H0ZM49 126H50V127H53V124H52V126H51V125H49ZM67 126H68V127H67ZM129 126H130V125H129ZM133 126H134V125H133ZM133 126H132V127H133ZM164 126H165V125H164ZM33 127H34V126H33ZM37 127H40V126L37 125ZM37 127L35 126V128L33 129V132H34V130H35ZM80 127H81V126H80ZM82 127H83V126H82ZM87 127H88V126H87ZM87 127H86V128H87ZM91 127H92V126H91ZM101 127H104V125H102ZM124 127H127V126H124ZM156 127H157V126H156ZM158 127L161 128V126H158ZM174 127H175V125H174ZM190 127H191V126H190ZM190 127H186V129H188V128H190ZM194 127H195V126H194ZM210 127H211V128H214V130H216V129H215L216 127H213V125L210 126ZM217 127H218V126H217ZM224 127H225V126H224ZM7 128H9V130H7ZM21 128H22V127H21ZM30 128H31V127H30ZM116 128H118V126H117ZM139 128H140V127H139ZM153 128H155V127H153ZM162 128H163V126H162ZM226 128H227V127H226ZM229 128H230V126H229ZM55 129H54V130H55ZM68 129H69V130H68ZM133 129H136V128H133ZM186 129H185V130H186ZM220 129L222 130V128H220ZM230 129H231V128H230ZM232 129H233V127H232ZM30 130H31V129H30ZM30 130L28 129V132H29ZM79 130H81V129H79ZM79 130H78V131H79ZM85 130H86V129H85ZM144 130H145V129H144ZM144 130H143V131H144ZM148 130H149V131H148ZM151 130H152V129H151ZM169 130H171V129H169ZM195 130H196L197 132L199 131L198 129H194V128H193V131H194L193 133H195ZM202 130H203V129H202ZM204 130H205V129H204ZM31 131H32V130H31ZM36 131H37V130H36ZM36 131H35V132H36ZM38 131H39V129H38ZM38 131H37L36 133H38ZM143 131H142V133H143ZM147 131L150 132V129L148 128ZM171 131H172V130H171ZM189 131H190V130L188 129V132H189ZM205 131H206V130H205ZM219 131H220V130H219ZM263 131H264V130H263ZM5 132H6V133H5ZM10 132H9V133H10ZM15 132H16V133H15ZM35 132H34V133H35ZM54 132H55V131H54ZM102 132H103V131H101L100 134H102ZM115 132H116V131H115ZM117 132H118V131H117ZM126 132L128 133V131H126ZM129 132H130V130H129ZM131 132H133V131H131ZM161 132H162V131H161ZM179 132H180V133H181V132L186 133L187 131H179ZM179 132H178V133H179ZM191 132H192V131H191ZM216 132H217V131H216ZM231 132L233 133V131H231ZM231 132H230V133H231ZM250 132H251V131H250ZM34 133H33V134H34ZM39 133H41V131H40ZM45 133H47V132H45V130H44V134H45ZM77 133H79V134H77ZM124 133H125V132H124ZM135 133H136V132H135ZM139 133H141V132H139ZM189 133H190V132H189ZM189 133H187V134H189ZM193 133H192V134H193ZM230 133H229V134H230ZM14 134H13V136H14ZM29 134L31 135L30 132H29ZM44 134H43V135H44ZM52 134H53V133H52ZM52 134H51V135H52ZM60 134H61V133H60ZM63 134H64V132H63ZM104 134H105V133H103L102 136H104ZM111 134H112V132H111ZM113 134H115V133H113ZM116 134H117V133H116ZM116 134H115V135H116ZM143 134H144V133H143ZM143 134H141L143 137L146 136L145 134H144V135H143ZM154 134H155V133H154ZM181 134H183V133H181ZM192 134L190 133L191 136H192ZM195 134H196V133H195ZM195 134H193V135H195ZM201 134H203V133H201ZM235 134H236V133H235ZM253 134H254V133H253ZM37 135H38V134H37ZM39 135H40V134H39ZM47 135H48V133H47ZM68 135H69V134H68ZM108 135H109V133H108ZM117 135H118V134H117ZM139 135H140V134H139ZM141 135L138 136L139 139H140V138H142V139L147 138V137L143 138V137H141ZM161 135H162V134H161ZM161 135H160L159 137H161ZM170 135L173 136L174 134L172 135V134L170 133ZM176 135H178V134L176 133ZM198 135H199V134H198ZM198 135H197V136H198ZM208 135H209V134H208ZM210 135L212 136V133H211ZM233 135H234V134H233ZM250 135H251V134H250ZM260 135H262V134H260ZM263 135H264V134H263ZM263 135H262V136H263ZM32 136H33V135H32ZM34 136H35V134H34ZM34 136H33V137H29V136H28L27 138H30V139H31V138H35ZM65 136H67V135H65ZM65 136H64V140H61L60 143H61L62 141H65V138H67V137H65ZM99 136H100V135H99ZM99 136H98V137H99ZM102 136H101V137H102ZM122 136H123V135H122ZM163 136L165 137V135H162V137H163ZM171 136H170V137H171ZM185 136L187 137L188 135H185ZM204 136H205V134L202 136V138H203ZM213 136H214V135H213ZM253 136H254V135H253ZM255 136H256V134H255ZM255 136H254V137H255ZM43 137H44V136H43ZM49 137H50V135H49ZM52 137H53V136H51V138H52ZM56 137H57V136H56ZM56 137H53L54 140L57 139ZM60 137H61V136H60ZM101 137H100V138H101ZM113 137H114V136H113ZM119 137H120V136H119ZM135 137H136V136H135ZM135 137H134V138H135ZM155 137H156V136H155ZM155 137H154V138H155ZM162 137L159 138V139L163 140ZM182 137H183V136L181 135L180 138L183 139L184 142H183L180 138H179V140H180V142L185 143L186 140H185L184 138H182ZM192 137H194V136H192ZM209 137H210V136H209ZM209 137H208V138H209ZM222 137H223V136H222ZM222 137H221V138H222ZM237 137H240V136H237ZM260 137H261V136H260ZM2 138H0V139H2ZM38 138H39V137H37L36 139H38ZM40 138H41V140H42V133H41ZM96 138H97V137H96ZM110 138H112V137H110ZM114 138H115V137H114ZM121 138H123V137H121ZM121 138H120V139H121ZM150 138H151V137H149L148 140H149ZM154 138H153V136H152L153 141H154ZM156 138H157V137H156ZM196 138H197V137H196ZM211 138H212V137H211ZM219 138H220V137H219ZM219 138H218V140H219ZM233 138H234V137H233ZM246 138H247V137H246ZM248 138H251V137L248 136ZM257 138H258V137H257ZM263 138H264V137H263ZM5 139H6V138H5ZM5 139H4V140H5ZM11 139H14V140H15V139H17V138L14 137V138H11ZM11 139H9V140L6 139V141H8V142L10 143ZM62 139H63V136H62ZM102 139H103V138H102ZM104 139H106V138H104ZM116 139L118 140V138H116ZM120 139H119V140H120ZM203 139H205V137H204ZM214 139H215V138H214ZM229 139H230V138H229ZM2 140H3V139H2ZM43 140H44V139H43ZM43 140H42V141H43ZM46 140H47V139H46ZM58 140H60V138H58ZM98 140H99V138H98ZM110 140H112V139H109L108 141H110ZM114 140H115V139H114ZM131 140H132V142L134 141V139H131ZM145 140H147V139H145ZM167 140H168V139H167ZM167 140H166V142H167ZM187 140H189V138H188ZM208 140H210V139H208ZM215 140H217V138H216ZM232 140H233V139H232ZM26 141H27L26 143H28V140H27V139H26ZM34 141L37 142L38 140H35V139H34ZM39 141H40V140H39ZM56 141H57V140H56ZM79 141H80V140H79ZM82 141H83V140H82ZM84 141H87V142H88V140H84ZM123 141H124V140H122V142H123ZM149 141H150V140H149ZM151 141H152V140H151ZM164 141H165V140H164ZM189 141H190V140H189ZM206 141H207V140H206ZM222 141H223V140H222ZM227 141H229V140H227ZM22 142H24V141H22ZM40 142H41V141H40ZM40 142H39V143H40ZM44 142H45V141H44ZM44 142H43V143H44ZM57 142H58V141H57ZM87 142H86V143H87ZM99 142L102 143V140H99ZM103 142H104V141H103ZM105 142H106V141H105ZM105 142H104V143H105ZM110 142H112V141H110ZM113 142H114V145H115V143H117L116 141H113ZM118 142H119V141H118ZM127 142H128V141H127ZM154 142H156V141H154ZM166 142H165V143H166ZM178 142H179V141H178ZM180 142H179L178 144H181ZM207 142L209 143V141H207ZM210 142H211V141H210ZM219 142H220V141H219ZM224 142H225V141H224ZM229 142H230V141H229ZM234 142H235V141H234ZM254 142H255V141H254ZM263 142H264V140H263ZM29 143H30V141H29ZM39 143H38V144H39ZM51 143H52V142H51ZM107 143H109V142H107ZM124 143H125V142H124ZM151 143H152V142H151ZM165 143H164V145H165ZM174 143H175V142H174ZM212 143H213V141H212ZM212 143H211V145H210V148H211V146L213 147ZM215 143H216V142H215ZM217 143H218V142H217ZM226 143H227V142H226ZM238 143H239V142H238ZM30 144H31V143H30ZM33 144H34V143H33ZM41 144H42V143H41ZM55 144H57V143H55ZM131 144H132V143H131ZM138 144H139V142H138ZM162 144H163V142H162ZM178 144H176V145H178ZM186 144H187V143H186ZM188 144H189V142H188ZM224 144H225V143H224ZM224 144H223V145H224ZM235 144H236V143H235ZM250 144L252 145L253 143H250ZM250 144H249L248 146H250ZM255 144H256V142H255ZM257 144H259V143H257ZM12 145H13V144H12ZM12 145H11V146H12ZM18 145H19V144H18ZM21 145H23V146H19V147H22V148H20V150H22V151L24 152V151H25V150H23V149H24V148H23V147H24V144H21ZM61 145H62V148H63V143H62ZM75 145H76V147H77V151H78V145H81V143H78V145H77V143H76V141H75ZM112 145H113V144H112ZM118 145H119V144H118ZM150 145H151V144H150ZM176 145H174V146H176ZM183 145H184V144H183ZM183 145H182V149H184V148L186 147V146H184V148H183ZM216 145H217V144H216ZM225 145H226V144H225ZM225 145H224V146H225ZM0 146H1V145H0ZM6 146H7V145H6ZM28 146H29V145H28ZM53 146H54V145H53ZM57 146H58V145H57ZM73 146H74V145H73ZM155 146H156V145H155ZM178 146H179V145H178ZM221 146H222V143H221ZM221 146H220V147H221ZM224 146H222V147H224ZM226 146H227V145H226ZM229 146H230V145H229ZM234 146H235V145H234ZM248 146H247V147H248ZM16 147H17V146H16ZM81 147L83 148L84 146L82 145ZM103 147L106 148L105 146H103ZM125 147H127V146H125ZM132 147H133V146H132ZM140 147H142V145H140ZM140 147H139V148H140ZM208 147H209V146H208ZM220 147H219V148H220ZM222 147H221V151H222ZM236 147H238V145H237ZM236 147H234V148H236ZM242 147H243V146H242ZM250 147H251V146H250ZM250 147H249V148H250ZM252 147H253V145H252ZM11 148H12V147H11ZM11 148L9 147V150H10ZM28 148H29V147H28ZM99 148H100V147H99ZM101 148H102V147H101ZM104 148H102V149H104ZM108 148H114V147H113V146H111V147L108 146V147H107V150H110V149H108ZM134 148H136V147L134 146ZM191 148H192V147H191ZM205 148H206V147H205ZM240 148H241V147H240ZM244 148H246V145H245ZM263 148H264V146H263ZM263 148H262V149H263ZM1 149H2V148H1ZM6 149H7V148H6ZM6 149H5V146H4V149H2V150H4V152H5ZM16 149H17V148H16ZM16 149H14V152H15ZM44 149H45V148H44ZM50 149H51V148H50ZM83 149H84V148H83ZM102 149H100V150H102ZM156 149H157V148H156ZM156 149H155V151H156ZM215 149H216V148H215ZM231 149L233 150L232 147H231ZM231 149H230V150H231ZM241 149H242V148H241ZM12 150H13V149H12ZM17 150L19 151V149H17ZM17 150H16V151H17ZM35 150H36V149H35ZM35 150H34V151H35ZM41 150H42V149H41ZM46 150H47V149H46ZM60 150H61V149H60ZM60 150H59V149L57 150V149L55 148V152H56V151H59V152H56L57 154L60 153ZM80 150H82V149L80 148ZM95 150H96V148H95ZM112 150H113V149H112ZM150 150H152V149H150ZM164 150H165V149H164ZM206 150H207V149H206ZM216 150H217V149H216ZM230 150H229V151H230ZM6 151H7V150H6ZM27 151H28V154H30V155H31V153L33 152V150L30 151L29 149H28ZM44 151H45V150H43L42 154L44 153ZM52 151H53V150H51V154H52ZM113 151H114V150H113ZM147 151H148V150H147ZM147 151H146V152H147ZM175 151H177V150H175ZM211 151H212V148H211ZM211 151H210L209 153H212ZM245 151H246V150H245ZM262 151H263V150H262ZM2 152H3V151H2ZM2 152H1V154H0V158H1ZM20 152H21V151H20ZM23 152H22V153H23ZM30 152H31V153H30ZM36 152H37V151H35V152H33V153H36ZM38 152H41V151L39 150ZM48 152H50V151H47V152H46V158H47V153H48ZM55 152H54V154H55ZM98 152H100V151H98ZM103 152H104V151H103ZM105 152H106V151H105ZM108 152H109V151H108ZM108 152H106V153H108ZM114 152H115V151H114ZM117 152H118V151H117ZM138 152H139V151H138ZM143 152H144V151H143ZM149 152H150V151H149ZM153 152H154V151H152V154L154 155L155 153H153ZM164 152H165V151H164ZM168 152H171V151L169 150ZM173 152H174V151H173ZM207 152H208V151H207ZM213 152H214V151H213ZM216 152H217V151H216ZM223 152H224V151H223ZM223 152H222V154H224ZM225 152H226V151H225ZM235 152H236V151H235ZM239 152L242 153V151H239ZM7 153H8V152H7ZM22 153H21V154H22ZM24 153H25V152H24ZM33 153H32V155H33ZM83 153H84V152H83ZM89 153H90V152H89ZM94 153H95V155L97 154L96 151H94ZM106 153H105V154H106ZM111 153H112V151H111L109 154H111ZM118 153H119V152H118ZM118 153H117V154L115 153L116 156L118 155ZM123 153H125V152H123ZM159 153H160V152H158V154H159ZM181 153H182V155L180 154V155H181V159H179V160H181V162H179V160H178V162L182 164L181 166H182L183 169H185L186 172H188V173L191 172L190 174H192V173H195V172H198V171L201 170V168H202V165H201V164H202V161H203V159H202L203 156H202V155H204L205 153H204V154H203V153L199 154L198 152L196 153L195 151H192V150H190L189 148H188L187 152L184 153V151H182ZM220 153H221V152H220ZM226 153H227V152H226ZM232 153H233V152H231V154H232ZM5 154H6V153H5ZM13 154H15V153H13ZM16 154H19V153L17 152ZM37 154H38V153H37ZM37 154H36V155H37ZM74 154H75V153H74ZM109 154H108V155H109ZM150 154H151V152H150ZM176 154L179 156L178 153H176ZM176 154H175V155H176ZM216 154H217V153H216ZM218 154H219V153H218ZM222 154H219V155H222ZM235 154H237V152H236ZM239 154H240V153H239ZM245 154H246V153H245ZM254 154H255V153H254ZM254 154H253V156H254ZM7 155H8V154H6V156H7ZM10 155H12V154L10 153ZM25 155H26V154H25ZM30 155H27V156H30ZM32 155H31L30 157H32ZM71 155H72V154H70V156H71ZM112 155H113V154H112ZM146 155H149V153H148V154L146 153ZM165 155H166V154H165ZM205 155H206V154H205ZM213 155H214V154H213ZM224 155H225V154H224ZM229 155H230V154H229ZM255 155H258V156H259L258 153L255 154ZM3 156H5V155L3 154ZM13 156H14V155H13ZM13 156H11V157H13ZM16 156H17V155H16ZM16 156H15V157H16ZM33 156H34V155H33ZM39 156H40V153H39L38 156H35V157H39ZM65 156H66V157H65ZM65 156H63V157H65V158L70 157V156H67L66 154H65ZM82 156H83V155H82ZM110 156H111V155H110ZM118 156H121V157H122L121 154H119ZM123 156H124V154H123ZM160 156H161V155H160ZM166 156H167V155H166ZM237 156H238V155H237ZM248 156H250V155H248ZM15 157H14V158H15ZM30 157H29V158H30ZM40 157H41V158H39V159H42V161H46V159H44L42 156H40ZM61 157H62V156H60V158H61ZM71 157H72V156H71ZM79 157H80V156H79ZM83 157H84V156H83ZM85 157H86V156H85ZM88 157H89V156H88ZM97 157H98V156H97ZM99 157H101V159L104 158L103 156H101V154H100ZM133 157H135V156H132V159H133ZM144 157H145V155H144ZM148 157H149V156H148ZM152 157H153V156H152ZM234 157H235V156H234ZM242 157H243V156H242ZM260 157H261V156H260ZM4 158H5V157H4ZM4 158H1V162H5V161L2 160V159H4ZM6 158H9V156L6 157ZM32 158H33V157H32ZM80 158H81V157H80ZM106 158H107V157H106ZM111 158H113V157H111ZM111 158H109V159H111ZM165 158H167V157H165ZM215 158H216V157H215ZM215 158H213V159H215ZM222 158H223V157H222ZM244 158H245V157H244ZM247 158H249V157H247ZM254 158H256V156H255ZM19 159H21V160L23 161L22 158H18V161H21V160H19ZM39 159H37V160H39ZM43 159H44V160H43ZM48 159H52V158H48ZM57 159H59V158L57 157ZM63 159H64V158H63ZM63 159H62V161H63ZM73 159H74V158H73ZM78 159H79V158L74 159V160H78ZM85 159H86V158H85ZM89 159H90V158H89ZM104 159H105V158H104ZM104 159H103V160H104ZM107 159H108V158H107ZM107 159H105V161H106ZM109 159H108L107 161H108L109 163H111V161H110ZM121 159H122V158H121ZM121 159L118 160V161H121ZM142 159L145 160V158H143V157H142ZM206 159H207V156H206ZM208 159H211V158L208 157ZM208 159L206 160V161H207V164H208ZM238 159H239V158H238ZM249 159H250V158H249ZM259 159H261V158H259ZM15 160H16V159H13V161H12L11 163H12V164H13V162L15 163ZM27 160H28V159L26 158V161H27ZM30 160H33V159L30 158ZM34 160H36V159H34ZM55 160H56V158H55ZM55 160L53 159V163H55ZM60 160H61V159H60ZM65 160H66V159H65ZM79 160H80V159H79ZM91 160H93V159H90V162H91ZM99 160H100V158H98V162H99ZM123 160H124V159H123ZM123 160H122V161H123ZM166 160H168V159H166ZM201 160H202V161H201ZM222 160H223V159H222ZM229 160H231V159H229ZM232 160H233V159H232ZM232 160H231V162L234 161V160H233V161H232ZM243 160L245 161V159H243ZM255 160L257 161L258 159L256 158ZM255 160H254V161H255ZM16 161H17V160H16ZM18 161H17L15 164H13L12 167H13L14 165H16L17 163H21V162H22V161H21V162H18ZM42 161H40V162H42ZM50 161H51V160H50ZM50 161L48 160L47 162L49 163ZM56 161H57V164H59V165L61 164V163L58 162L59 160H56ZM66 161H68V160H66ZM72 161H73V160H72ZM96 161H97V160H96ZM122 161H121V162H122ZM213 161H214V160H212L211 163H212ZM215 161H216V159H215ZM215 161H214V162H215ZM218 161H219V164H220V160H217V161H216L217 164H218ZM235 161H236V160H235ZM240 161H241V160H240ZM240 161H238V162H240ZM1 162H0V163H1ZM23 162H25V161H23ZM23 162L21 163V166H22ZM28 162H29V161H28ZM35 162H38V163L40 164L39 161H35ZM47 162H46V163H47ZM51 162H52V161H51ZM51 162H50V163H51ZM80 162H81V161H80ZM108 162H107V164H108ZM114 162H116V161H114ZM125 162H127V161H125ZM137 162L139 163V160H138ZM137 162H136V163H137ZM142 162H143V161H141L140 163L142 164ZM204 162H205V160H204ZM6 163H7V161H6ZM8 163H9V162H8ZM8 163L5 165V168H8V169H9V170H8V169L6 170L7 172L11 170V169H10V168H11L10 165H9L10 168H9V166L6 167V166L8 165ZM11 163H9V164H11ZM48 163H47V164H48ZM50 163H49L48 165H50ZM53 163H52V164H53ZM65 163H66V162H65ZM76 163H78V162H76ZM84 163H85V161H84ZM95 163H96V162H95ZM102 163H103V161H102ZM102 163H101V165H102ZM118 163H119V162H118ZM127 163H128V162H127ZM132 163H133V162H130V164H132ZM136 163L132 164L133 167L136 166V165H137V166L140 165V163H139V164H138V163L136 164ZM144 163H146V162L144 161ZM148 163H149V162H148ZM148 163L145 164L144 166L149 165ZM151 163H154V162H151ZM151 163H150V165H151ZM158 163H159V162H158ZM158 163L155 162V164H158ZM170 163H171V162H170ZM209 163H210V162H209ZM245 163H246V161H245ZM2 164H3V163H2ZM2 164H0V165H2ZM39 164H38V165H39ZM44 164H45V163H44ZM44 164H43V165L40 164V165L43 166V168H44V166H45ZM52 164H51V165H52ZM55 164H56V163H55ZM71 164H72V163H71ZM73 164H74V163H73ZM87 164H90V163H87ZM111 164H112V163H111ZM114 164H115V163H114ZM114 164H113V165H114ZM116 164H117V162H116ZM116 164H115V165H116ZM120 164H121V163H119L118 165H120ZM130 164H127V165H128V166H131ZM135 164H136V165H135ZM159 164H161V163H159ZM159 164H158V165H159ZM212 164H213V163H212ZM215 164H216V163H215ZM217 164H216V165H217ZM222 164H223V163H222ZM222 164H221V165H222ZM230 164H231V163H230ZM249 164H250V163H248V166H249ZM253 164L256 165V162L253 163ZM253 164H252L251 166H249V167L251 168V167L253 166ZM3 165H4V164H3ZM32 165H33V163H32ZM51 165H50V166H51ZM75 165H76V164H75ZM80 165H81V166H79V165H76V166H79L78 169L81 171V170H82V169H81L82 164H80ZM95 165H96V164H95ZM98 165H99V167H100V162H99ZM103 165H104V163H103ZM115 165H114V166H115ZM121 165H123V164H121ZM171 165H172V164H171ZM171 165H169V166L171 167ZM208 165H209V164H208ZM210 165H211V164H210ZM216 165H215V166H216ZM223 165H224V164H223ZM23 166H26L27 169H28V166H29V165H25V164H24ZM23 166H22V167H19V169H17L18 167L16 168V169L18 170L17 173H20V172L22 173L23 170H26V167L23 168ZM46 166H47V165H46ZM53 166H56V165L53 164ZM85 166L87 167V165H85ZM105 166H106V165H105ZM124 166H125V165H124ZM226 166H227V165H226ZM235 166H236V163H235ZM241 166H242V165H241ZM245 166H246V165H245ZM245 166H244V167L242 166V168H246ZM15 167H16V166H15ZM30 167H31V166H30ZM30 167H29V169L32 170V169H31L32 167H31V168H30ZM35 167H36V166H35ZM47 167H48V166H47ZM51 167H52V166H51ZM57 167H58V166H56V168H57ZM63 167H66V166H63ZM109 167H110V165H109ZM146 167H147V166H146ZM149 167H150V166H149ZM154 167H155V166H154ZM154 167H153V168H154ZM164 167H165V166H164ZM207 167H208V166H207ZM210 167H211V166H210ZM212 167H214V165H212ZM249 167H248L247 170H248V171H252V170L249 169ZM256 167H257V166H256ZM13 168H14V167H13ZM20 168H22L23 170L20 171V170H21ZM33 168H34V167H33ZM49 168H50V167H49ZM52 168H53V167H52ZM70 168H71V167H70ZM93 168H94V166H93ZM96 168H97V167H96ZM96 168H95V169H96ZM113 168H114V167H113ZM141 168L143 169V164H142V167H141V165H140L139 170H140ZM178 168H179V166H178ZM225 168H226V167H225ZM225 168H224V166H223V169H225ZM238 168H239V167H237V169H238ZM258 168H259V167H257V169H258ZM2 169H4V167H3ZM2 169H0L1 172H2ZM16 169H15V170H16ZM29 169H28V170H29ZM46 169H48V168H46ZM53 169H55V167H54ZM58 169H59V168H58ZM76 169H77V168H76ZM97 169H99V168H97ZM97 169H96V170H97ZM155 169H156V167H155ZM183 169H182V170H183ZM212 169H213V168H212ZM234 169H235V168H234ZM257 169H255V170H257ZM12 170H14V169H12ZM28 170H27V172H28ZM50 170H51V168H50ZM60 170H61V169H60ZM66 170H67V169H66ZM85 170H86V169H85ZM96 170H95V171H96ZM108 170H109V169H108ZM157 170H161V169H160V168L158 169V167H157ZM206 170H207V169H206ZM206 170H205V171H206ZM209 170H210V169H209ZM213 170H214V169H213ZM213 170H212V171H213ZM229 170H230V169H229ZM229 170H228V171H229ZM232 170H233V168H232ZM247 170H246V171H247ZM3 171H4V170H3ZM19 171H20V172H19ZM33 171H35V168H34V170H32L31 172L29 171L27 174L30 173L29 175H33V176H34V174L32 173ZM37 171H38V169L36 170V173H37ZM74 171H75V170H74ZM144 171H146V170H144ZM144 171H142V172H144ZM166 171H167V170H166ZM239 171H242V170H239ZM257 171H258V170H257ZM11 172H13V174L16 173L15 171H11ZM14 172H15V173H14ZM24 172H25V171H24ZM66 172H67V171H66ZM93 172H94V171H93ZM106 172H109V171L106 170ZM125 172H126V171H125ZM154 172H155V171H154ZM157 172L159 173V171H157ZM161 172L163 173V170H162ZM179 172H180V170H179L177 173H179ZM181 172H182V171H181ZM207 172H208V170H207ZM215 172H216V171H215ZM230 172H231V171H230ZM234 172H235V171H234ZM243 172H244V171H243ZM3 173H4V176H5L6 174H10V173H6V172H3ZM3 173H0V174L2 175ZM5 173H6V174H5ZM17 173H16V174H17ZM38 173H39V172H38ZM67 173H68V172H67ZM70 173H71V172H70ZM75 173H76V172H75ZM75 173H74V174H75ZM114 173H115V172H113V174H114ZM116 173H117V172H116ZM121 173H122V174H125V173L122 172V171H121ZM177 173H176V174H177ZM188 173H186V174H188ZM198 173H199V172H198ZM202 173H203V171H202ZM232 173H233V172H232ZM23 174H24V173H23ZM25 174H26V172H25ZM27 174H26L25 177H26V180H29L28 177H27ZM76 174H77V173H76ZM81 174H82V173H81ZM104 174H105V173H104ZM104 174L102 173V174L100 175V174H98V173H95V176H97V175L102 176V175H104ZM119 174H120V173H119ZM122 174H121V176H122ZM142 174H143V176H145V175L147 174V177H148V178H149V176H150L149 173H146L145 175H144V173H142ZM142 174H141V175H142ZM150 174H151V172H150ZM160 174H161V173H160ZM173 174H174V173H173ZM173 174H171V175H173ZM190 174H189V175H190ZM205 174H206V173H205ZM210 174H211V173H210ZM212 174H213V173H212ZM218 174H219V172H218ZM226 174L228 175V173H226ZM29 175H28V176H29ZM37 175H38V174H37ZM54 175H55V178H58V176H59L58 174H57V175L54 174ZM65 175H66V174H65ZM78 175H79V174H78ZM90 175H91V174H90ZM114 175H115V174H114ZM136 175H137V174H136ZM136 175H135V177H136ZM141 175L139 176L140 178H142ZM148 175H149V176H148ZM154 175H156V174H154ZM171 175L169 176V178L171 177ZM192 175H193V174H192ZM198 175H199V174H197V176H198ZM216 175H217V174H215V177H216ZM232 175H233V174H232ZM4 176H2V177H4ZM17 176H18V175H17ZM17 176H14L13 178L11 177V178L13 179V181H12V180L9 181L8 178H7L8 181L5 183V185L8 186L9 182H10V183H11V182H14V181H15L14 178L19 180L20 178H19V176H18V177H17ZM33 176H32V177H33ZM43 176L45 177V175H43ZM48 176H49V174L47 173V175H46V177H47L46 180L49 181L51 177H48ZM67 176H68V175H67ZM67 176H66V177H67ZM75 176H76V175H75ZM83 176H84V175H83ZM83 176H80V177H83ZM86 176H87V175H85L84 177H86ZM93 176H94V175H93ZM105 176H106V175H105ZM110 176H111V175H110ZM223 176H225V174H222V177H223ZM229 176H230V175H229ZM0 177H1V176H0ZM2 177H1V180H2ZM5 177H6V176H5ZM21 177H23V176H21ZM25 177H24L22 180L26 181V180H25ZM35 177H36V176H35ZM60 177H61V176H60ZM62 177H63V176H62ZM84 177H83V178H84ZM87 177H88V176H87ZM87 177H86V178H87ZM112 177H113V176H112ZM115 177H116V175H115ZM115 177H114V178H115ZM125 177H126V176H125ZM137 177H138V176H137ZM151 177H153V174L151 175ZM151 177H150L149 179H152ZM155 177H156V176H155ZM158 177L161 178V177H163V176L160 175V176H158ZM158 177H157V178H158ZM165 177H167V175H165ZM185 177H186V178H189V177H192V176L190 175L189 177H187V176H185ZM193 177H194V176H193ZM203 177H205V175H204ZM209 177H211V176H209ZM220 177H221V176H220ZM220 177H219L220 180H218V179H217V180H218L219 182H222V183H223V179H222V181H221V178H222V177H221V178H220ZM225 177H226V176H225ZM225 177H224V178H225ZM231 177H232V176H231ZM11 178H10V179H11ZM37 178H38V177H37ZM68 178L70 179V177H68ZM86 178H84V179H86ZM97 178H98V177H97ZM119 178H120V176H119ZM123 178H124V175H123V177H122L121 179H123ZM145 178H146V176L143 177V179H145ZM175 178H177V177L175 176ZM186 178H185V179H186ZM197 178H198V177H197ZM206 178H207V176H206ZM206 178H205V180H208V178H207V179H206ZM212 178H213V175H212ZM58 179H59V178H58ZM72 179H74V178H72ZM84 179H83V180H84ZM153 179H154V181L156 182V178L153 177ZM153 179H152V180H153ZM158 179H159V178H158ZM172 179H173V177H171V180H172ZM180 179H182V178H180ZM190 179L194 180V179H196V177H194V179H193V178H189V180H190ZM214 179H215V178H214ZM214 179H213L212 181H214ZM22 180H21V181H22ZM63 180H64V179H63ZM66 180H67V179H66ZM70 180H71V179H70ZM70 180H67V186H68V187H69V185H68V181H70ZM92 180H93V179H92ZM110 180H111V179H110ZM165 180H166V179H165ZM167 180H169V179H167ZM217 180H215V181H217ZM224 180H226V178H225ZM256 180H259V179H256ZM256 180H255V182L253 181L254 186H255ZM5 181H6V179L3 180L2 182H5ZM37 181H38V180H37ZM71 181H73V180H71ZM75 181H76V180H75ZM75 181H74V182H75ZM93 181H94V180H93ZM103 181H105V180L103 179ZM108 181H109V180H108ZM108 181H107V182H108ZM142 181H143V180H142ZM146 181L148 182V180H146ZM146 181H145V182H146ZM160 181H163V180L161 179ZM172 181H173V180H172ZM176 181H177V180H176ZM208 181H209V180H208ZM218 181H217V182H218ZM2 182H1V184H2ZM15 182H16V181H15ZM15 182H14V183H11V185H12V184H14V185H21V183H20L19 181L16 182L17 184H15ZM18 182H19V184H18ZM33 182H34V181H33ZM33 182H31V186H29L30 190L28 189V191H29L30 194H28V193L26 192V195L31 196V192H30V191H31V189H32L31 187H32V185H33V184H32ZM45 182H46V181H44V183H45ZM51 182H52V181H51ZM77 182H78V180H77ZM110 182H111V181H110ZM110 182H109V184H110ZM118 182H119V180H118ZM140 182H141V181H139V183H140ZM147 182H146L145 184H147L149 187H150V185H152L151 183H153V182H151V183H150V182L147 183ZM163 182H164V181H163ZM163 182H162V184H163ZM168 182H169V181H168ZM179 182H181V181H179ZM179 182H178V184H179ZM191 182H193V181H191ZM191 182H190V183H191ZM194 182H197V181L195 180ZM202 182H205V181H202ZM210 182H211V180H210ZM210 182H209V183H210ZM217 182H216V183H217ZM224 182H225V181H224ZM227 182H228V181H227ZM227 182H226V183H227ZM7 183H8V184H7ZM36 183H37V182H35V184H36ZM49 183H50V182H49ZM56 183H57V182H55V184H56ZM78 183H79V182H78ZM78 183H77V184H78ZM119 183H120V182H119ZM119 183H118V184H119ZM166 183H167V182H166ZM184 183H186V182H185V181H184L183 183L181 182V184H184ZM197 183H198V182H197ZM206 183H208V182H206ZM212 183H213V182H212ZM247 183H248V182H247ZM1 184H0V185H1ZM3 184H4V183H3ZM24 184H25V183H24ZM24 184L22 183V185L25 187L26 185H24ZM26 184H27V182H26ZM35 184H34V186H36ZM47 184H48V183H47ZM47 184H46V185H47ZM55 184L52 183V185H50V184H48V185H50L51 187H53V185H55ZM88 184H89V183H88ZM102 184H103V183H102ZM102 184H101V186H103ZM107 184H108V183H107ZM107 184H106V185H107ZM125 184H127V183H125ZM128 184H129V183H128ZM131 184H132V182H131ZM141 184H142V183H141ZM172 184H173V183L170 181V185H172ZM175 184H176V183H175ZM181 184H180V185H181ZM187 184H188V183H187ZM198 184H199V183H198ZM214 184H215V183H214ZM223 184H225V183H223ZM223 184H222V185H223ZM229 184H230V183H229ZM232 184H233V183H232ZM243 184H244V183H243ZM249 184L252 185L251 181H250ZM14 185H12V188L14 187ZM22 185H21V186H22ZM38 185H39V184H38ZM38 185H37L38 188L33 186V189H32V190H34L35 188L39 189L40 187H43L42 189H45V184H43L44 186H38ZM40 185H41V184H40ZM58 185H59V184H58ZM58 185H56V186H58ZM61 185H62V184H61ZM61 185H59V186H61ZM122 185H123V184H122ZM139 185H140V184H139ZM139 185H138L139 188H141V187H146V185H145V186H139ZM163 185H165V184H163ZM191 185H192V184H191ZM194 185H195V184H194ZM204 185H205V184H204ZM208 185H209V184H208ZM226 185H228V184H226ZM2 186H3V185H2ZM59 186H58V189H55V188H54V190H55V191H56V190H59ZM76 186H77V185H76ZM165 186H166V185H165ZM165 186H164V187H165ZM183 186H184V185H183ZM187 186H188V185H187ZM189 186H190V184H189ZM228 186H230V185H228ZM231 186H232V185H231ZM254 186H253V187H254ZM0 187H1V186H0ZM24 187H23V188H24ZM27 187H28V186H27ZM46 187H47V188H46L47 190H46L45 192H46L49 196L54 195V193H52L51 189H50V191H49V189H48L49 187H48V186H46ZM51 187H50V188H51ZM63 187H65V184H64ZM63 187H62V188H63ZM122 187H123V186H122ZM164 187H163V188H164ZM194 187H195V186H194ZM194 187H193V185H192L191 188H194ZM211 187H212V186L209 187V190H208V191H211V190H210ZM222 187H224V186H222ZM236 187H237V186H236ZM242 187H243V186H242ZM242 187H240V189H242ZM250 187H252V186H250ZM253 187H252V189H253ZM8 188H10V190L12 189L11 186H9ZM8 188H7V189H8ZM17 188H19V186L16 187V189H17ZM66 188H67V187H66ZM70 188H71V187H70ZM135 188H137V187H135ZM151 188H153V187L151 186V187H150V190H151ZM166 188H167V186H166ZM166 188H165V190H167ZM169 188H170V186H169ZM198 188H199V187H198ZM203 188H205V187H203ZM213 188H214V186H213ZM226 188H228V187H226ZM256 188H257V187H255V190H256ZM261 188H262V186H261ZM20 189H21V187H20ZM20 189H17V190L19 191ZM26 189H27V188L25 187V190H26ZM60 189H61V188H60ZM108 189H109V188H108ZM114 189H115V188H114ZM121 189H122V188H121ZM121 189H119V191H120ZM144 189H145V188H144ZM144 189H143V191H145ZM148 189H149V188H148ZM187 189H188V188H187ZM189 189H190V187H189ZM194 189H196V188H194ZM194 189H193L192 191H197V189H196V190H194ZM211 189H212V188H211ZM221 189H222V188H221ZM229 189H230V188H229ZM240 189H239V190H240ZM244 189H245V187H244ZM244 189H243V191H244ZM246 189H247V188H246ZM248 189L251 190V188H249V186H248ZM12 190L14 191V189H12ZM21 190H22V189H21ZM74 190H76V189H74ZM79 190H81V189H78V191H79ZM109 190H110V189H109ZM112 190H113V189H112ZM146 190H147V189H146ZM165 190H164V191H165ZM219 190H220V189H219ZM232 190H233V189H232ZM1 191H2V190H1ZM1 191H0V192H1ZM3 191H4V190H3ZM13 191H11V192L13 193ZM34 191H36V190H34ZM47 191H49V192H47ZM61 191L63 192V189H61ZM66 191H67V190H66ZM78 191H77L76 194H78L79 196H81V197H82L81 199H83V201H84V199L89 198V196H87V195H92V194H89L90 192H89V191L87 192V190H86V194L88 193L87 195H86V194H83V195H82L81 192H80V193H81V195H80V193H78ZM127 191H128V189H127ZM127 191H126V192H127ZM137 191H138L139 196H140V195H143V197H145V195H146V193H147L148 190L145 192V194H142V193H141V189H140V191H139V189H137ZM151 191L153 192V190H151ZM159 191H160V190H159ZM169 191H170V190H169ZM189 191H191V190H189ZM192 191H191V192H192ZM203 191H204V189H203ZM220 191H221V190H220ZM230 191H231V190H230ZM4 192H5V191H4ZM4 192H3V195H6V194H4ZM6 192L9 193L10 191H6ZM11 192H10V193H11ZM45 192H44V193H45ZM57 192H58V191H57ZM59 192H60V191H59ZM68 192H69V190H68ZM113 192H114V191H113ZM123 192H124V191H123ZM173 192H175V189L172 191V193H173ZM179 192H181V191H179ZM179 192H178V194L183 193V192H181V193H179ZM217 192H218V193H217ZM217 192H216V194H219V193H220L218 190H217ZM223 192H226V191H223ZM223 192H222V193H223ZM228 192H229V190H228ZM14 193H15V192H14ZM16 193H17V192H16ZM22 193H23V196H26V195L24 194V191H22ZM22 193H21V194H22ZM46 193H45V194H46ZM60 193H61V192H60ZM64 193H65L64 196H65V195H66V196H67V195H70V194L67 193V192H64ZM70 193H71V192H70ZM73 193H75V192H73ZM73 193H71V195H72ZM95 193H96V192H95ZM95 193H94V195H92V196H95V197H93L94 200H95L96 197H97L96 195L99 196V194H95ZM98 193H99V192H98ZM115 193H116V192H115ZM117 193H118V190H117ZM121 193H122V190H121ZM143 193H144V192H143ZM158 193H160V192H158ZM204 193H205V192H204ZM229 193H230V192H229ZM260 193H262V191H261ZM263 193H264V191H263ZM18 194H19V193L16 194L17 197H19V196L21 195V194H20V195H18ZM38 194H39V193H38ZM42 194H43V192H42ZM47 194H46V195H47ZM100 194H101V193H100ZM102 194H103V192H102ZM111 194H113V193H111ZM124 194H125V193H124ZM124 194H123V195H124ZM132 194L134 195V193H132ZM132 194H131V195H132ZM161 194H162V193H161ZM170 194H171V192L168 193V195H170ZM191 194H192V193H191ZM220 194H221V193H220ZM257 194H258V193H257ZM257 194H255L254 196L257 197V196L261 195V194H258V195H257ZM33 195H34V194H33V192H32V198H33ZM46 195L43 194V195H41V196H43V197H45V199L47 198V199L49 200V197H46ZM48 195H47V196H48ZM84 195L86 196L85 198H83ZM103 195H105V193H104ZM116 195H117V194H116ZM120 195H121V194H120ZM120 195H119V198H120ZM156 195H157V194H156ZM165 195H166V194H165ZM165 195H164V197L167 196V195H166V196H165ZM208 195H210V194L208 193ZM224 195H225V194H224ZM262 195H264V194H262ZM7 196L10 197L9 195H7ZM11 196H13V195L11 194ZM16 196L14 195L15 198H17ZM36 196H37V195H36ZM36 196H34L35 199H36ZM39 196H40V194H39ZM39 196H38V197H39ZM73 196H75V195H73ZM117 196H118V195H117ZM137 196H138V195H137ZM151 196H152V195H151ZM153 196H155V195H153ZM176 196H177V192H176ZM237 196H238V195H237ZM252 196H253V195H252ZM252 196H251V198H252ZM0 197H1V194H0ZM14 197H11V198H14ZM38 197H37V198H38ZM43 197H42V198H43ZM52 197H53V196H52ZM52 197H50V198H52ZM70 197H71V199L73 198L72 196H69V197H66V198L68 199V198H70ZM126 197H127V196H126ZM135 197H136V196H135ZM146 197H147V196H146ZM169 197H170V198H169ZM169 197H167V199H168V198L171 199L172 194H171ZM216 197H217V196H216ZM223 197H224V196H223ZM234 197L236 198V195H234ZM234 197H232V198L234 199ZM4 198H7V197H4ZM21 198H22V195H21ZM24 198H25V197H24ZM30 198H31V197H30ZM76 198H77V196H76ZM76 198H75V199H76ZM90 198H91V197H90ZM108 198H110V197H108ZM112 198H114L113 200H115V197H111V199H112ZM116 198H117V197H116ZM130 198H131V197H130ZM158 198H160V196H159ZM172 198H173V197H172ZM181 198H182V197H181ZM257 198H259V197H257ZM43 199H44V198H43ZM45 199H44V200H45ZM53 199H54V197H53ZM64 199H65V198H64ZM71 199L69 200V202L71 201ZM77 199H78V198H77ZM79 199H80V198H79ZM81 199H80V200H81ZM93 199L90 200V202L93 201ZM104 199H105V198H104ZM134 199H135V198H134ZM155 199H156V198H155ZM161 199H162V197H161ZM186 199H187V198H186ZM195 199H196V197H195ZM195 199H192V200L195 201ZM197 199H198V197H197ZM200 199H201V197H200ZM213 199H214V198H213ZM213 199L210 198V200H213ZM233 199H232V200H233ZM244 199H246V198H244ZM244 199H243V200H244ZM252 199H253V198H252ZM22 200H23V199H22ZM28 200H29V199H28ZM28 200L26 199V201H28ZM50 200H52V199H50ZM55 200H56V198H55ZM100 200H102V199H100ZM109 200H110V199H109ZM152 200H153V199H152ZM158 200H159V199H158ZM177 200H179V199L177 198ZM182 200H183V199H182ZM187 200H188V199H187ZM215 200H216V199H215ZM234 200H236V199H234ZM243 200L241 201V203L244 202ZM255 200H256V198H255ZM255 200H254V203H255V202L258 203V202L255 201ZM258 200H259V199H258ZM260 200H262V199H260ZM26 201H25V202H26ZM30 201H31V199H30ZM72 201H73V199H72ZM110 201H111V200H110ZM125 201H126V200H125ZM128 201H129V200H128ZM140 201H142V200H140ZM140 201L138 202L137 200H135L136 204H137V202H138V203H142V202H140ZM154 201H155V200H154ZM156 201H157V199H156ZM208 201H209V200H208ZM221 201H222V199H220V202H221ZM245 201H246V200H245ZM3 202H5V201L3 200ZM25 202H24V203H25ZM31 202H32V201H31ZM31 202H29V203L26 202L27 206H25V208H28V206H29L28 204H30ZM46 202H47V201H46ZM57 202H58V201H57ZM75 202H76V201H75ZM85 202H89V200H88V201H87V200L84 201V203H85ZM90 202H89V203H90ZM107 202H108V201H107ZM112 202L115 204L116 200H115V202H114V201H111V203H112ZM121 202H122V201H121ZM126 202H127V201H126ZM126 202H125V203H126ZM129 202H130V201H129ZM144 202H145V201H144ZM147 202H148V200L146 201V203H147ZM152 202H153V201H152ZM170 202H171V200H170ZM174 202H176V201H174ZM186 202L188 203V201H186ZM22 203H23V202H21L20 204H22ZM33 203H36V202H33ZM33 203L30 204V207L26 210V212H28V213H31V212H32L34 215H36V214H35V213H36L35 210H34V212H33L32 209H35V208H36V210H37L38 208L40 209L41 207H35V208H34L33 206L38 205L39 203H38V204H34V205H33ZM41 203H43V202H41ZM50 203H53V202H50ZM54 203H55V202H54ZM54 203H53V204H50L51 206L48 205L47 207H49V208L51 209V208H52V205L54 206ZM73 203H74V201H73ZM78 203H79V202H78ZM80 203H82V202L80 201ZM89 203H88V204H89ZM97 203H98V202H97ZM113 203H112V204H113ZM116 203H120V201H119V202L117 201ZM122 203H123V202H122ZM122 203H120L121 206H122ZM125 203H123V204H125ZM153 203H154V202H153ZM160 203H161V201H160ZM160 203H159V204H160ZM168 203H169V202H167L166 204H168ZM171 203L173 204V202H171ZM171 203H170V205H168V206L165 205V206L171 208V206H175V205H177V204H175V205H171ZM177 203H178V202H177ZM179 203H182L181 200H180ZM202 203H203V202H202ZM213 203H214V202H213ZM233 203H234V202H233ZM241 203H239V204H240V205H243V204H241ZM247 203H250V202L248 201ZM260 203H261V201L258 203V206H259ZM0 204H1V203H0ZM43 204H44V203H43ZM45 204L47 205V203H45ZM95 204H96V203H95ZM107 204H109V202H108ZM133 204H134V202H133ZM133 204H131V205H133ZM136 204H134V206H135ZM144 204H145V203H144ZM154 204H155V203H154ZM157 204H158V202H157ZM157 204H156V205H157ZM159 204H158V206H160ZM183 204H184V203H183ZM183 204H182V206H183ZM194 204L197 205V204H196V201H195ZM219 204H220V203H219ZM219 204H217V205H219ZM226 204H227V203L224 202L223 204H220L219 206L223 207V209H224V206H225ZM228 204H229V203H228ZM230 204H231V203H230ZM230 204H229V205H230ZM235 204H236V203H235ZM237 204H238V203H237ZM239 204H238L237 206H240ZM13 205H15V204H13ZM31 205H32V207H31ZM41 205H42V204H41ZM41 205H39V206H41ZM46 205H43V207L46 206ZM74 205H77V202H76V204H74ZM81 205H82V204H81ZM101 205H102V204H101ZM103 205H104V204H103ZM109 205H111V204H109ZM120 205H119V207H120ZM126 205H127V204H126ZM184 205H185V204H184ZM192 205H193V203H192ZM208 205H209V204H208ZM211 205H212V204H211ZM214 205L217 207V205H216L215 203H214ZM223 205H224V206H223ZM229 205H228V206H229ZM245 205H246V204H245ZM245 205H244V206H245ZM256 205H257V204H256ZM261 205H262V203H261ZM0 206H1V205H0ZM4 206H6L5 203H4ZM9 206H10V205H9ZM57 206H58V204H57ZM61 206H62V205H61ZM65 206H66V205H65ZM65 206L63 205V207H65ZM72 206H73V204H72ZM94 206H95V205L92 206L93 208H92L91 210H93V209L95 210V209L98 208V207L94 208ZM97 206H98V205H97ZM104 206H106V204H105ZM136 206H137V205H136ZM185 206H189V205L186 204ZM185 206H184V207H185ZM228 206L226 205V207H228ZM250 206H253V204H252V205L250 204ZM258 206H257V207H258ZM18 207H19V206H18ZM20 207H21L22 209H24V208H23L24 205H23V206H20ZM20 207H19V209L21 210ZM43 207H42V208H43ZM54 207H55V206H54ZM54 207H53V208H54ZM63 207H58V209H59V208H63ZM82 207H83V206H82ZM100 207L102 208V206H100ZM126 207H127V206H126ZM126 207H125V209H126ZM128 207H129V206H128ZM128 207H127V208H128ZM130 207H131L132 211H133V209L135 208V207L132 208V206H130ZM151 207H153V206H151ZM161 207H162V206H161ZM163 207H164V206H163ZM175 207H176V206H175ZM180 207H181V206H180ZM231 207H232V206H231ZM233 207H234V206H233ZM247 207H249V206L247 205ZM262 207L264 208V205L261 206V208H262ZM12 208H13V207H10V210H11ZM16 208H17V207H16ZM16 208L14 207L15 210H16ZM31 208H32V209H31ZM42 208H41V209H42ZM55 208H56V207H55ZM71 208H72V207H71ZM76 208H77V207H76ZM104 208H105V207H104ZM136 208H137V207H136ZM136 208H135V209H136ZM142 208H143V207H141L140 209L138 208V210H135V209H134V210H135V211H134L135 214H134V213L131 214L132 216L135 215V217L133 216V218L136 219V216H138V217L141 216V213H143V210H144V208H143V210H142ZM145 208H146V206H145ZM155 208H156V211H157V206H156ZM170 208H169V209H170ZM177 208H179V207H177ZM185 208L187 209V207H185ZM188 208H191V204H190V207H188ZM201 208H203V207H201ZM254 208H255V207H254ZM8 209H9V208H7V207H6V209H0V216L4 215V214L7 212ZM44 209L47 210L46 207L43 208L42 210H44ZM69 209H70V208H69ZM106 209H107V206H106ZM162 209H163V211H164V208H162ZM167 209H168V208H167ZM175 209H176V208H175ZM180 209H183V208H180ZM193 209H194V208H193ZM216 209H217V208H216ZM252 209H253V208H252ZM256 209H257V208H256ZM20 210H19V211H20ZM24 210H25V209H24ZM24 210H23V211H24ZM28 210H29V211H28ZM65 210H66V209H65ZM80 210H81V209H80ZM89 210H90V209H89ZM97 210H98V209H97ZM127 210H129V209H126L125 212H126ZM139 210H142L141 213H140V215H136V214L139 212ZM219 210H220V212H221V208H219ZM219 210H218V211H219ZM227 210H228V208H227ZM11 211H12V210H11ZM16 211H17V210H16ZM19 211H18V212H19ZM30 211H31V212H30ZM40 211H41V210H39V211H37V212H40ZM47 211L49 212L50 210H47ZM51 211H52V210H51ZM55 211H56V210H54V212H55ZM71 211H72V209H71ZM74 211H76V209H74ZM74 211H73V212H74ZM109 211H110V210H109ZM132 211H131V212H132ZM146 211H147V210H145V213H146ZM171 211H172V210H171ZM175 211L177 212V210H175ZM218 211H217V212H218ZM256 211H257V210H256ZM256 211H255V212H256ZM26 212L24 211V214H25ZM81 212H82V211H80L79 214H81ZM90 212H91V211H90ZM115 212H116V211H115ZM122 212H124V211H122ZM136 212H137V213H136ZM159 212H160V211H159ZM172 212H173V211H172ZM176 212H175V213H176ZM9 213H11V212H9ZM20 213H21V212H20ZM32 213H31V214H32ZM51 213H53V212H51ZM51 213H50V214H51ZM59 213H60V211H59ZM64 213H65V212H64ZM70 213H71V212H70ZM70 213H69V214H70ZM94 213H96V212H94ZM97 213H98V211H97ZM113 213H114V212H113ZM153 213H154V212H153ZM164 213H165V212H164ZM167 213H169V210L167 211ZM180 213H181V212H180ZM205 213H206V212H205ZM214 213H216V212H214ZM14 214H15V213H13V216L16 215V214H15V215H14ZM33 214H32V216H31V215H30V216L33 217ZM61 214H62V213H61ZM66 214H68V213H66ZM71 214H72V213H71ZM107 214H108V213H107ZM127 214H128V213H127ZM170 214H171V212H170ZM172 214H173V213H172ZM208 214H210V211H209V213H206L205 215L207 216ZM233 214H234V213H233ZM233 214H232V215H233ZM249 214H250V218H253L252 215H254L255 213H254V214L249 213ZM256 214H257V213H256ZM38 215H39V213L37 214V217H38ZM57 215H58V212H57ZM82 215H83V214H82ZM97 215H98V214H97ZM103 215H104V214H103ZM124 215H125V217H127L126 213H125ZM156 215H157V214H156ZM168 215H169V214H168ZM176 215H178V214H176ZM176 215H173V216L177 217ZM195 215H196V214H195ZM195 215H193V216L196 217ZM198 215H200V214H198ZM198 215H197V216H198ZM205 215H204V216H205ZM211 215H212V214H210L209 216H211ZM227 215H228V212H227ZM232 215H230V216H232ZM258 215H259V213L257 214V216H258ZM7 216H10V215H7ZM7 216H5L6 219L9 218V217H7ZM13 216H12V218H11V216H10V218L13 219ZM18 216H19V215H17L16 217L18 218ZM26 216H27V215H26ZM30 216H29V217H30ZM63 216H64V215H63ZM67 216H69V215H67ZM78 216H79V215H78ZM78 216H76V219H75L74 217H73V218H74V220H78V225H80V224H81V222L79 223V221H80V220H79L80 217H78ZM85 216H86V215H85ZM88 216H89V214H88ZM101 216H102V214H101ZM101 216H100V217H101ZM105 216H106V215H105ZM105 216H103V217H105ZM204 216H203V217H204ZM206 216L204 217V220L206 219ZM209 216H208V217H209ZM214 216H216V215H213V218H214ZM218 216L221 217V216H223V215L218 214L217 217H218ZM230 216H229V217H230ZM243 216H245V215H243ZM243 216H242V218H244V219L247 218V216H245V217H243ZM262 216H263V215H262ZM262 216H260V217L262 218ZM5 217H3V218H5ZM21 217H22V216H20L19 219H21ZM27 217H28V216H27ZM57 217H58V216H57ZM57 217L54 216L53 218H57ZM77 217H78V219H77ZM125 217H124V218H125ZM138 217H137V219L140 218V217H139V218H138ZM153 217H154V216H153ZM161 217H162V216H161ZM175 217H173V218H175ZM185 217H186V218H185ZM187 217H188V216H184V215H183V217H182L181 219H182V220H183V218L187 219ZM191 217H192V216H191ZM191 217H188V219H189V218L191 219ZM220 217H219V218H220ZM226 217H228V216H226ZM226 217H225V218H226ZM232 217H233V216H232ZM235 217H237V214L235 215ZM240 217H241V215H240ZM260 217H259L258 219H260ZM23 218H24V215H23ZM44 218H45V217H44ZM47 218H48V217H47ZM49 218H51V217L49 216ZM59 218H60V217H59ZM66 218H67V217H66ZM84 218H85V217H84ZM88 218H89V217H88ZM107 218H108V217H106V219H107ZM111 218H112V217L110 216L109 219H111ZM151 218H152V217H151ZM151 218H150V219H151ZM164 218H165V219L167 218L166 215H165ZM171 218H172V217H171ZM178 218H179V217H178ZM178 218H177V219H178ZM210 218H212V217H210ZM230 218H231V217H230ZM36 219H37V218H35V220H36ZM63 219H64V217H63ZM90 219H91V218H90ZM90 219H89V220H90ZM94 219L96 220V218H94ZM98 219H99V216H98ZM117 219H118V218H117ZM121 219H122V217H121ZM121 219H120V220H121ZM158 219H159V218H158ZM181 219H180V220H181ZM185 219H184V220H185ZM196 219H197V218H196ZM196 219H194V220H196ZM15 220H16V219H15ZM17 220H18V219H17ZM21 220H22V219H21ZM21 220H20V222H21ZM31 220H33V219H31ZM31 220H30V221H31ZM51 220H52V219H51ZM64 220H65V219H64ZM74 220L72 219L70 222H72V221H74ZM85 220H86V218L83 219L82 222H84ZM89 220H87V221H89ZM131 220H132L133 223H137L136 220L130 219V221H131ZM148 220H149V219H148ZM151 220H152V219H151ZM161 220H162V219H161ZM161 220H160V223H161ZM163 220H164V219H163ZM163 220H162V221H163ZM202 220H203V219H202ZM223 220H224V218H223ZM247 220H248V219H247ZM26 221H27V220H26ZM47 221H49V220H47ZM52 221H53V220H52ZM66 221H67V220H66ZM66 221H65V222H66ZM104 221H107V220H104ZM109 221H110V220H109ZM123 221H125V219H124ZM128 221H129V220H128ZM134 221H136V222H134ZM138 221H139V220H138ZM158 221H159V220H158ZM164 221H165V220H164ZM164 221H163V222H164ZM176 221L178 222V220H176ZM186 221H187V220H186ZM196 221H197V220H196ZM206 221H207V220H206ZM209 221H210V220H208V223H209ZM211 221H212V220H211ZM2 222H3V221H2ZM16 222H18V221H16ZM36 222H37V221H36ZM41 222H42V221H41ZM50 222H51V221H50ZM53 222H54V221H53ZM53 222H51V224H50L51 226H52V223H53ZM76 222H77V221H76ZM85 222H86V221H85ZM101 222H102V221H101ZM117 222H119V221H117ZM163 222H162V223H163ZM179 222H180V221H179ZM179 222H178V223H179ZM244 222H245V220H244ZM6 223H7V222H6ZM25 223H29V222H25ZM37 223H38V222H37ZM57 223H58V222H57ZM57 223H56V221H55V225H56ZM87 223H89V222H87ZM91 223H92V222H91ZM95 223H96V222H95ZM111 223H112V222H111ZM113 223H114V222H113ZM147 223H148V222H147ZM150 223H151V222H149V224H150ZM183 223H185V221H184ZM233 223L235 224L234 221H233ZM257 223H258V222L256 221V224H257ZM259 223H260V222H259ZM17 224H19V223H17ZM33 224H34V223H33ZM43 224H44V223H43ZM46 224H47V223L45 222V225H46ZM53 224H54V223H53ZM75 224H77V223H75ZM84 224H85V223H84ZM84 224L82 223L81 225H84ZM92 224H93V223H92ZM114 224H116V223H114ZM121 224H124V223H121ZM140 224H141V223H140ZM140 224H139V226H140ZM149 224H148V225H149ZM165 224H167V223H164L163 225H165ZM170 224H171V223H170ZM187 224H188V223H187ZM187 224H186L185 228L183 229L184 231H185V229L188 227ZM209 224H210V223H209ZM229 224H232V223L229 222V223L227 224V225H228L227 228H229V227L231 226V225H229ZM236 224H238V223H236ZM239 224H240V222H239ZM239 224H238V225H239ZM241 224H242V223H241ZM260 224H261V223H260ZM263 224H264V223H263ZM7 225H8V224H7ZM10 225H11V224H10ZM15 225H16V224H15ZM24 225H25V224H24ZM27 225H29V227L32 228V222H31V225H30V223L27 224ZM45 225H42V226H44L43 229L45 228ZM50 225L47 224V227H46V228L48 229V227H50ZM60 225H61V224H60ZM67 225L69 226V227L67 226L68 228H72L73 226H75L74 224H73V226H72L71 223H70V225H69V223H68ZM78 225H77V227H79ZM104 225H105V224H104ZM108 225H109V224H108ZM117 225H120V224H117ZM136 225H137V224H136ZM163 225H161V226H163ZM168 225H169V224H168ZM173 225H174V224H173ZM238 225H237V226H238ZM36 226H37V224H36ZM42 226H41L40 228H42ZM71 226H72V227H71ZM121 226H122V225H121ZM129 226H130V225H129ZM131 226H133L132 223H131ZM143 226L146 227L147 225L145 226V224H143ZM149 226H150V225H149ZM149 226H147L148 229H149ZM153 226H154V225H153ZM161 226H160V228H161ZM166 226H167V225H166ZM176 226H177V225H176ZM242 226H243V225H242ZM260 226H261V225H260ZM10 227L13 229L12 226H10ZM34 227H35V226H34ZM34 227H33V228H34ZM62 227H63V224H62ZM64 227H65V226H64ZM67 227H65V228H66V230H67V232H68V228H67ZM77 227H75V228L78 229ZM81 227H82V226H81ZM81 227H79V228H80L81 231H82L83 228H81ZM88 227H89V225H88ZM94 227H95V226H94ZM100 227H101V226H100ZM117 227H118V226H117ZM133 227H134V226H133ZM140 227H142V224H141ZM157 227H158V226H157ZM157 227H156V228H157ZM191 227L194 228L193 226H191ZM214 227H215V225H214ZM214 227H213V228H212V227H209V228H211V229L214 230ZM217 227H219V224H218ZM221 227H222V225H221ZM247 227H248V226H247ZM35 228H36V227H35ZM35 228H34V229H35ZM52 228H53V227H52ZM59 228H60V227H59ZM75 228H74V229H75ZM114 228H116V226H115ZM124 228H125V227H124ZM136 228H137V227H136ZM164 228H165V227H164ZM175 228H176V227H175ZM182 228H183V227H182ZM189 228H190V227H188V229H189ZM192 228H190V230H193ZM209 228H206V230H207V229L209 230ZM225 228H226V226L224 227V229H225ZM237 228H238V227H236V229H234V228H233V229L236 231ZM241 228H242V227H241ZM243 228H245V226H244ZM2 229H4V228H2ZM6 229L9 230V227L6 228ZM28 229L30 230V228H28ZM34 229H33V230H34ZM43 229H41V230H43ZM61 229L64 231L63 228H61ZM74 229H71V230H74ZM76 229H75V230H76ZM106 229H107V228H106ZM106 229H105V230H106ZM111 229H112V227H111ZM122 229H123V228H122ZM128 229H129V230H128ZM128 229H127V230H128L127 234H129V231H131V228H128ZM143 229H144V228H143ZM162 229H163V227H162ZM162 229H161V230H162ZM171 229H174V227H172ZM176 229H178V228H176ZM176 229H174V230H175V233H176V231H177ZM188 229H186V230H188ZM216 229H217V228H216ZM219 229H220V227H219ZM224 229H223V230H224ZM239 229H240V228H238V230H239ZM245 229H246V228H245ZM14 230H15V228H14ZM14 230H13V231H14ZM41 230H40V232H41ZM48 230H49V229H48ZM53 230H54V229H53ZM56 230H57V229H55V231H56ZM62 230H61V231H62ZM75 230H74V231H75ZM78 230H79V229H78ZM95 230H96V228H95ZM105 230H104V231H105ZM116 230L119 231V230H121V229H116ZM151 230H152V229H151ZM161 230H159V231L161 232ZM174 230H172V231L174 232ZM180 230L182 231V229H180ZM190 230H188V231L190 232V234L193 235V233H191ZM206 230L203 229V231L207 232ZM213 230H210V232H209L211 236H212V233H214V232L217 231V230H214V232L211 233V231H213ZM10 231H11V230H10ZM45 231H47V230L45 229ZM49 231H50V230H49ZM49 231H48V233L46 232L45 235H46V234L49 235V234H51L52 232L55 233V231H52V230H51V231H50L51 233H50ZM69 231H70V230H69ZM76 231H77V230H76ZM81 231L79 230L78 232L82 233L84 230H83L82 232H81ZM104 231L102 230V231H100V232H101V233H102V232L104 233ZM124 231H125V230H124ZM124 231H123V232H124ZM135 231H136V229H134L133 231H131V232H134L133 235H131V237L134 236L135 233H137V232H135ZM138 231H139V230H138ZM172 231H171V233H173ZM193 231H194V234H196V233H195V232H196L195 229H194ZM197 231H198V230H197ZM224 231H225V230H224ZM262 231H263V230H262ZM6 232H7V231H6ZM8 232H9V231H8ZM8 232H7V234H5V235H8ZM25 232H26V231H25ZM25 232L23 231V234H26ZM27 232H30V231L27 230ZM36 232H37V231H36ZM59 232H60V231H59ZM64 232H65V231H64ZM78 232H77V233H78ZM95 232H96V231H95ZM95 232H94V231H93V232L90 231V235H91V233H95ZM100 232H99V233H100ZM147 232H148V231H147ZM218 232H219V231H217L216 233H218ZM227 232H228V231H227ZM227 232H226V233H227ZM230 232H231V231H230ZM11 233H12V232H11ZM11 233L9 232L10 236H11ZM13 233H14V232H13ZM37 233L39 234V232H37ZM42 233H43V232H42ZM42 233H40V234H42ZM56 233H58V232H56ZM86 233H88V232L86 231ZM148 233H149V232H148ZM158 233H159V232H158ZM163 233H164V232H163ZM184 233H185V232H184ZM186 233H188V232H186ZM209 233H207V234H209ZM216 233H215V234H216ZM245 233H246V232H245ZM52 234H53V233H52ZM58 234H59V233H58ZM61 234H62V233H61ZM65 234H67V233L65 232ZM125 234H126V233H125ZM131 234H132V233H131ZM138 234H139V233H138ZM138 234H136V235H138ZM144 234H146V232H144ZM178 234H179V233H178ZM190 234H189V237L191 236ZM198 234H200V233H197L196 235L198 236ZM201 234H203V232H201ZM201 234H200V235H201ZM204 234H205V233H204ZM207 234H205V236H206ZM236 234H238V233H235V235H236ZM247 234L250 235V233H247ZM18 235H19V234H18ZM27 235H28V234H27ZM48 235H47V236H48ZM63 235H64V234H63ZM77 235H78V234H77ZM86 235H87V234H86ZM96 235H98V233H97ZM102 235H103V234H102ZM150 235H151V234H150ZM160 235H161V233H160ZM182 235H183V234H182ZM184 235H185V234H184ZM187 235H188V234H186V235L183 236V237H184V238H185V237H188ZM210 235H209V237H211ZM216 235H217V234H216ZM216 235H215V236H216ZM240 235H241V234H240ZM249 235H248V236H249ZM251 235H252V234H251ZM262 235H263V234H261V236H262ZM21 236H22V235H21ZM91 236H93V235H91ZM91 236H90V238H91ZM103 236H105V233H104ZM143 236H144V235H143ZM157 236H158V235H157ZM165 236H166V234H165ZM203 236H204V235H203ZM205 236H204V237H205ZM217 236L219 237V234H218ZM221 236H222V235H221ZM221 236H220V237H221ZM227 236H228V235H227ZM243 236H244V235H243ZM0 237H1V236H0ZM11 237H12V236H11ZM14 237H15V236H14ZM18 237H19V236H18ZM29 237H30V236H29ZM36 237H37V236H36ZM45 237H46V236H45ZM48 237H50V236H48ZM74 237H75V236H74ZM76 237H77V236H76ZM93 237H95V236H93ZM93 237H92V238H93ZM97 237H99V236H97ZM106 237H107V235H106ZM114 237H117V236L115 235V236H113V238H114ZM119 237H120V236H119ZM127 237H129V236H127ZM131 237H130V238H131ZM147 237H148V236H147ZM154 237H155V236H154ZM159 237H160V236H158V238H159ZM163 237H164V236H163ZM163 237H162V236L160 237L161 240H163V239H162ZM167 237H168V235H167ZM170 237H171V236H170ZM172 237H173V236H172ZM180 237H182V236H179L178 239H179ZM189 237L186 238V239H188V240H190V238L192 239V237H190V238H189ZM218 237H217V238H218ZM251 237H253V236H251ZM2 238H3V237H2ZM21 238H22V237H21ZM52 238H53V237H52ZM63 238H65V237H63ZM63 238H62V240H63ZM67 238H68V237H67ZM90 238H88V239H90ZM130 238H128V239H129L131 242L128 241V239L126 238V240L129 242V246H130V243H132V241L134 240V239L131 240L132 238H131V239H130ZM140 238H141V237L138 238V239H139V242L143 243L144 241H140ZM145 238H146V237H145ZM149 238H150V237H149ZM160 238H159V239H160ZM205 238H206V237H205ZM222 238H223V237H222ZM225 238H226V236H225ZM31 239H32V238H31ZM43 239H44V238H43ZM70 239H72V238H70ZM73 239H74V238H73ZM99 239L102 241L101 238H99ZM118 239H119V238H116V240H118ZM143 239H144V238H143ZM159 239H157V240H159ZM164 239H166V237H164ZM174 239H176V237H174ZM174 239H172V238L169 239V238H168V239H166V240H167V242H168L169 240H170V242L174 241V244H173V245H178V244H175V240H174ZM193 239H194V237H193ZM206 239H207V238H206ZM235 239L237 240V238H235V237H234V239H231L230 242H227V245H229V246H230V244L233 245V243H231V242H232V240H233V242L235 243ZM16 240L18 241V239H16ZM45 240H46V239H45ZM47 240H48V239H47ZM80 240H82V238H81ZM92 240H93V239H92ZM104 240H105V239H104ZM116 240L114 239V241H116ZM124 240H125V239H124ZM135 240H136V241H135ZM135 240L133 241V243H134V242H137V239H135ZM146 240H147V239H146ZM146 240H145V242L148 241V240H147V241H146ZM171 240H172V241H171ZM179 240H182V242H183L184 239H179ZM199 240H200V239H199ZM227 240H229V237H228ZM239 240H240V239H239ZM40 241H41V240H40ZM40 241H39V242H40ZM63 241H65V239H64ZM89 241H91V239H90ZM89 241H87L86 243H88ZM96 241H97V240H96ZM96 241L94 240V242H96ZM109 241H110V240H108V242H109ZM111 241H113V240L111 239ZM111 241H110V242H111ZM159 241H160V240H159ZM159 241H158V242H159ZM185 241H187V240H184V242H185ZM191 241H192V240H191ZM223 241H224V240H223ZM241 241H242V238H241ZM4 242H5V241H4ZM31 242H33V240H32ZM31 242H30V243H31ZM48 242H49V240H48ZM61 242H62V241H61ZM139 242H138V244H140ZM158 242H154V241H153V244H154V245H156V243L158 244V246L156 245V247H155V246H152L153 244H151V242L148 241L147 243H148L149 246H150L149 251H151V246H152V247H155V248L159 247V244H160V243H158ZM165 242H166V241H165ZM179 242H181V241H179ZM188 242H189V241H188ZM201 242H203V241H201ZM205 242H206V241H205ZM205 242H204V244H205ZM215 242H216V243H213V244H214L213 247H214L217 243H219V241H218V242L215 241ZM224 242H225V241H224ZM237 242H238V240H237ZM251 242H252V241H251ZM251 242H250V243H251ZM17 243H18V242H17ZM45 243H47V242H45ZM56 243L58 244V242H56ZM62 243H64V242H62ZM62 243H59V244H62ZM65 243H66V241H65ZM65 243H64V246H67V245H65ZM69 243H70V242H69ZM83 243H85V241H83ZM86 243H85V244H86ZM90 243H91V242H90ZM101 243H102V242H101ZM103 243H104V241H103ZM105 243H106V242H105ZM125 243H126V242H125ZM125 243H123V245H124ZM162 243H163V241H162ZM185 243H186V242H185ZM196 243H197V242H196ZM228 243H229V244H228ZM256 243H257V242H255V245H257ZM39 244H40V243H39ZM39 244H31V245H36V246H37V245H39ZM42 244H43V243H42ZM59 244H58V245H59ZM76 244H77V243H76ZM78 244H79V243H78ZM92 244H93V243H91V244L88 243V245H90V246H91ZM96 244H98V242H97ZM108 244H110V243H108ZM120 244L122 245V241H121ZM126 244H127V243H126ZM148 244H147V245H148ZM181 244H182V243H181ZM183 244H184V243H183ZM200 244H201V243L197 244L196 247H198V245L200 246ZM240 244H241V243H240ZM240 244H239V245H240ZM243 244H244V243H243ZM243 244H242V245H243ZM246 244L248 245V243H245L244 247L246 246ZM253 244H254V242H253ZM31 245H30V246H31ZM86 245H87V244H86ZM101 245H102V244H101ZM101 245L99 246V249H100V247H102ZM106 245H107V243H106ZM106 245L104 244L103 247H105ZM127 245H128V244H127ZM167 245H168V246H171L170 244H167ZM184 245H185V244H184ZM206 245H208V244H206ZM206 245H203L204 248L206 247ZM235 245H237V243H235L233 246L236 247ZM242 245H241V247L244 248ZM249 245H250V244H249ZM260 245H261V244H260ZM262 245L264 246V243H262ZM262 245H261V246H262ZM10 246H11V245H10ZM13 246H14V245H13ZM16 246H17V245H16ZM53 246H56V245H53ZM70 246H72V245H70ZM70 246H69V247L67 246V247L70 248ZM95 246H97V245H95ZM119 246H120V245H119ZM135 246H136V245H135ZM140 246H141V247L144 246V248H146V249L149 248V246L145 247V246H146L145 243L143 244V246H142V244L139 245V247H140ZM208 246H209V245H208ZM208 246H207V247H208ZM216 246H217V245H216ZM216 246H215V247H216ZM225 246H226V244H225ZM229 246H227V249H228ZM233 246H231V247H233ZM237 246H238V245H237ZM250 246H253V247H254V245H250ZM258 246H259V245H258ZM258 246H257V247H258ZM26 247H27V249L30 248V247H28V245H27ZM26 247H21V248H25V249H23V250H26ZM83 247H84V246H83ZM88 247H89V246H88ZM91 247H92L91 249H93V246H91ZM106 247H107V246H106ZM108 247L111 248L112 246H109V245H108ZM125 247H127V246H125ZM130 247H131V246H130ZM136 247H137V246H136ZM172 247H173V246H172ZM207 247H206V248H207ZM217 247H219V246H217ZM234 247H233V248H234ZM241 247H240V248H241ZM12 248H13V247H12ZM19 248H20V247H18V249H19ZM40 248H41V247H40ZM40 248H39V249H40ZM44 248H45V247H43L42 249L44 250ZM53 248H55V247H53ZM53 248H51V249H53ZM84 248H87V247H84ZM89 248H90V247H89ZM89 248H87L86 250H88ZM95 248H96V247H95ZM95 248H94V249H95ZM120 248H121V247H120ZM133 248H134V247H133ZM133 248H132V249H133ZM137 248H138V247H137ZM144 248H143V249H144ZM155 248H154V249H155ZM161 248H163V247H161ZM170 248H171V247H170ZM189 248H190V247H189ZM192 248H193V247H192ZM201 248H202V247L200 246V249H201ZM206 248H205V250H206ZM208 248H209V247H208ZM210 248H211V246H210ZM210 248H209V249H210ZM219 248H220V247H219ZM219 248H218V249H217V248H213V250H214V249H217L216 251H213L212 249H210V250H211V253H210V250H209V251H208L209 253H207V254H208V255H209V254L212 255V251H213L215 254H216V252H217V254H219V251H220V250L222 251V249H221L222 247L220 248V250H219ZM229 248H230V247H229ZM237 248H238V250L241 251V249H239V246H238ZM237 248H235V250H236ZM247 248H248L249 250H251L252 247L249 248V247L247 246ZM39 249H38V251H39ZM94 249H93V250H94ZM99 249H97L98 252L101 251V250H103V249H101V250H99ZM171 249H172V248H171ZM194 249H196V248H194ZM223 249H224V248H223ZM227 249H224V250L226 251ZM244 249H245V248H244ZM244 249H242V251H243ZM20 250H21V249H20ZM23 250H21V253H22ZM48 250H49V249H48ZM53 250H54V249H53ZM53 250H52V252H53ZM89 250H90V249H89ZM97 250H96V251H97ZM115 250H116V249H115ZM115 250H114V251H115ZM136 250H137V249H135V250L133 249V251H135V252H136ZM140 250H141V249H140ZM144 250H145V249H144ZM152 250H153V249H152ZM155 250H156V249H155ZM173 250H174V248H173ZM180 250H181V247H180ZM182 250H183V249H182ZM201 250H202V249H201ZM257 250H258V249H256L255 251H257ZM263 250H264V248H263ZM3 251H4V250H3ZM3 251H2V252H3ZM38 251H37V252H38ZM41 251H42V250H41ZM54 251H55V250H54ZM66 251H67V250H65V252H66ZM91 251H92V250H91ZM91 251H90V252H91ZM94 251H95V250H94ZM103 251H105V248H104ZM109 251H112V250H110V249H109V250H106V252H108V253H109ZM114 251H113V252H114ZM149 251H146V252H149ZM158 251H159V250H158ZM171 251H172V250H171ZM255 251H254V253H251V255H252V254H255V256H257L256 253H259L258 251H261V250H258L257 252H255ZM4 252H5V251H4ZM6 252H7V251H6ZM42 252H43V251H42ZM42 252H40V253H42ZM49 252H50V250H49ZM92 252H93V251H92ZM106 252H104V254H106ZM113 252H110V253H113ZM200 252H201V251H200ZM204 252H205V251H204ZM204 252H203V253H204ZM223 252H224V251H223ZM227 252L230 253V251H227ZM227 252H226V253H227ZM234 252H235V251H234ZM249 252H252V251H249ZM263 252H264V251L260 252V253L263 255V257H262V258L260 257V260H259V261H257V259H259L258 257L261 256V254H258L259 256H257V258L255 257L257 262H260L261 259H262V261H261L260 263L264 262V261H263V258H264V254H263ZM46 253H47V252H46ZM81 253H82V252H81ZM81 253H80V252L77 253L76 256L78 257L79 254H81ZM83 253H84V252H83ZM83 253H82V254H83ZM94 253H95V252H94ZM114 253H115V252H114ZM151 253H152V251H151ZM151 253H150V254H151ZM167 253H168V252H167ZM171 253H172V252H171ZM193 253H194V252H193ZM203 253H201V254L198 253V254H199V255H202ZM232 253H233V252H232ZM240 253H241V252H240ZM246 253H247V250H246ZM1 254H4V253H1ZM66 254H67V253H65V255H66ZM74 254H75V253H74ZM74 254H73V255H74ZM87 254H88V252H87ZM95 254H96V253H95ZM99 254H101V256H102V253L99 252ZM104 254H103V255H104ZM124 254H125V257H126V253H124ZM136 254H137V252H136ZM140 254H142V253H140ZM147 254H148V253H147ZM147 254H145V255H147ZM156 254H157V253H156ZM162 254H163V253H162ZM183 254H185V253H183ZM198 254L195 253L194 255H195V256H196V255L198 256ZM217 254H216V255H217ZM249 254H250V253H248V254L246 255V257H247ZM23 255H24V254H23ZM40 255H41V254H40ZM52 255H54V253H52ZM65 255H64V256H65ZM97 255H98V254H97ZM108 255H109V254H108ZM142 255H143V254H142ZM142 255H141V256H142ZM145 255H144V258L146 257ZM148 255H149V254H148ZM148 255H147V256H148ZM173 255H174V254H173ZM185 255H186V254H185ZM213 255H214V254H213ZM220 255H221V254H220ZM220 255H219V256H220ZM227 255H228V254H227ZM236 255H237V254H236ZM236 255H235V256H236ZM238 255H239V254H238ZM238 255H237V256H238ZM26 256H29V255H26ZM26 256H25V257H26ZM43 256H44V254H43ZM46 256H47V255H46ZM46 256H44V257H46ZM48 256H49V253H48ZM48 256H47V257H48ZM70 256H71V254H70ZM76 256H74V257L77 258ZM80 256H83V255H80ZM105 256H106V255H104V257H105ZM119 256H120V257H119V260H118V261H120V260L123 259V258L121 259V257H124V255L121 256V254H119ZM158 256H159V255H158ZM197 256H196V257H197ZM202 256H203V255H202ZM202 256H201V257H202ZM29 257H30V256H29ZM53 257H54V256H53ZM53 257H51V258H53ZM65 257H66V256H65ZM68 257H69V256H68ZM95 257L97 258V256H95ZM148 257H149V256H148ZM148 257H147V258H148ZM150 257H151V255H150ZM168 257H171V256H167L165 260H167ZM173 257H174V256H173ZM196 257H195V258H196ZM201 257H200V258H201ZM239 257H240V256H238L237 259H239ZM241 257H242V255H241ZM246 257H245V258H246ZM248 257H249V256H248ZM252 257H253V256H250L249 259L247 258V260H248L247 262H251V261H249V260H250ZM33 258H34V257H33ZM60 258H61V257H60ZM66 258H67V257H66ZM69 258H70V257H69ZM75 258H74V259H75ZM89 258H90V257H89ZM89 258H88L87 260H89ZM101 258H102V257H101ZM112 258H113V257H112ZM127 258H128V257H127ZM147 258H146V260L150 259V258H148V259H147ZM161 258H162V257H161ZM197 258H199V257H197ZM208 258H209V257H207L206 262L208 261ZM253 258H254V257H253ZM255 258H254V261H255ZM22 259H23V258H22ZM28 259H29V258H28ZM53 259H57V258L54 257ZM61 259H62V258H61ZM79 259H82V258H79ZM85 259H86V258H85ZM107 259H108L107 261H109L110 263H112V262L114 261V260L112 259L113 261L111 260V261H112V262H111L109 258H107ZM115 259H118V257H117V258L115 257ZM125 259H126V258H125ZM125 259H124V260H125ZM162 259H164V257H163ZM162 259H161V260H162ZM169 259H171V258H169ZM183 259H184V258H183ZM189 259L191 260V258H189ZM202 259H203V258H202ZM204 259H205V258H204ZM31 260H32V258H31ZM31 260H30V261H31ZM33 260H34V259H33ZM40 260H41V259H40ZM57 260H58V259H57ZM57 260H56V261H57ZM77 260H78V258H77ZM92 260H93V259H92ZM127 260H128V259H127ZM127 260H126V261H127ZM161 260H159V261H161ZM195 260H196V259H195ZM209 260H211V259H209ZM213 260H216V259L214 258ZM230 260H231V259H230ZM251 260H252V259H251ZM23 261H24V260H23ZM46 261H48V260H46ZM50 261H52V260H50ZM54 261H55V260H54ZM54 261H53V263L56 262V261H55V262H54ZM58 261H60V260H58ZM62 261L64 262V259H63ZM72 261H73V260H72ZM95 261H96V260H95ZM132 261H133V262H132ZM148 261H149V260H148ZM155 261H157V260H155ZM171 261H172V260H170V262H171ZM173 261H174V260H173ZM173 261H172V263H173ZM182 261H183V260H182ZM191 261H194V260L192 259ZM202 261H203V260H202ZM211 261H212V260H211ZM219 261H220V260H219ZM219 261H217V262L219 263ZM254 261H252L253 264L256 263V261H255V262H254ZM10 262H11V263H14L13 261H10ZM19 262H22V261H21V257H20ZM33 262H34V261H33ZM38 262H40V261H38ZM92 262L94 263V260H93ZM99 262H100V261H99ZM114 262H115V261H114ZM123 262H124V261H123ZM123 262H118V264H119V263H122V264H123ZM127 262H128V264H129V262H131V263L134 264V262H136V261H135L134 259H131L130 261H127ZM139 262H140V261H139ZM166 262H167V261H166ZM183 262H184V261H183ZM189 262H190V261H189ZM196 262H197V260H196ZM230 262H231V261H229V263H230ZM252 262H251V264H252ZM15 263H16V262H15ZM51 263H52V262H51ZM73 263H74V261H73ZM79 263H80V262H79ZM79 263H78V264H79ZM90 263H91V261H90ZM95 263H97V262H95ZM106 263H107V262H106ZM125 263H126V262H125ZM125 263H124V264H125ZM146 263H148V262H146ZM172 263H171V264H172ZM185 263H186V262H184V264H185ZM187 263H188V262H187ZM194 263H195V261H194ZM194 263H193V264H194ZM203 263H204V261L202 262V264H203ZM218 263H215V264H218ZM224 263H225V262H224ZM232 263H233V262H232ZM232 263H231V264H232ZM240 263H241V262H240ZM16 264H17V263H16ZM23 264H24V263H23ZM28 264H29V263H28ZM35 264H36V263H35ZM48 264H50L49 261H48ZM66 264H70V263L68 262V263H66ZM80 264H81V263H80ZM82 264H83V263H82ZM85 264H88V262H87V263L85 262ZM116 264H117V262H116ZM126 264H127V263H126ZM136 264H137V263H136ZM149 264H150V262H149ZM163 264H167V263L164 262ZM169 264H170V263H169ZM175 264H176V262H175ZM190 264H191V263H190ZM207 264H208V263H207ZM211 264H212V263H211ZM213 264H214V263H213ZM219 264H221V262H220ZM222 264H223V263H222ZM241 264H242V263H241ZM243 264H244V263H243ZM245 264H246V262H245ZM247 264H249V263H247ZM257 264H258V263H257Z\"/></svg>","mask_w":264,"mask_h":264},{"label":"snow or ice","instance_id":"3","mask_svg":"<svg viewBox=\"0 0 264 264\" xmlns=\"http://www.w3.org/2000/svg\"><path fill=\"white\" fill-rule=\"evenodd\" d=\"M0 7L6 8V9H9V8H10V9H19L20 6H19L18 4H11V5H9L8 3H3V4H0ZM81 7H83V6H81ZM237 7H240V5H237ZM257 7H258V12H259V18H260L261 21H264V3H261V4L258 5ZM53 11H55V9H53ZM154 21H155V17L153 18V22H154ZM4 23H5V21L0 20V25H3ZM67 23H68L69 25L73 26V27L75 26V25H72V22H71V21H67ZM259 27H260V30H261V35L264 36V23H261V24L259 25ZM68 34L70 35L71 33H68ZM36 35L39 36L40 34H39V33H36ZM160 35H162V34H160ZM159 38H160V37H159V35H158V36H157V40H158ZM96 47L99 48L100 45L98 44V45H96ZM157 58H158V57H157L156 55H153V56L151 57V59L148 61V64L151 65V64L153 63V61H155ZM122 59H124V57H122ZM121 71H122V69H118V70H117V72H116V76H115V79L118 80ZM2 75H4V73H3L2 71H0V76H2ZM53 87H58V85H55V84H54ZM2 102H3V101L0 100V103H2ZM24 111H25V112H28V111H29L27 105L24 106ZM50 115H51V116H55L56 114H55V112H52V113H50ZM64 123H67V121H64ZM165 123H167V121H165ZM15 130H16L15 127H13V131H15ZM249 130H251V129H249ZM84 139L87 140L88 137L85 136ZM253 167H255V165H253ZM233 175H235V173H233ZM21 183H23V181H21ZM262 243H264V241H262ZM262 264H264V262H262Z\"/></svg>","mask_w":264,"mask_h":264}]
</instances>
